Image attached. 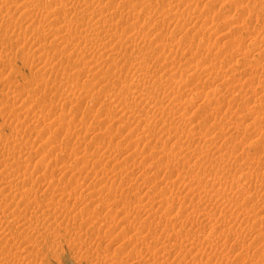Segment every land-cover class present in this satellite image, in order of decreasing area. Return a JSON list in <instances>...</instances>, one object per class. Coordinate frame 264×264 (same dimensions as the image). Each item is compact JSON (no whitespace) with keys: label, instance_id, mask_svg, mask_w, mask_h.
<instances>
[{"label":"rangeland","instance_id":"obj_1","mask_svg":"<svg viewBox=\"0 0 264 264\" xmlns=\"http://www.w3.org/2000/svg\"><path fill=\"white\" fill-rule=\"evenodd\" d=\"M18 1H20V0H13V1H10L11 3H9L10 4V6L12 7H10L11 9H16V7L17 6H19V5H21L20 3H21V1L20 2H18ZM49 0H42V2H44L43 3V6H45V8H47V9H50L51 7L50 6H48L49 5V2H48ZM102 2H106V0H101ZM115 1H117V0H114V1H111V2H114L115 3ZM128 1H131V0H127L125 3H128V4H133V2L131 1V3L130 2H128ZM150 2H156V0H149ZM163 1V2H162ZM183 1V0H182ZM182 1L181 0H157V2H156V4L154 5L155 6V8H157V9H159V8H162V7H167V5H166V3H168V6L170 5V3H171V5H173V8H175L176 9V11L178 10L179 12H182V14H183V17L184 18H186L187 19V21H186V19H184V21H186V22H184V21H181V22H178V21H176L175 19H174V22L172 21L173 19H171L170 17H168V18H164L163 20L162 19H159V18H155V17H153V16H149L148 14H145L144 12H138L139 14V16L137 17V19H138V21L136 20V17H130V16H124V18H122L121 19V22H118L117 23V26L119 27V28H117V26H115V29H118V31H120V32H122V29L121 28H123V26L122 25H124V26H127L128 24H136L137 26H138V28L140 29V32L141 33H143V34H141L142 36H144V41H146V42H143V43H145L144 45H143V43L140 45V46H142L141 47V49H153V51L151 52L152 53V55H153V57H152V55L150 56V57H148L147 59H148V62H146L149 66L147 67V64H146V68H148V69H146V70H144V71H146V72H148L150 75H153L154 74V76H152L153 78H151V79H149V81H148V84L149 85H151L152 84V82H153V79H154V77L155 76H157V75H159V73L161 74V75H164L165 77H170V76H172V77H170V78H173V76H174V78L176 79H174L175 81H183V83L180 85L181 87H183V88H180V91H181V94H180V99L177 97V100L178 101H175V102H179L181 99H184L185 100V98H188V97H195V94L197 95L198 94V96H200V94H203V93H206L207 94V92H209L208 94H210V93H212V91L213 92H219V95L220 96H222V97H220L221 99H220V104L222 105V107H220V108H213V110H209V111H207V110H197L196 112H194L193 113V115H192V113H191V111L193 112L194 110H193V108H191V107H189V106H187V105H185V103H183L184 101L183 100H181L180 101V105H179V103H175L174 102V107H175V105L177 104V106H176V108H179V110H178V113H177V115L178 114H182V113H184V118H183V115H182V120H183V123H184V127H185V129L186 128H189L190 126H191V123L193 122L194 123V121H195V123L197 122H199V126L201 127V129H200V127L198 126V128L199 129H196V130H199L198 131V134L195 136V138H193V140H191L190 142H194V146H193V143H190V142H186L185 141V137H184V135H182V137H181V135L179 134V135H177L178 137H176L175 135H173L172 137H173V139H172V137H170V136H168V135H165V134H162L163 132H162V127H161V124L162 123H159V122H161V121H158V119L156 120V123H153V120H152V114L154 113L151 109H154L153 108V106H154V104H155V102H152V104H151V102H150V104L148 103V106H147V103L146 104H144L145 102L144 101H142L141 103H139L140 102V100H138L137 99V101H139V102H134L132 99H130V98H127V99H125V102H127V103H125V102H123V103H125V104H122V100L124 99V97L123 96H121L120 95V91L118 90L119 89V85H121L122 83L123 84H126V83H128V82H131V79H130V75H131V71H133V66H135V65H133V63H135V61L133 62V59H134V57L136 56V54H138V48L136 49V48H134V46H127L125 43L123 44V42L121 43V44H123V45H118L119 47H120V49H119V51H120V53H123V55H122V57H123V62L125 61V63H122V61L120 62L121 63V65H120V63H118V65L117 64H114V62L111 60V58H110V60L108 59V61H110V62H108V61H106L105 62V64H102L101 65V68L97 71V72H91V71H83L82 69V67L85 65V64H81V63H83V61L84 60H81V59H79V57H77V56H75V55H73L72 53H71V51L72 50H74V48H75V50H79L80 49V47H82L83 46V43L82 42H80V43H82V44H80L79 43V45H76L77 44V42H79V40H75V42H74V40H72V41H70V43H62V42H60L59 44H58V47L56 48V49H49V50H43L44 48H46V47H49L50 46V44H48V42H49V34L46 36V37H48V38H45V40L42 38V37H40V38H38V41H36L37 43H35V40L34 39H32V36H31V33L30 32H28V31H24V32H26V35L24 34V32L22 31V30H24V28L23 27H25L26 26V24H24V26L23 27H21L20 28V30L18 29L19 27H13L12 25L11 26H8V22L7 21H4V23H6V24H3V22L2 21H0V28H1V34H0V43L3 41V43L2 44H0V110L2 111L1 113H3L2 115H0V159H2L3 160V162L4 163H2V162H0L1 164H0V166L2 165L3 166V168L5 167V165L7 164H11L10 166L12 167V169L10 168V167H8L7 165V167H5V169L6 168H9V170H11V171H15V166L16 167H18V168H16V171L12 174V175H14V179H12V175H11V177H8V178H10L11 179V182H9V183H11V184H9L8 185V187L7 188H2V190H1V187H2V185L3 184H1L2 183V176L4 177V174H5V170L4 169H2V167L0 168L1 170H0V172L2 171L4 174H2V172L0 173V178H1V187H0V194H1V192L4 194V195H7L6 193H9L11 190H13V189H16V188H21V189H23V187H29V186H31L32 188H33V190H34V192L35 191H37V193L35 192V195H34V193H32L31 194V196H30V198L32 199V200H34L35 201V199H36V201H35V204H37L39 201V203L37 204V206L38 205H42L43 203H42V201L43 202H47V204H51V207L53 208V206H54V208L55 209H52V208H50V212H48L47 214L45 213L44 214V218H43V216L41 215V214H39L38 212V214L39 215H41V216H38L37 215V213H34L35 211H33V204H34V201H32L31 203H30V207L29 206H26L25 205V203H23V201H21L20 202V206L18 205L17 206V208L19 207V209H17L19 212H20V214H25L26 212H27V214H28V218L26 217L27 216V214L25 215V217H26V220L28 221L29 219H31L33 216H34V218H35V216H36V218L35 219H37L36 220V223H35V219L34 218H32L31 220H32V223H33V225H32V223H30L31 221H28V224H26V226H25V228H26V230H25V228H23V227H20V225H18L17 223H14L13 221L11 222V224H9L10 223V219L9 218H7V217H4L3 215L5 214V211H3L4 209V207L5 206H2L3 204H4V201H2L3 203H1V205H0V207H1V209H2V211H3V213L4 214H2V216H1V212H0V221H2L1 222V226H4V227H1L0 226V230H1V232L2 233H0L1 235H0V264H2V263H8V264H124V262L127 264V262H128V264H147V263H149L150 262V264L152 263V264H160V262H161V264H163L162 262H164V260H165V263L166 264H169L170 262H169V260H171V263H173V260L174 259H176V260H180V262L179 263H181V261H184L183 263H185L186 264V262H187V264H198V262H200L199 264H201V262H203V263H205L204 262V260L207 262V263H205V264H210L211 262V264H217V263H220L221 262V264H264V261H262V259L264 258L263 256H264V239H262V238H264V221H263V223H262V221H260V220H262V219H264V218H262L263 217V214H264V210H263V212H262V208L260 209V207L264 204V202H263V198H262V200H260V199H258L257 201H256V199H254L253 201H249V202H247L248 203V205H247V203L246 202H244V201H242L243 200V198H242V196H239L240 198L238 199V198H236V199H238V200H236L235 201V195L233 196L232 194H230V192H227L226 193V188L225 187H227V185L229 184V181H231V179L233 178V179H235V178H239L240 179V182H241V184L242 185H245V186H248V184L247 183H249L250 182V185H249V189H254V188H257V189H261L263 186H264V181L262 182V180H264V178L261 180L260 179V177H259V181L260 182H258L257 180H256V178L258 179V176H260L261 175V173L262 172H264V152L262 151L261 152V150L263 149L264 150V143L262 144V147H261V144L259 143V142H257V141H260V138L262 139V136L264 137V135H261L260 134V131L257 129V127L261 130V132H263L264 130V90L262 91V93L260 92L261 90H262V88L261 87H264L263 85H260V84H258V85H260L261 87H259L258 85H257V81L255 80V79H257V77L259 78V76H260V78H264V69L262 68L263 66H262V64H261V62H262V60L261 59H264V58H262L264 55H261V54H258V53H255L254 52V48H252V46L253 47H255V48H257V47H259V48H262L261 50L262 51H264V42H258L257 43V45H252V44H250V43H248V44H246V46H245V43H247V42H249L251 39H250V37L252 38L254 35H256V34H258V35H261V36H263L264 35V32L262 31V30H264V19H263V22H262V18H264V17H262V16H264V15H262L261 17H260V15L261 14H263V11H264V9H263V11L261 12V11H254V10H256V9H254V10H252L253 9V7H251L250 5L248 6V7H250L251 8V10H250V12H252V14L254 13L255 15H256V13L255 12H257V15L256 16H258L259 18H258V20L256 19L257 17L254 15L253 17H252V14L249 12V8L247 7V4H246V6L244 5L245 4V0H233L232 2L233 3H231V2H229L230 0H212V3H210L211 2V0L209 1V2H206V1H208V0H184V2H186V3H182ZM110 2V3H111ZM118 2V1H117ZM124 2H121V4L122 5H124L123 3ZM161 2V3H160ZM166 2V3H165ZM214 2V3H213ZM238 2V3H237ZM47 3H48V5H47ZM160 3V4H159ZM165 3V4H164ZM179 3V4H178ZM218 3V4H217ZM231 3V4H230ZM235 3V4H234ZM242 3H243V5L246 7L245 8V11L243 10L244 8H243V5H242ZM18 4V5H17ZM113 4V3H112ZM154 4V3H153ZM163 4V5H162ZM190 4V5H189ZM231 6H230V5ZM233 4V5H232ZM13 5H15V6H13ZM109 5L111 6V4H105V8H107V7H109ZM158 5V6H157ZM162 5V6H161ZM170 5V6H171ZM126 6H127V4H126ZM183 6V7H182ZM186 6V7H185ZM233 6V7H232ZM237 7V9H236V7ZM15 7V8H14ZM220 7V8H219ZM227 7H228V9H227ZM239 7V8H238ZM181 8H183V9H181ZM194 8V9H193ZM255 8V7H254ZM111 8L109 7L108 8V10H110ZM217 9V10H216ZM229 9H230V11H229ZM186 10V11H185ZM232 10V11H231ZM242 10V11H241ZM18 10H16V16L19 14V12H17ZM235 11V12H234ZM247 11L250 13H247ZM183 12H185V13H183ZM186 12H189V13H186ZM218 12V13H217ZM220 12V13H219ZM246 12V13H245ZM14 13H15V10H14ZM192 13V14H191ZM196 13V14H195ZM207 13V14H206ZM112 14H114V13H112ZM184 14H187L186 16L184 15ZM197 14H199L198 15V17H200L199 18V20H198V17L196 18L197 19V21L195 20V18H194V15H197ZM249 14V15H248ZM258 14H260V15H258ZM61 15V16H60ZM116 15V14H115ZM202 15H203V17H202ZM208 15H209V17H208ZM38 15H36V16H33L34 18L33 19H31V20H29V22L31 23V21H32V23L30 24V25H33L32 26V28L34 27V28H37V27H40V25L41 24H39V23H42L41 21H40V19H43V17H40V16H38V17H40V19L37 17ZM58 16H59V18H61L62 16H63V14H58ZM205 16V17H204ZM235 16V17H234ZM239 16V17H238ZM243 16V17H242ZM249 16H251V18L248 17ZM188 17H189V19H191V21L190 20H188ZM202 17V18H201ZM226 17V18H225ZM241 17L243 18V19H241ZM255 17V18H254ZM36 18V20H37V22H35V19ZM38 18V19H37ZM125 18H126V21H125ZM129 19V21H128V19ZM204 18V19H203ZM208 18H210V19H208ZM229 18V19H228ZM13 19V18H12ZM124 19V20H123ZM195 21H194V20ZM238 19V20H237ZM249 19H254V20H250L249 21ZM123 20V21H122ZM132 20H134V23H133V21ZM140 20V21H139ZM161 20H162V23L163 24H161V23H159V21L161 22ZM225 20V21H224ZM240 20V21H239ZM262 22V23H260V21ZM14 21V20H13ZM16 21V20H15ZM15 21H14V23H15ZM38 21H39V23H38ZM136 21V22H135ZM164 21V22H163ZM176 21V22H175ZM193 21V22H192ZM204 21H206L205 23H207V25L206 24H204L203 22ZM236 21V22H235ZM9 22H11V21H9ZM47 22V21H46ZM124 22L126 23V24H124ZM158 22V23H157ZM177 22H178V24H177ZM190 22V24H187V23H189ZM197 22V23H196ZM242 22V23H241ZM256 22V23H255ZM34 23V24H33ZM51 24L53 23L54 24V27H56V26H58V25H60V24H58V25H56L57 24V22H50ZM123 23V24H122ZM139 23H141V24H139ZM182 23V26L180 25V24ZM185 23V25H183ZM258 23H260L259 25H258ZM4 26H3V25ZM39 24V25H38ZM194 24V25H193ZM201 24H203L202 26H201ZM211 24H212V26H211ZM235 24H236V26H235ZM241 24V25H240ZM35 25V26H34ZM178 25V26H177ZM188 25V26H187ZM194 26L195 28H193L192 26ZM209 25H210V27H209ZM239 25V26H238ZM243 25V26H242ZM247 25V26H246ZM261 25V26H260ZM173 26H174V30H173ZM181 26V27H180ZM183 26H186V27H190V28H188V29H191V30H189L190 32H188V30L186 29V27L184 28ZM198 26H200V27H204V29L206 30V28H207V30L205 31H202L203 29L201 28L200 29V27L198 28ZM251 26V28H249ZM257 26V27H256ZM53 27V26H52ZM206 27V28H205ZM232 27V28H231ZM261 27H262V30H261ZM23 28V29H22ZM27 28V27H26ZM30 28H31V26H30ZM193 28V29H192ZM238 28V29H237ZM244 28V29H243ZM254 30H253V29ZM256 28V29H255ZM257 28H259V29H257ZM4 31H3V30ZM39 29V28H38ZM43 29V28H42ZM178 29V30H177ZM198 29V30H197ZM200 29V30H199ZM229 29H230V31L231 32H229ZM248 29V30H247ZM13 30H17V31H13ZM47 29H45L44 31L42 30V32H45ZM142 30V31H141ZM182 30H183V32H182ZM187 30V31H186ZM193 30V31H192ZM195 30H197V31H195ZM252 30V31H251ZM255 30H256V33H255ZM257 30H260L261 32H258ZM4 33H3V32ZM20 31H21V34H19L20 33ZM188 32L189 34L191 33V34H193L192 36L193 37H195V39L190 35V36H188V35H186V33L185 32ZM247 31H248V33H247ZM47 32V31H46ZM182 32V33H181ZM196 32H200V33H196ZM202 32L204 33V35L202 34ZM206 32V33H205ZM225 32H228V33H225ZM252 32V33H251ZM258 32V33H257ZM175 33V34H174ZM194 33H196V35H197V37H196V35L194 34ZM240 33V34H239ZM255 33V34H254ZM262 33V34H261ZM3 34V35H2ZM5 34V35H4ZM124 34H126V35H124L123 37H128L127 36V34L128 33H124ZM181 34V35H180ZM182 34H183V36H182ZM199 34H201L202 36H204V37H202V36H200ZM254 34V35H253ZM146 35V36H145ZM199 35V36H198ZM241 35V36H240ZM253 35V36H252ZM3 36V37H2ZM7 36H8V38H7ZM19 36H20V38H19ZM22 36V37H21ZM26 36V37H25ZM31 36V37H30ZM178 36H179V39H178ZM187 36V37H186ZM235 36V37H234ZM237 36V37H236ZM183 37H185V38H183ZM191 37V39H189ZM206 37V38H205ZM30 38V39H29ZM132 38V37H131ZM188 38V39H187ZM193 38V39H192ZM199 38V39H198ZM204 38V39H203ZM241 38V39H240ZM22 39V40H21ZM40 39V40H39ZM183 39H185V40H183ZM197 39V40H196ZM207 39V40H206ZM234 39V40H233ZM25 40V41H24ZM34 40V41H33ZM148 40V41H147ZM178 40V41H177ZM187 40V41H186ZM188 40H190V43H189V41ZM199 40V41H198ZM211 40V41H210ZM48 41V42H47ZM204 43H203V42ZM224 41V42H223ZM231 41V42H230ZM8 42V43H7ZM75 43V46L73 45L74 43ZM150 42V43H149ZM166 42V43H165ZM176 42H178V43H176ZM192 42H194V43H192ZM199 42V43H198ZM214 42V43H213ZM223 42V43H222ZM234 42V43H233ZM236 42V43H235ZM71 43H73V44H71ZM127 43V42H126ZM168 43V44H167ZM185 43H187V45L185 44ZM209 43V44H208ZM220 43V44H219ZM263 43V44H262ZM9 44V45H8ZM151 46H150V45ZM168 46H167V45ZM184 44V45H183ZM189 44V45H188ZM194 44V45H193ZM198 44V45H197ZM204 44V45H203ZM211 44V45H210ZM222 44V45H221ZM227 44V45H226ZM3 45V46H2ZM8 45V46H7ZM164 45V46H163ZM186 45V46H185ZM202 45H203V47H205V48H203L202 47ZM77 46H79V48H76ZM91 46V45H90ZM121 46L123 47L122 49L123 50H121ZM144 46V47H143ZM150 48H149V47ZM170 46V47H169ZM188 46V47H187ZM209 46H210V48H211V50H212V48H213V50H212V52L213 51H215V52H213V53H215V54H213L212 52H210L211 53V55H210V53H208L207 52V48H209ZM211 46H213V47H211ZM215 46V47H214ZM219 46V47H218ZM232 46V47H231ZM238 46V47H237ZM249 46V47H248ZM261 46V47H260ZM88 47H89V45H87V52L89 51V53L91 52L92 54H94V51H95V45H94V47L93 46H91V48H93V49H91L90 48V50L88 49ZM133 47V48H132ZM162 47V48H161ZM180 47V48H179ZM187 47V48H186ZM223 48V49H222ZM232 48V49H231ZM249 48V49H248ZM251 48V49H250ZM136 49V50H135ZM143 49V50H144ZM155 49V50H154ZM187 49H188V51H187ZM189 49H190V51H189ZM202 49V50H201ZM217 49V50H216ZM227 49L229 50V51H227ZM236 49V50H235ZM242 49L245 51V53H246V51H247V59H250V58H252L253 59V57H254V59L252 60V66L251 67H253L252 68V71L254 72V73H256L255 75H250L251 77H253V76H256L257 74H258V76H256V77H253V78H251V77H249V74H248V72L245 70V69H243V68H241V67H245L246 66V64L247 63H249V60H247V59H245V60H241V59H238V57L239 56H241L240 55V52L242 51ZM134 50V51H133ZM142 50V51H143ZM176 51V52H175ZM182 51V52H181ZM203 51V52H202ZM216 51H220L219 52V54L221 55L220 57H221V59L220 58H215V56H217L218 55V53L216 52ZM226 51V52H225ZM126 54H125V53ZM133 52V53H132ZM155 52V53H154ZM169 52H171V53H169ZM190 52V53H189ZM201 52V53H200ZM228 52V53H227ZM141 53V52H140ZM159 53V54H158ZM187 53V54H186ZM192 53H194V54H192ZM92 54H88L87 53V55H88V58H90L91 56H93ZM124 54H125V56H124ZM132 54H134L133 55V57L131 56ZM156 54V55H155ZM170 54H172V55H170ZM176 56H175V55ZM224 54H225V56H224ZM263 54V53H262ZM178 55V56H177ZM230 55V56H229ZM37 56V57H36ZM175 56V57H174ZM181 56V57H180ZM184 56V57H183ZM208 56V57H207ZM257 58H256V57ZM125 57H127L128 59H126ZM131 57V58H130ZM177 57V58H176ZM250 57V58H249ZM124 58H125V60H124ZM150 58H152V59H150ZM147 59H146V61H147ZM154 59V60H153ZM163 59V60H162ZM259 60L260 61V63H258V65H256L257 64V62L255 63V60ZM127 60V61H126ZM161 60V61H160ZM165 60H166V62H165ZM178 60V61H177ZM206 60V61H205ZM223 60V61H222ZM248 62H247V61ZM257 60V61H258ZM49 61H50V63H49ZM150 61V62H149ZM170 61V62H169ZM220 61V62H219ZM246 61V62H245ZM258 61V62H259ZM113 62V64H112V67H110L111 66V63ZM154 62H155V64H154ZM161 62H163L162 64H161ZM167 62H168V64H167ZM215 62V63H214ZM227 62V63H226ZM238 64H237V63ZM109 63V64H108ZM171 63V64H170ZM220 63V64H219ZM226 63V64H225ZM250 63H251V61H250ZM253 63H254V65H253ZM108 64V65H107ZM152 64V65H151ZM157 64V65H156ZM165 64H167L166 66H164ZM170 64V65H169ZM194 64V65H193ZM196 64V65H195ZM198 64V65H197ZM214 64V65H213ZM215 64H216V66H215ZM222 64H223V66H222ZM230 64V65H229ZM236 64V65H235ZM260 64H261V68H260ZM83 65V66H82ZM132 65V66H131ZM156 65V66H155ZM174 65V66H173ZM204 67V68H202V66ZM232 65V66H231ZM235 65V66H234ZM243 65V66H242ZM245 65V66H244ZM107 66V67H106ZM114 66H116V67H114ZM152 66V67H151ZM177 66V67H176ZM178 66H179V68H178ZM194 66V67H193ZM208 66V67H207ZM211 66V67H210ZM213 66V67H212ZM221 66H222V68H221ZM228 66H230V67H228ZM108 67H110V68H108ZM118 67H120L121 69H122V71L120 70V68H118ZM196 67V68H195ZM200 67V68H199ZM231 67H234V69H237V70H234L233 68H231ZM116 68H118V70L116 69ZM127 68V69H126ZM193 68V69H192ZM207 68H212V70H211V72L212 71H214V72H216L217 71V69H219L220 70V80L218 81V79H217V77L215 76H213V75H215L214 74V72H210V71H204L205 69H207ZM215 68V69H214ZM231 70H230V69ZM240 68V69H239ZM260 68V69H259ZM153 69V70H152ZM155 69H156V71H155ZM170 69H171V71H170ZM173 69V70H172ZM196 69H198V70H196ZM254 69V70H253ZM111 70V71H110ZM120 70V71H119ZM125 70V71H124ZM148 70V71H147ZM162 70V71H161ZM194 70V71H193ZM196 70V71H195ZM222 70H224V71H222ZM226 70V71H225ZM228 70H230V71H228ZM233 70V71H232ZM117 73V75H116V73ZM118 71V72H117ZM165 71H167V72H165ZM190 71V72H189ZM199 71H200V74L201 73H203V74H201V76H199L200 74H199ZM203 71V72H202ZM235 71V72H234ZM236 71H237V73H236ZM114 73V74H112V73ZM123 72V73H122ZM127 72H129V74L127 73ZM156 72V73H155ZM162 72V73H161ZM191 72H192V75L193 74H195V72H196V75H194L193 77H191ZM198 72V73H197ZM205 72H207V73H205ZM208 72H210V73H208ZM222 72V73H221ZM227 72V73H226ZM230 72V73H229ZM244 72H247V75L244 73ZM262 72V73H261ZM93 73V74H92ZM96 73V74H95ZM111 75H110V74ZM147 73V74H148ZM183 73V74H182ZM224 73H226V74H224ZM232 73V74H231ZM236 73V74H235ZM71 74H72V76L74 75V74H76L77 76L73 79L72 77H71ZM107 74V75H106ZM121 74H122V76H121ZM175 74H176V76H175ZM188 74H190V75H188ZM211 74V75H210ZM223 74V75H222ZM228 74V75H227ZM233 74H235V75H233ZM260 74V75H259ZM263 74V75H262ZM112 75H114V76H112ZM120 75V76H119ZM184 75V76H183ZM210 75V76H209ZM247 77H246V76ZM262 75V76H261ZM110 76H112V77H110ZM117 76V77H116ZM119 76V77H118ZM196 76H199L198 78H195L194 79V77H196ZM203 76H204V78H203ZM208 76V77H207ZM211 76L214 78H211ZM123 77H124V79H123ZM206 77V78H205ZM250 79H249V78ZM86 78V79H85ZM90 78H91V80H90ZM105 78V79H104ZM109 78V79H108ZM178 78V79H177ZM184 80H183V79ZM185 78H186V80H185ZM193 78V79H192ZM202 78V79H201ZM210 78V80H208ZM246 78V80H247V82L246 83H244L246 80H244ZM255 78V79H254ZM87 79H88V81H91V83L93 82H98V81H102L101 83H97V85L95 84V88H93V90H91V91H88L89 90V88H91V86H90V84H88L89 82H87ZM101 79V80H100ZM104 79V80H103ZM113 79H115L116 80V82H115V80H113ZM182 79V80H181ZM211 79H212V81H211ZM217 79V80H216ZM107 80V81H106ZM118 80H120V81H118ZM128 80V81H127ZM214 80V81H213ZM241 80H242V82H241ZM248 80H251L253 83L251 84V81H249L248 82ZM186 81V82H185ZM205 81H206V83H205ZM209 81V82H208ZM233 81V84L231 83ZM113 82V83H112ZM120 83L118 86H117V84L118 83ZM213 82V83H212ZM87 83V84H86ZM184 83H186V84H184ZM220 83V84H219ZM222 83H226L225 85L223 84V85H221ZM230 83V84H229ZM248 83V84H247ZM255 83H256V87L254 86L255 85ZM86 84V85H85ZM113 84H115V86L113 85ZM147 84V85H148ZM227 84H228V86H227ZM252 86H251V85ZM112 85L114 86L113 88H112ZM148 85V87L147 88H149V87H151V86H149ZM209 85H210V87H209ZM86 86L88 87V88H86ZM189 86V87H188ZM205 86V87H204ZM250 86V87H249ZM99 89H101V90H99ZM208 87V88H207ZM217 87V88H216ZM219 87V88H218ZM222 89H221V88ZM249 87V89H247ZM253 87V88H252ZM256 89H255V88ZM143 88V87H142ZM189 88V89H188ZM192 88V89H191ZM194 88H195V90H194ZM205 88V89H204ZM230 88H232V89H230ZM260 88H261V90H260ZM83 89H85L84 91H87V92H89L88 94H87V92H86V94H85V92L83 91ZM87 89V90H86ZM97 89V90H96ZM151 88H149L148 90H150ZM169 88L167 87V90H168ZM209 91H208V90ZM213 89H215V90H213ZM247 89V90H246ZM250 89H252L253 91H251ZM258 89V90H257ZM264 89V88H263ZM8 90H10V91H8ZM11 90H13L12 92L14 93V95H17V94H19L18 95V97H20L19 99H20V101H19V99H18V97L17 96H15V97H12V96H14V95H12L11 93ZM198 90V91H197ZM241 90V91H240ZM254 90H256V92L254 91ZM260 90V91H259ZM6 91H8L7 93L9 94V96L7 95V96H5L7 93H5ZM94 91V92H93ZM189 91V92H188ZM204 91V92H203ZM238 91V92H237ZM5 93L4 94V96L2 95V93ZM100 92V93H99ZM182 92H185V93H182ZM188 92V93H187ZM233 92H236V93H233ZM70 95H69V94ZM81 93V94H80ZM99 94V95H97V94ZM110 93V94H109ZM221 93H222V95H221ZM260 93L262 94V95H260ZM80 96H79V95ZM85 94V95H84ZM163 94V93H162ZM162 94H157L156 95V98H155V100L157 99L158 101L156 102V104L157 103H159L158 105H160V103H161V101L160 100H162V101H164L165 103H168L169 102V97L167 98V97H162L163 95ZM183 94H185V95H183ZM74 97H73V96ZM150 95H152V94H150ZM165 95H166V92H165ZM240 95H241V99L244 101H242L241 99H240ZM243 95V96H242ZM245 95H247V96H245ZM110 96V97H109ZM183 96V97H182ZM229 96V97H228ZM238 96H239V98H238ZM10 98V97H12V99L10 100V99H8V98ZM22 97V98H21ZM66 99H65V98ZM75 97H77L78 98V102L76 101H73L74 99L73 98H75ZM108 97V98H107ZM115 97H118L120 100H119V102L117 101L118 99H116V100H114L115 99ZM182 97V98H181ZM231 97H234V98H231ZM251 97V98H250ZM15 98V100H13ZM80 98V99H79ZM114 98V99H113ZM222 98H226V99H222ZM231 98V99H230ZM237 98V99H236ZM250 98V99H249ZM259 98V99H258ZM263 100H262V99ZM18 101H17V100ZM24 99H26V101H27V103L26 104H24L23 102H24ZM233 99L235 100V101H233ZM21 100H22V102H21ZM67 100V101H66ZM69 100H71V101H69ZM229 100H232V102L231 101H229ZM249 101V103L252 105L253 103H258V104H262L261 105V107H258L257 109H255V110H253L252 112H250V114L247 116L246 114H244L243 112H245L246 113V109H245V103H246V106L248 105V106H250V104H247L248 103V101ZM4 101H6V102H4ZM8 101V102H7ZM9 101L11 102V103H9ZM14 101V102H13ZM17 101V102H16ZM134 103H133V102ZM167 101V102H166ZM239 101H240V103L241 104H239ZM12 102L13 103H15V105H13L12 104ZM19 102H21V103H23V106L24 105H28L29 104V106L31 107L32 105H33V107H34V105H35V109H33L32 107V109L30 108V107H23L22 105H20V104H18ZM71 102V103H70ZM75 102V103H74ZM186 102V101H185ZM226 103V105L224 104V103ZM242 102H243V104H242ZM252 102V103H251ZM5 103V104H4ZM6 103H7V105H6ZM182 103H183V105H182ZM228 103V104H227ZM236 105H235V104ZM238 103V104H237ZM12 106H14V107H12V109L11 110H8V109H10V107H11V105ZM16 104H18L19 106H17ZM135 104V105H134ZM141 104H142V106H141ZM231 104H233V106H231V108H230V106L229 105H231ZM4 105H6V106H8V109H6V106H4ZM122 105H123V107H124V105H126V107L128 108V109H126L125 111L122 109L123 107H122ZM128 105V106H127ZM150 105V106H149ZM152 105V106H151ZM220 105V106H221ZM234 105H235V107H234ZM237 105H239L238 106V109H239V111L240 112H237ZM243 105H244V109H242L243 108ZM10 106V107H9ZM21 106L24 108L23 110H25V112L23 111V110H21L22 108H21ZM144 106H146V107H144ZM180 106V107H179ZM183 106V107H182ZM189 107V108H186V109H189V111L187 110L186 111V109H185V107ZM247 106V107H248ZM260 106V105H259ZM2 107V108H1ZM155 107V106H154ZM182 107V108H181ZM14 108V109H13ZM29 108V109H28ZM148 108H150V109H148ZM227 108H230V110L228 111V109ZM234 108V109H233ZM236 108V109H235ZM16 109V110H15ZM20 109V110H19ZM116 109H117V111H116ZM122 109V110H121ZM130 109V110H129ZM219 109H220V111H219ZM227 111H226V110ZM15 110V111H14ZM27 110H28V113H27ZM129 110V111H128ZM184 111V112H180V111ZM233 110V111H232ZM236 110V114L238 115V116H240L242 113L244 114H242L241 115V118L240 117H238V116H235L236 114L235 113H232V112H234ZM241 110H243L242 112H241ZM259 110H261V112L259 113ZM12 112V115H11V112ZM105 111H108V112H105ZM115 113H114V112ZM199 111V112H198ZM203 111V112H202ZM207 111V112H206ZM232 111V112H231ZM16 114H15V113ZM97 112H99V113H97ZM106 114V116H105V114ZM186 112H188L189 114H187ZM200 112H201V115H200ZM204 112H206V114L204 113ZM208 112H210V114L212 115L213 113H217L218 112V114L216 115V114H213V116H214V118H216V116H217V118H216V120L213 118V116H210L209 115V113ZM211 112H213V113H211ZM221 112V113H220ZM224 112V113H223ZM227 112V113H226ZM231 112V113H230ZM20 113V114H19ZM25 113V114H24ZM30 113V114H29ZM47 113V115L49 116V114L51 115L50 117H51V121L50 120H46L45 118L47 117V115L45 116V114ZM108 113V114H107ZM114 113V114H113ZM117 113V114H116ZM190 113H191V115H190ZM196 113V114H195ZM199 113V114H198ZM220 113V114H219ZM225 113H226V115L227 116H225L224 117V115H225ZM261 114V116H263V117H259L260 115L259 114ZM15 116H14V115ZM18 114V115H17ZM38 114L40 115L39 117H38ZM42 114H43V116H42ZM95 114H97L96 115V117H94V115ZM101 114V115H100ZM109 114H110V116H109ZM180 114V115H181ZM185 114H186V117H185ZM198 114V115H197ZM234 114V115H233ZM22 115V116H21ZM23 115L25 116V117H23ZM98 115H100L99 116V118H102V119H99L98 118ZM119 115V117L117 118L116 116H118ZM197 115L198 117L197 118H195V116ZM201 117H200V116ZM232 115V116H231ZM246 115V116H245ZM258 115V117L259 118H257V119H261L260 121H259V123H257L258 124V126L256 125V124H253L252 122L254 121V118H253V116H257ZM56 116V117H55ZM64 117V119L62 118V117ZM113 116H114V118H113ZM179 116V115H178ZM193 116V117H192ZM226 119H224V120H222L223 119V117ZM229 116H231V117H229ZM243 116V117H242ZM16 117H18V118H16ZM53 117H55V118H57V117H59V119H61V120H57V121H55L54 119L55 118H53ZM61 117V118H60ZM94 117V119L95 118H98L99 120H101V121H98L97 122V119H93V122H91V120H92V118ZM105 117V118H104ZM109 117V118H108ZM113 119H112V118ZM120 117H122L123 118V120H122V118H120ZM164 117H165V119L169 122L170 120H169V118L168 117H170L169 115H167L166 116V114L164 115ZM220 119H219V118ZM227 117V118H226ZM228 117H229V119H228ZM233 117V118H232ZM252 117V118H251ZM41 118V119H40ZM49 118V117H48ZM47 118V119H48ZM71 118V119H70ZM72 118H73V120L75 121L76 120V122H74V123H76V126H74V123H73V120H72ZM107 118L108 119H110V120H107ZM115 118H117V119H119V120H115ZM191 118V119H190ZM205 118V119H204ZM235 118V119H234ZM238 118V119H237ZM42 119H44V120H42ZM50 119V118H49ZM103 119H104V121H103ZM121 119V120H120ZM220 121H219V120ZM227 119H228V121H230L229 123H227L228 121H227ZM230 119H232V120H230ZM234 119V120H233ZM53 120V121H52ZM116 122H115V121ZM185 120H186V122H185ZM189 120V121H188ZM198 120V121H197ZM209 120V121H208ZM238 120H239V122L241 123H238ZM253 120V121H252ZM50 123H49V122ZM61 121H64V122H61ZM96 121V122H95ZM166 121V123H168ZM206 121V122H205ZM234 121V122H233ZM237 121V122H236ZM250 121H252L251 123L253 124H249L250 123ZM52 122H55V123H57V124H51ZM71 124H69V123ZM211 124H210V123ZM247 122H249V123H247ZM261 122V123H260ZM31 123V124H30ZM62 123V124H61ZM64 123H66V124H64ZM72 123H73V125H72ZM91 123H93V125H94V127H92L93 125L91 124ZM147 123H151V124H153V126H150V128L152 127V132L150 131V132H146V133H144L143 132V126H146L147 125ZM159 123V124H158ZM188 123H190L189 125H188ZM16 124H21V125H18V127L20 128H18L17 126H15ZM51 124V125H50ZM61 124V125H60ZM66 125L65 127H64V125ZM145 124V125H144ZM205 124H207V125H205ZM217 124L219 125V127L218 128H220L219 130L220 131H218L216 128V126H217ZM57 125H59L60 127H58ZM63 125V126H62ZM69 125H70V127L73 129V127H74V130H72L71 128H69L70 130H71V135H70V133H69V129H67V127H69ZM186 125V126H185ZM212 125H215L214 127H216V128H212L211 126ZM236 125H238V126H236ZM247 125V126H246ZM248 125H249V127H248ZM255 125V126H254ZM263 125V126H262ZM15 126V127H14ZM20 126H24V127H26V129H24V127H20ZM48 127V129H47V127ZM62 126V127H61ZM96 126V127H95ZM189 126V127H188ZM205 126V127H204ZM206 126H207V128H206ZM222 126V127H221ZM224 126V127H223ZM225 126H227V127H225ZM231 126V127H230ZM236 126V127H235ZM240 126H242V127H240ZM244 126H245V128H244ZM251 126L254 128V131H253V128H251ZM257 126V127H256ZM260 126V127H259ZM17 127V128H16ZM46 127V128H45ZM211 128V129H209V128ZM233 127V128H232ZM246 127H248L249 129H251V131L247 128L246 129ZM256 127V128H255ZM21 128H23V129H21ZM64 128H66L65 130H63ZM203 128V129H202ZM223 129V131L221 132V130ZM226 128V129H225ZM228 128H230V129H228ZM50 129V130H49ZM95 129V130H94ZM208 131H207V130ZM212 129H216V131H218V133L217 132H215L214 133V131L212 130ZM22 130H25L24 132H22ZM63 130V131H62ZM211 130L213 131V132H211ZM255 130H256V133L257 134H255ZM18 133H17V132ZM26 131H27V133H26ZM52 131V132H51ZM65 131H67V133L69 134H66V133H64ZM129 131V132H128ZM131 131V132H130ZM210 131V132H209ZM243 131H247V133L246 132H243ZM249 131V132H248ZM21 132V133H20ZM73 132V133H72ZM127 132L128 133H130L132 136H130V134H129V137L126 135L127 134ZM205 132V133H204ZM221 132V133H220ZM251 132V133H250ZM55 133V135H53ZM117 133V134H116ZM140 133V134H139ZM144 134V135H142V134ZM203 133V136L207 133L208 134V137L205 135V137L204 138H202L203 136L202 135H200V134H202ZM211 133V134H210ZM225 134L226 136H224L223 134ZM231 134V136H230V134ZM235 133V134H234ZM249 133V134H248ZM20 134V135H19ZM26 134V135H25ZM213 134V135H212ZM222 135V136H219V135ZM243 134V135H242ZM247 134V135H246ZM17 135V136H16ZM51 135H52V137L54 138H51ZM57 135V136H56ZM214 135H218L217 137H214ZM252 135H256V136H252ZM17 138H16V137ZM19 136V137H18ZM141 136H143V140H142V137ZM144 136H146V137H144ZM209 136H210V138H212V137H214V141H213V143L215 142V141H217V142H215V144H214V146H215V150L213 149L212 151H214L212 154H211V156H213V154H220V155H216V156H218V159L220 158V156H221V158H222V156H224V155H221V154H223V152L222 151H224L225 153L226 152H228V153H231L232 152V154L233 155H231V158H232V161H231V159H229L230 158V154L229 155H227L228 153H226V155L225 156H228V157H223L221 160H216V161H214L216 158L213 156L212 158L211 157H209L208 155H210V154H208L207 155V157L205 158H202L201 159V161H204V162H200V160L198 161V165H200L202 168H200V170L202 169V172H200V170H199V166L197 167V166H195V164H193V162L195 161V157H196V155L195 154H197L198 152H199V150H200V153L202 152V148H201V145L203 146L204 144H205V139L207 138H209ZM232 136H233V139H232ZM243 136H244V138H243ZM257 136H261L260 138L259 137H257ZM111 137V138H110ZM148 137V138H147ZM220 137H222L223 139H224V143H219V142H222V138H220ZM228 137L231 139H229V142L228 141H226V138L228 139ZM246 137V138H245ZM252 137V139H253V141L252 140H250V138ZM257 139H259V140H257ZM56 138V139H55ZM113 138V139H112ZM134 138H136L137 140H135ZM146 138V139H145ZM175 138V139H174ZM177 138V139H176ZM217 138V139H216ZM218 138H219V140H218ZM235 138V139H234ZM243 138V139H242ZM13 139V140H12ZM15 139V140H14ZM16 139H18V140H16ZM22 139V140H21ZM50 139H52L53 140V142L50 140ZM109 139H112V140H109ZM145 139V140H144ZM179 139L180 140H182V144L180 143V142H178L179 141ZM200 139V140H199ZM254 139H256V140H254ZM55 140V141H54ZM108 140V141H107ZM174 140H176L177 142L176 143H180V144H177L176 145V143H175V141ZM184 140V141H183ZM199 140V141H198ZM235 140V141H234ZM249 140L252 142V145H251V142H249ZM263 140V139H262ZM15 141V142H14ZM18 141V142H17ZM26 143H25V142ZM102 141H104V142H102ZM105 141H107V143H105ZM109 141H110V143H109ZM137 141V142H136ZM195 141L197 142V144L195 143ZM202 141V142H201ZM225 141H226V143H225ZM234 144V145H231L232 143ZM234 141V142H233ZM238 141V142H237ZM264 141V140H263ZM18 143V146H19V148H17V144H15V143ZM21 142V143H20ZM62 142V143H61ZM201 142V143H200ZM231 143L230 145L228 144V143ZM236 142V143H235ZM240 142H242V143H240ZM250 144H249V143ZM256 142V143H255ZM13 143V144H12ZM20 143V144H19ZM23 143H25L24 145H23ZM55 143V144H54ZM66 143V144H65ZM102 143V144H101ZM108 143L109 144H112V145H109L108 146ZM186 143V144H185ZM189 143H190V145H189ZM200 143V144H199ZM204 143V144H203ZM258 143L260 144V146L258 145ZM23 146H22V145ZM61 144H62V146H61ZM218 146H217V145ZM223 144V145H222ZM225 144H228L229 145V147H227L226 149H225V147L227 146V145H225ZM240 144V146H239V148H237L238 147V145ZM241 144H242V147L244 148H242L241 147ZM245 144V145H244ZM256 144V145H255ZM13 145H15L14 146V149H13ZM21 145V146H20ZM26 145V146H25ZM54 145L56 146V145H58L59 146V150L57 151V147L56 148H53L54 147ZM66 145V146H65ZM76 146V147H74V146ZM101 145H103V146H100ZM107 145V146H106ZM147 145V146H146ZM176 145V146H175ZM191 145L193 146V148L195 149L196 147H195V145L197 146V145H199V146H197V148H199L200 147V149H197L196 148V150H198V151H196V150H194L193 149V151H191V149H192V147H191ZM225 145V146H224ZM244 145V146H243ZM249 146V145H251V147H250V150L251 149H253V150H251L252 151V153H251V151L249 150V148H245L246 146ZM254 145V146H253ZM11 146H12V148H11ZM53 146V147H52ZM65 146V147H64ZM112 147V149H111V147ZM117 146V147H116ZM185 146V147H184ZM232 148H231V147ZM258 147V150L256 149V148H253V147ZM10 147V148H9ZM23 147V148H22ZM24 147H26V148H24ZM52 147V148H51ZM62 147H64L65 148V150H62V149H60V148H62ZM104 147H110V149L112 150H110L111 151V156H108L109 158H106L105 156H107V154L105 155V153L104 152H106L105 150V148ZM115 147V148H114ZM153 147V148H152ZM181 148V151H179L180 149H178V148ZM183 147H184V149L187 147L188 149V151L186 152V149H185V151L183 150ZM191 147V148H190ZM219 147H223V148H221V149H223V150H221ZM261 147V148H260ZM20 148H22V150H19ZM63 148V149H64ZM74 148L76 149V148H78L77 150H79V154L80 153H82V154H77V150H74ZM87 149V151H85L86 149ZM108 148H107V150H108ZM117 148V150H119V149H121L120 150V152H118L117 150L115 151V149ZM129 148H131V149H129ZM150 150H149V149ZM159 150H158V149ZM228 148H229V150L230 149H232V150H230V151H228ZM240 148H242L241 150H240ZM4 149H7V150H4ZM9 149H13V151H11V150H9ZM24 149H25V151H24ZM46 149H47V151H46ZM49 149H51V151H49ZM71 149H73V150H71ZM82 149H84V153H83V151H82ZM96 150V151H98V152H96V151H94V150ZM104 149V150H103ZM123 149V150H122ZM167 150L166 152H163L162 150ZM236 151H235V150ZM245 149H248L249 150V152H248V150L246 151ZM255 149H256V151H255ZM10 152H9V151ZM56 150V151H55ZM60 150H61V152H60ZM135 151L136 150V152H137V154H135L136 152H134V154L132 153V152H130V151ZM155 150H157L156 151V153L155 152H153V151H155ZM160 150H161V152H160ZM176 150V151H175ZM183 150V151H182ZM190 150V151H189ZM218 150V151H217ZM219 150H221L220 152H219ZM240 150V151H239ZM54 151V152H53ZM76 151V152H75ZM81 151V152H80ZM95 152V155L97 156H92V155H94V152ZM115 151V152H114ZM152 151V152H151ZM168 151H171L170 153H167ZM172 151H174V152H172ZM177 151H179V152H181V153H177ZM195 151V152H194ZM239 151V152H238ZM248 152L249 153V155H247L248 153H245L244 154V152ZM5 152V153H4ZM7 152V153H6ZM48 152H53L52 154H50V155H52L51 157H49V153ZM73 152V154L74 153H76L77 155H75L76 156V158H75V156H74V159H77L76 161L77 162H79L80 160H79V157H77V156H80V159H81V157H85V156H87V155H89L90 153H93V154H90L89 156H87V158L85 157L84 159H86V161H84L83 159V161H84V163L85 164H83V162H82V160L79 162V163H81L80 165H79V163L77 164V162L76 161H74L73 160V154H71ZM86 152H88V153H86ZM104 154H103V153ZM112 152H114V153H112ZM142 152H143V154H142ZM146 152V153H145ZM148 152H151L150 154L148 153ZM176 152V153H175ZM190 152V153H189ZM194 152V153H193ZM197 152V153H196ZM216 152V153H215ZM237 152H238V154H237ZM48 153V154H47ZM55 153V154H54ZM86 153V154H85ZM98 155H97V154ZM120 153V154H119ZM121 153H122V155H121ZM126 153H129V154H126ZM130 153H132V154H130ZM152 153L154 154V155H152ZM161 153H162V155L163 154H169V155H172V154H176V155H178V156H174L175 158H173L172 157V160H171V157L169 156V158H167L166 160H168V161H171V163L170 162H166V160H164L165 158H164V156H162L161 155ZM182 153H185V154H192V156H189L188 155V157H187V159H189V164H188V161H185V162H187V163H184V161L183 160H187V159H185L184 158V155L185 154H182ZM224 153V154H225ZM240 153H241V155H242V153H243V155H245L244 157H243V155L241 156L240 155ZM258 153V154H257ZM46 154V155H45ZM70 154H71V156L72 157H69L70 156ZM84 154H85V156H84ZM115 154H117L116 156H117V159H119L118 161L115 159L116 157L114 156ZM120 156H119V155ZM147 154H149V155H147ZM179 154H181V156L179 155ZM202 154V153H201ZM56 157H54V156ZM99 155H101V156H103L102 158H100L101 156H99ZM112 155H113V157L114 158H112ZM124 155H125V157H127V155H129V157H127V158H122V157H124ZM143 155V156H142ZM148 157H147V156ZM150 155H152V157H154V156H157V159H155V161H154V158H152ZM183 155V156H182ZM193 155H195L194 157H193ZM203 155V154H202ZM239 155V158L238 157H236V156H238ZM19 156V157H18ZM47 156V157H46ZM119 156V157H118ZM146 156V157H145ZM159 156H162L164 159H161L162 157H159ZM186 156V155H185ZM247 156H248V158H247ZM14 157V158H13ZM16 157H18L19 158V163L17 164V162L15 163L14 161H17V159H16ZM49 157V158H48ZM52 157H54V158H52ZM63 157V158H62ZM94 159H93V158ZM142 157V158H141ZM144 157V158H143ZM159 157V158H158ZM181 157L183 158V159H181ZM209 157V158H208ZM235 157H236V160H235ZM57 158L58 159H61V160H63V161H59V160H57ZM65 158V159H64ZM91 158H92V160H91ZM97 158L98 159H100V163L101 162H103V163H96V162H99L98 160H97ZM146 158V159H145ZM148 158V159H147ZM151 158V159H150ZM156 158V157H155ZM181 160L180 161V164L178 165L176 162H178V160ZM197 158V157H196ZM208 158V159H207ZM215 158V159H214ZM224 158H227V159H224ZM243 160H242V159ZM252 160H251V159ZM254 158V159H253ZM258 158V159H257ZM262 158V159H261ZM6 159V160H5ZM13 159V160H12ZM16 159V160H15ZM44 159V160H43ZM67 159V160H66ZM71 160V161H69V160ZM90 159V161L89 162H91L92 161V163H89L88 162V160ZM96 159V160H95ZM105 159V160H104ZM107 159V160H106ZM115 161H114V160ZM122 159H123V161H122ZM141 159V160H140ZM144 159L146 160V161H144ZM150 159V160H149ZM170 159V160H169ZM174 159V160H173ZM192 159H194V161L192 162L191 160ZM204 159V160H203ZM223 159H224V161H225V164H222L221 162H223ZM239 159V160H238ZM247 161H246V160ZM249 159V160H248ZM57 160V161H56ZM66 160V161H65ZM79 160V161H78ZM109 160V161H108ZM113 161V163H111L110 161ZM130 160H131V162H130ZM148 160V161H147ZM156 160H157V165L156 164H153V165H156V167L155 166H153L152 165V163H155L156 162ZM176 160V161H175ZM207 160H209V161H211L210 162V164H209V161L207 162ZM214 162H216V166H215V163H213V161ZM227 160H229V161H227ZM236 162V161H239V162H237L238 163V165H237V163H235L234 161ZM7 161V162H6ZM52 161V162H51ZM67 161H69V162H67ZM96 161V162H95ZM104 161H106L107 163L105 164V162ZM122 163H121V162ZM127 161V162H126ZM132 161H134V162H136L135 164L137 165H135V164H133L134 162H132ZM138 161H140V162H138ZM141 161H144V162H141ZM149 161H151L150 163H149ZM159 161H160V163H159ZM175 163H174V162ZM241 161V162H240ZM250 161H252V162H254L255 164L253 165V163L252 162H250ZM256 161H258L260 164H261V166H260V164H258V162H256ZM6 162V163H5ZM9 162V163H8ZM12 162L14 163V164H16V165H12ZM64 162H67V164L65 165V163ZM70 162H71V164H70ZM73 162H74V164H76V165H78V166H81V167H76L74 164H73ZM115 162V163H114ZM120 164H119V163ZM163 162V164H161ZM165 162V163H164ZM200 162V163H199ZM227 162H230V163H234V164H230V163H227ZM243 162V163H242ZM247 164H246V163ZM69 163V164H68ZM89 163V164H88ZM125 163V165H126V163H131V164H127L129 167H126L125 165H121V164H124ZM148 163V164H147ZM185 164V166L184 165H182V167H181V164ZM192 163V164H191ZM203 163V164H202ZM205 163V164H204ZM207 163L211 166V168H210V166L209 165H207ZM220 163V164H219ZM224 163V162H223ZM227 163V164H226ZM240 163V164H239ZM249 163V164H248ZM256 163H257V165H256ZM20 164V166H18ZM21 164H23V165H21ZM87 164H88V166H87ZM117 164V165H116ZM132 164H133V166H132ZM203 166H202V165ZM215 166V167H213L214 169H215V171H216V173L217 174H219V175H217V176H221L220 178L222 179V181H221V179H220V183L222 182V183H225L226 182V184L224 185H222V183H221V185H216L215 183V185L213 184V186H211V182L210 181H212V179H215V171L214 170H211L212 169V166L213 165ZM218 164V165H217ZM223 166H222V165ZM242 164V165H241ZM244 164L246 165V166H248V167H246V166H244ZM59 165V166H58ZM61 165V166H60ZM63 165H65L64 166V168L67 166V165H69V166H67L66 167V169H63ZM83 165H85V167L83 166ZM96 165H98L97 167L99 168V169H97V167H96ZM151 167H149V166ZM161 165H165L164 167L166 168H162L161 167ZM170 165V166H169ZM171 165H173V168L171 167ZM178 165V166H177ZM193 165V166H192ZM204 165H207V166H205L204 167ZM220 165H221V167H220ZM227 165V166H226ZM228 165H230V166H228ZM232 165V166H231ZM235 167H234V166ZM239 165H240V168H245L246 170L248 169V171H241L240 170V168H239ZM250 165H252V167H251V169L249 168L250 167ZM58 166V167H57ZM95 166L96 167V169H95V167H94V170L96 171V173H100L99 175H101V174H103V175H101V176H99L98 174H97V176H95V174H94V176H92V174H93V172L92 171H94V170H92L93 169V167ZM105 168H104V167ZM115 167V169L116 168H118L116 171H115V169H113L114 167ZM132 166V167H131ZM138 166H139V168H141V169H138ZM148 166V167H147ZM161 167V168H159V167ZM171 167L173 170H174V168L175 169H177L178 167V170H174V172H171V171H173L171 168H169V167ZM176 166V167H175ZM196 168H195V167ZM219 166V167H218ZM229 167V171H228V169L226 168V167ZM237 166H238V168H237ZM253 166H255L254 168H253ZM20 167V168H19ZM59 167H61V168H59ZM70 167V168H69ZM77 168V169H79L80 170V168H81V172H79V170H77L76 169V171H75V169H73V171H72V168ZM92 167V168H91ZM103 167V168H102ZM107 167H109V168H107ZM111 167H113V168H111ZM126 167V168H125ZM130 167H131V170H129L130 169ZM134 167V168H133ZM136 167V168H135ZM142 167H144L143 169H144V171H143V169H142ZM188 168V169H186V168ZM195 169H194V168ZM209 167V168H208ZM224 167V168H223ZM234 169H233V168ZM258 167H259V169L260 170H258ZM58 168V169H57ZM67 168H68V170H69V172H68V170H67ZM111 168V169H110ZM122 168H123V171H122ZM132 168H133V170H132ZM158 168H159V170H158ZM181 168V170H179ZM183 168V169H182ZM198 168V169H197ZM204 168H207V170H205ZM222 169L223 170V172H222V170H219V171H217L218 169ZM231 168H232V170H231ZM102 169H104V173L103 172H101V170ZM137 169V170H136ZM146 169V170H145ZM185 169V171H183ZM190 169L192 170V171H194L193 173H194V175L192 174V173H190V172H192V171H190ZM205 171H204V170ZM224 169L226 170V171H228V173H230V171L232 172L231 174H228L227 175V172L225 171V173H224ZM237 169H239V173H237L238 172V170ZM250 169V170H249ZM70 170H71V172H72V174H74L75 172H78V173H76L77 175L75 176V175H73V176H71L70 178H69V176L70 175H72L71 174V172H70ZM98 170H100V172H97ZM109 170H114L113 172H118V173H111V171L109 172ZM242 170H244V169H242ZM62 171H66L65 173L67 174V172H68V174L66 175V174H64V172H62ZM75 171V172H74ZM103 171V170H102ZM108 171V172H107ZM124 171H125V173H129V175L127 176V175H125L124 174ZM128 171H131V172H128ZM163 171V172H162ZM180 171V172H179ZM182 171V172H181ZM213 171V172H212ZM251 171H253V173H254V171H255V173H254V176H252L253 175V173L251 172ZM259 171V172H258ZM120 172H121V174L123 175V176H125V177H123L122 175H118V177L120 176V178L121 177H123V178H125L124 180H121V179H119V178H112L113 177V175H115L114 177H117V174H120ZM145 172V173H144ZM169 172V173H168ZM184 172V173H183ZM189 172V173H188ZM206 172H208V173H210V174H208L206 177H205V175L207 174ZM213 174H212V173ZM219 172V173H218ZM245 172L247 173V174H245ZM256 172H258L257 173V177L255 176V174H256ZM95 173V172H94ZM105 173H107V174H105ZM109 173H111L110 174V176H109ZM140 173H143V174H140ZM154 173V174H153ZM166 173V174H165ZM195 173H196V175H195ZM198 173H199V176H200V178L202 177L204 180H202V178L201 179H198L197 180V182L199 183V186H198V184L195 182L196 180V177L198 176ZM202 175H201V174ZM206 173V174H205ZM223 173V174H222ZM242 173H244L245 174V176H243L244 174H242ZM250 173H252V175L250 174ZM260 173V174H259ZM62 174V175H61ZM63 174H64V176H63ZM149 174H151V175H149ZM213 175V177H211L212 175ZM221 174V175H220ZM259 174V175H258ZM22 175V176H21ZM25 175V176H24ZM30 175H32V176H29ZM61 175V176H60ZM107 177H106V176ZM139 175V176H138ZM227 175V176H226ZM242 175V176H241ZM247 175H251V176H248L247 177ZM17 176V177H16ZM74 176H75V178H74ZM104 176V177H103ZM194 176H195V178H194ZM198 176V177H199ZM204 176V177H203ZM208 176H210V177H208ZM224 176V177H223ZM229 176V177H228ZM26 177V178H25ZM61 177H63V179L61 178ZM101 177H103L102 179H104V182H103V180L101 179V181L100 180H98V179H100ZM131 177V178H130ZM137 177V178H136ZM184 178V180H183V178ZM194 179H193V178ZM228 177V178H227ZM251 177H253V178H251ZM256 177V178H255ZM8 178H6L7 180H10V179H8ZM20 178H22L21 180H20ZM65 178H67V180H65ZM71 180V182H70V180ZM94 178V179H93ZM130 178V179H129ZM134 178V179H133ZM208 178V179H207ZM210 178V179H209ZM231 178V179H230ZM249 180H248V179ZM34 179V180H33ZM35 179L37 180V181H35ZM42 181H41V180ZM45 179V180H44ZM47 179V180H46ZM59 179L63 182V184H64V186H63V184H59V183H61V182H58L59 181ZM94 180L95 182H91L90 180ZM96 179V180H95ZM112 179V180H111ZM132 179V180H131ZM182 179V180H181ZM186 179L190 182L191 181V183H189L188 181H186ZM190 179H193V180H190ZM229 179V180H228ZM242 179V180H241ZM251 179V180H250ZM254 179V180H253ZM22 180H24V181H22ZM38 180H39V182H38ZM44 180V181H43ZM49 180L51 181V180H53V181H51L52 183H51V187L52 188H54V189H52L50 186V188H48L46 191L44 190L46 187H48V183H47V181L49 182ZM54 180L56 181V183H58L57 185L59 186H61L60 188L58 187V189H57V187L55 186V185H53V182H54ZM58 180V181H57ZM69 180V181H68ZM92 180V181H93ZM120 180V181H119ZM136 182H135V181ZM210 180V181H209ZM223 180H224V182H223ZM246 180H248L247 181V183H246ZM253 180V181H252ZM68 182V183H66V182ZM94 183L96 186L95 187H93V186H91L92 188H95L96 189V191L98 190L96 187L97 186H99L98 188H99V191L101 190H103V192H101V194H100V192L99 191H97V192H95V190L94 189H90L91 187H89V185H91V183ZM99 182L98 184H100V185H98L97 184V182ZM106 181V182H105ZM107 181H109L108 183H107ZM121 181H123L122 183H121ZM128 181V182H127ZM188 182V184H190V187L191 188H189V185H187L186 186V182ZM38 182V183H37ZM46 184H45V183ZM86 182H88V184H87V186L89 187V189L91 190H89V192L90 193H88V190H85V188L87 187V186H85L84 187V185H85V183ZM119 182H120V184H124V185H120L119 184ZM183 182V183H182ZM193 182H194V184H197V185H194L193 184ZM242 182H244V183H242ZM261 182H262V184H261ZM35 184V185H33V184ZM56 183H54V184H56ZM79 183H83L82 185H81V187H80V184ZM90 183V184H89ZM130 183V184H129ZM228 183V184H227ZM253 183V184H252ZM13 184V185H12ZM30 184V185H29ZM67 184H69V186L67 185ZM107 184V185H106ZM112 184V185H111ZM145 184V185H144ZM204 185V187H202V185ZM207 184V185H206ZM25 185V186H24ZM38 185H40L39 187H38ZM42 185V186H41ZM49 185H50V182H49ZM77 185H79V186H77ZM104 185V186H103ZM111 185V187H113V189L111 188H109L108 189V187L107 186H110ZM138 185H143V186H139L138 187ZM255 185H257V186H255ZM260 185H262V186H260ZM21 186H23V187H21ZM35 186V187H34ZM55 186V187H54ZM66 186V187H65ZM82 186L84 187V189L82 188ZM117 186H119V188L117 187ZM120 186H122L121 188L122 189H120ZM125 186H127V189L126 188H124ZM136 186L138 187V188H136ZM186 186V187H185ZM225 186V187H224ZM260 186V188H258ZM11 188V190H10V188ZM38 187V188H37ZM87 187V188H88ZM105 187H107L106 188V190H105ZM163 187H167V188H163ZM181 187V188H180ZM183 187V188H182ZM185 187V188H184ZM202 189H201V188ZM207 187V188H206ZM209 187V188H208ZM8 188H9V190H8ZM38 190H37V189ZM56 188V189H55ZM86 188V189H87ZM101 188H103V189H101ZM119 189L118 190V192H114V190L115 191H117L116 189ZM141 188H143V189H141ZM162 190H161V189ZM170 188V190L169 191H171L172 189L174 190H176V189H178L177 191H174L175 192V195H173L171 192H169V193H167V191H168V189ZM197 188V189H196ZM204 188V189H203ZM211 188V189H210ZM40 189V190H39ZM107 189H108V191L110 192H108L107 191ZM179 189H180V191H179ZM184 191H183V190ZM190 189V191H188ZM194 189H196L197 191L195 192V190ZM201 190V193H199L200 195H199V198H198V194L197 195H195L194 193H198V192H200V190ZM210 189V190H209ZM213 189H214V191H213ZM215 189L217 190V191H215ZM262 189H264V187L262 188ZM44 190V191H43ZM55 190H57V191H55ZM60 190V192H58ZM113 190V191H112ZM121 190H122V192L124 193H122L121 192ZM159 190H161V191H159ZM203 190H204V192H203ZM210 191V195L208 194V192ZM9 191V192H8ZM41 191H43L42 193H41ZM63 191V193H61ZM68 192V193H66L65 194V192ZM70 191V192H69ZM84 191V192H83ZM94 191V192H93ZM112 191V192H111ZM163 191H166V193H165V197H164V199L163 200H166L165 202L167 203H165L163 200H162V198H161V196H162V194H160V192L162 193ZM182 191V192H181ZM191 191H194V192H192L191 193ZM208 191V192H207ZM219 191V192H218ZM263 192H264V190H262ZM46 192V193H45ZM58 192V193H57ZM75 193V195H73V193ZM87 194H86V193ZM119 192H120V194L121 195H116V193H118L119 194ZM144 192H145V194H144ZM178 192V193H177ZM188 192H190V194L188 193ZM202 192L204 193V194H206V195H209V197L210 196H212V198H208V196H206V199H207V201H206V199H205V196L202 194ZM214 192V193H213ZM72 193V194H71ZM96 193H99V194H96ZM111 193H113V194H111ZM126 193V194H125ZM147 193H148V195H147ZM216 193V194H215ZM219 193V194H218ZM3 194L1 195V197L3 196ZM60 194H62V195H60ZM65 194V195H64ZM93 196V199L92 198H90L91 196ZM159 194H160V196H159ZM169 194V195H168ZM213 194V195H212ZM216 196H215V195ZM246 194V193H245ZM63 195H64V197H63ZM70 195V196H69ZM81 195V196H80ZM122 195H123V197H122ZM151 195H156V196H154V198L155 197H157V196H159V197H157V198H155V200H153L154 198L151 196ZM39 197V199H38V197ZM62 196V197H61ZM73 196H75V197H73ZM81 197V200H78L79 201V203H78V201L76 200V198L77 199H80V197ZM86 196H89V197H86ZM127 196H129V197H127ZM153 198V199H151V197ZM204 196V197H203ZM213 196H214V198L215 199H217L218 198V196H219V199L220 198H222V199H220V201H219V199H217V200H215V199H213ZM222 196V197H221ZM232 196V197H231ZM237 196V194H236V197H238ZM60 197L62 198V199H60ZM70 198V199H68V198ZM84 197H86L87 199H85ZM102 197V198H101ZM200 197H202L204 200H200V199H202V198H200ZM217 197V198H216ZM234 197V198H233ZM9 198V197H8ZM8 198L6 199V200H8ZM33 198H35V199H33ZM42 198V199H41ZM104 198V200L102 201V199ZM137 198V199H136ZM145 198V199H144ZM158 198H160V199H158ZM166 198V199H165ZM223 198H225L226 199V201H225V199H223ZM227 198H229V199H227ZM31 199H29L30 201H31ZM50 199V200H49ZM60 199V200H59ZM65 199H67V200H65ZM82 199H84L83 201H85V202H83L82 201ZM96 201H95V200ZM157 199H158V202H156L157 201ZM199 199V200H198ZM213 199V200H212ZM37 200H39V201H37ZM55 200V201H57L58 202V204H55V201H54V203H53V201ZM65 200V205H66V209H65V205H64V203H63V201ZM137 200H138V204H136L137 203ZM151 200V201H150ZM153 200V201H152ZM159 200H161V201H159ZM210 200V201H209ZM221 200H222V202H224V203H221ZM233 200V201H232ZM251 200V199H250ZM9 201L10 200H8L7 201V204H14V205H12V207L13 208H15V203L17 204V199L15 200V203L13 202V200H11L10 202L11 203H9ZM48 201H50V202H48ZM52 201V202H51ZM62 201V202H61ZM81 201V202H80ZM91 201V202H90ZM95 202V203H93V202ZM101 201H102V203H101ZM169 203H171V204H169ZM202 201V203H200ZM204 201V202H203ZM212 201H214V202H212ZM216 201H217V203H219V204H217L216 203ZM229 201V202H228ZM230 201H232V202H234L235 204L237 203V204H239V206L238 205H235L234 203H230ZM238 201L242 204H240V203H238ZM83 202V203H82ZM100 202V203H99ZM134 202V203H133ZM139 202H141V206L139 205L140 203ZM143 202H148L147 204H145V203H143ZM244 202V203H243ZM251 202V203H250ZM259 202V203H258ZM5 203H6V201H5ZM26 203H28V202H26ZM59 203H61V204H63V208H61V210H58V205H59ZM155 205H154V204ZM158 203V204H157ZM161 204V206H160V204ZM227 203H228V205H227ZM253 203V204H252ZM255 203V204H254ZM44 204H46V203H44ZM151 206H153L154 208H152L154 211H157V212H153L152 211V209H151V207H149L150 205ZM153 204V205H152ZM157 204V205H156ZM213 204V205H212ZM215 204V205H214ZM217 204V205H216ZM231 205V208L229 207L230 205ZM232 204H234V206L232 205ZM244 204H245V208L246 209H248V207L250 208V209H255L254 207H256V210H258V216H253L254 217V220L252 221L251 219H248L249 217L250 218H253V217H251L252 215H250V216H245V215H243L244 216V218H242L243 216H242V213L241 212H243V211H245V209H244ZM252 204V205H251ZM24 205H25V209H24ZM57 205V206H56ZM67 205H68V207H67ZM135 205V206H134ZM145 205H147L146 207H145ZM163 205H164V207H163ZM165 205H166V207H165ZM167 205H168V207H167ZM175 205H176V207H175ZM247 205V206H246ZM252 207H251V206ZM258 205V206H257ZM261 205V206H260ZM22 206H23V209H22ZM71 208H70V207ZM134 207V209H133V207ZM137 206V208H135ZM142 207V206H144L143 207V209L141 208L140 209V207ZM171 206V207H170ZM181 206V207H180ZM232 206H233V208H232ZM235 206H237L236 208H235ZM240 206H242L240 209H239V207ZM74 208V211H72V209ZM149 207V208H148ZM155 207H156V210H155ZM157 207H159V209L157 208ZM194 207H195V210H197L196 208H199L198 210L200 211H202V212H204L205 210V212L206 213H209V217L210 218H208V217H200V218H198L196 215H193L192 214V211L190 212V210H192V209H194ZM216 207V208H215ZM217 207H219V208H217ZM222 207V208H221ZM226 207V208H225ZM71 209L70 211H69V213L71 212H73L74 213V215H73V213L71 214L70 213V216H68L69 214H67L68 212H67V209ZM75 208H76V210H75ZM121 208V209H120ZM122 208L124 209L123 211H125V212H123L122 211ZM133 209V211H132V209ZM170 208V209H169ZM178 208V209H177ZM182 208V209H181ZM183 208H184V210H183ZM211 208V209H210ZM235 208V209H234ZM1 209H0V211H1ZM22 209V210H21ZM65 209V210H64ZM68 209V210H69ZM151 210L150 212L148 211V210ZM158 209V210H157ZM162 209L164 210L163 212H162ZM217 209V210H216ZM223 209V210H222ZM264 209V208H263ZM30 210L32 211V212H30ZM57 210H58V213H57V215L58 214H61V213H63L64 211H66V212H64V214L65 215H67L69 218H67V216H63L64 214H62L61 216H60V218L58 217V216H56V215H54L55 214V212H57ZM119 210H121V211H119ZM136 210H138L137 212H136ZM169 212V215H167V212ZM209 210V211H208ZM212 210V211H211ZM219 210H222L221 212H218ZM240 210V211H239ZM259 210H261V213H259L260 211ZM22 211H23V213H22ZM53 211H55L54 213H53ZM63 211V212H62ZM76 211H78L77 213H76ZM119 211V212H118ZM129 211V213H131L132 212V215H130L129 213H127ZM136 213H135V212ZM144 211H145V213H144ZM148 211V212H147ZM214 211H215V213H214ZM217 211V212H216ZM237 211H239V213H237ZM29 212V213H28ZM59 212H61V213H59ZM79 212H80V214H79ZM121 212V213H120ZM159 212H161V213H159ZM213 212V213H212ZM234 212V213H233ZM51 213L53 214L52 216H50V218H48L47 219V216L49 217V215H51ZM163 213V214H162ZM171 213V214H170ZM190 213V214H189ZM218 215H217V214ZM224 213V214H223ZM232 213V214H231ZM263 213V214H262ZM31 214V215H30ZM75 214H76V216H75ZM79 214V215H78ZM121 214H123V216L121 215ZM125 214H129L128 215V218H126V217H124V215ZM138 214V215H137ZM156 215V217H155V215ZM188 214V215H187ZM211 214H212V216H211ZM221 214V215H220ZM237 214V215H236ZM262 214V216L260 217V215ZM33 215V216H32ZM135 215H137L136 217L137 218H139L138 220H140L141 218V221L142 220H146L147 218H148V224H146L147 225V227H148V225H149V227L148 228H146L145 229V227H144V225L143 226H141L143 223H141V221H139L138 222V220H137V218H135V220H133L134 219V217H135ZM157 215H159L160 216V218L157 216ZM163 215V217L161 218V216ZM165 215H167V216H165ZM171 215V216H170ZM192 216V217H190V216ZM226 215V216H225ZM239 215V216H238ZM24 216V215H23ZM30 216H31V218H30ZM38 216V217H37ZM46 216V217H45ZM54 216V217H53ZM65 218H67V219H64L63 217ZM78 216V217H77ZM127 216V215H126ZM131 218H130V217ZM151 216H153V217H151ZM165 216V217H164ZM194 216V217H193ZM196 216V217H195ZM217 218V216H221V219L223 218V219H226V220H223L222 219V221H220V222H222V223H220L219 225L220 226H218L217 227V225L218 224H214V221L213 220H215L216 218ZM56 217H58V218H56ZM151 217V218H150ZM155 217V218H154ZM158 217V218H157ZM190 217V218H189ZM241 217V218H240ZM245 217H247V218H245ZM257 217V219H255ZM258 217H260V218H258ZM2 218V219H1ZM4 218H5V220L7 221V220H9V223H8V221L7 222H5L4 221ZM41 219V221H40V219ZM51 218H52V220H54V219H61V220H64L63 222L60 220V222L62 223H60L59 225H58V227H55V226H53L52 225V227H54V228H52L50 225H51ZM78 218V219H77ZM125 218V220L127 221V223H126V221L125 220H123ZM133 218V219H132ZM146 218V219H145ZM152 218H154L153 220H152ZM164 218V219H163ZM173 219V221L172 220H170V219ZM192 218V219H191ZM209 220H208V219ZM211 218H212V220H211ZM47 220V221H44V220ZM156 219V220H155ZM159 219L161 220V221H159ZM163 219V220H162ZM240 219V220H239ZM260 219V220H259ZM40 221V223L43 225V222L44 223H46L45 225L47 226V228H46V230H48L47 232H49L50 233V231L52 230L53 231V233H52V231H51V233L50 234H48L46 231H44L43 229V231H41V229H38L37 227H39L41 224L40 223H38L39 221ZM55 221V223H59V220L58 221ZM66 220V221H65ZM150 220H152V221H150ZM155 220V221H154ZM167 220V221H166ZM230 220H232V221H230ZM234 220V221H233ZM255 220H258V222H261V224L259 223V226L257 225V223L258 222H255ZM34 221V222H33ZM38 221V222H37ZM163 221H165V222H168L167 224L165 223V222H163ZM171 221V222H170ZM223 221H224V223H223ZM226 221V222H225ZM227 221H229V222H227ZM237 221V222H236ZM7 224L8 223V225H6L5 223ZM66 222H68V223H66ZM143 222V221H142ZM146 221H144V223H145ZM149 222H151L150 224H149ZM156 222V223H155ZM160 222H163L162 224L160 223ZM233 222L235 223V224H233ZM238 222L240 223V225L238 224ZM243 222V223H242ZM252 222H253V227H250V230L248 229V225L250 224H252ZM15 224V225H13V224ZM34 223H35V227H34ZM54 223V224H55ZM140 223V224H139ZM157 224V223H159V224H157L160 228H158V226L155 228V224ZM165 223V224H164ZM173 223H174V225H173ZM228 223V224H227ZM249 223V224H248ZM29 224H31V225H29ZM37 224V225H36ZM50 224V225H49ZM52 224H53V221H52ZM64 224V225H63ZM68 225V226H66V225ZM232 225V227H231V225ZM237 224V225H236ZM28 225V226H27ZM56 225V224H55ZM139 225H140V227H139ZM145 225V226H146ZM171 225V226H170ZM212 225V226H211ZM214 225H215V227H214ZM229 225H230V228H228L227 229V227H229ZM239 225V226H238ZM244 225H246V227L244 226ZM254 225H257V226H254ZM19 228H22V229H19ZM29 226L31 227V228H29ZM48 226L50 227V228H52L51 230H49L48 229ZM61 226V227H60ZM62 226H63V228L65 229L66 227H67V230L65 229H63L62 228ZM176 226V227H175ZM235 226H237V227H235ZM261 226V227H260ZM5 227H8V228H6L5 229ZM28 227V228H27ZM60 227V228H59ZM143 227V228H142ZM211 227H212V229H211ZM5 229V231L6 232H9V233H4V231L2 230V229ZM33 228H34V230H35V228H37V230H39V231H37V230H33ZM55 228H58V229H56V230H58L59 231V233L55 230ZM140 228H141V230H140ZM151 228V229H150ZM162 228H163V233H165V234H163L162 233ZM223 228H225V229H223ZM232 228V231L230 230ZM237 228V229H236ZM242 228V229H241ZM245 228V229H244ZM255 228H256V231H252V229L253 230H255ZM260 228V229H259ZM261 228H263L262 230H261ZM8 229H9V231H8ZM63 229V230H62ZM149 229V230H148ZM165 229V230H164ZM178 229V230H177ZM185 229V230H184ZM211 229V230H210ZM218 229V230H217ZM222 229V230H221ZM239 229H240V231H239ZM248 229V230H247ZM19 231V230H21V231H19L18 233L16 232V231ZM27 230H29L30 232L29 233H27L28 231ZM32 230H33V232H32ZM55 230V231H54ZM168 230H170V231H173V232H171V234H170V232L168 231ZM180 230H181V232H180ZM211 232H210V231ZM213 230H215V231H213ZM230 232H228V231ZM235 230H238L237 231V233H235ZM243 230L245 231L244 233H243ZM12 231V232H11ZM22 231H23V233H22ZM25 231H26V233H25ZM37 231V233H38V235H37V233H35ZM151 232V233H149V232ZM154 231V232H153ZM160 231V232H159ZM179 231V232H178ZM210 233H208V232ZM218 231L220 232V234L218 233ZM257 231L259 232V233H261L262 234V236L259 234V233H257ZM39 232H40V235H43V237L41 236L40 238H38L40 235H39ZM62 232H63V234H62ZM136 232H138L137 234H136ZM146 232V233H145ZM147 232L149 233V235L147 234ZM197 232V233H196ZM202 232V233H201ZM226 234H225V233ZM249 232V233H248ZM257 234H259V236L258 235H256V233ZM10 233H12V235L10 234ZM32 233V234H31ZM34 233V234H33ZM48 234V236H46V235H44V234ZM135 234V237H136V239L137 240H140L141 238V240L140 241H138V243L139 244H137V240H135L134 238H133V234ZM173 233H175V234H173ZM179 233V234H178ZM212 233H215V234H217V235H215V234H212ZM235 233V234H234ZM60 234V235H59ZM61 234H62V237H61ZM138 234H142V236H140V235H138ZM144 234L146 235L147 234V236H145V238H144ZM151 234V235H150ZM168 234H169V236H168ZM173 234V235H172ZM184 234V235H183ZM194 234L196 235H199L200 237H201V235H203V241H202V239H201V241H199L200 239L199 238H197L196 236H194ZM205 234L206 235H208L209 234V238H208V240L210 239H212V242H213V238L215 239L214 240V242L215 243H219L218 245L217 244H215L214 242V244H212L213 246L215 245V247H213L212 245H211V243L210 242H204V240L206 241L207 240V238L205 237ZM212 234V235H211ZM233 234V235H232ZM238 236H237V235ZM240 234V235H239ZM4 235V237H2ZM10 235L11 236H13V237H10ZM36 235V236H35ZM49 235H51V236H49ZM55 235V236H54ZM153 235V236H152ZM175 235H178V237L177 236H175ZM219 235H220V238H219ZM242 235V236H241ZM9 236V237H8ZM148 236H151V238L152 239H155L154 241H152V239H150ZM156 236H157V239H156ZM160 236V237H159ZM166 236V237H165ZM167 236H168V238H170V241H168V240H165L166 238H167ZM171 236V237H170ZM172 236H174V237H177V239L175 238V239H173L172 238ZM180 236V237H179ZM181 236H183V239L185 240H187V241H185L184 243H183V239H182V237ZM212 236H214L213 238H210V237H212ZM227 236V237H226ZM254 237V240H253V238L252 237ZM37 237V238H36ZM60 237V238H59ZM155 237V238H154ZM160 239H159V238ZM161 237H162V242H163V245L164 246H162V247H165L164 249H162V247H160L159 246V242L161 241ZM185 237V238H184ZM205 237V238H204ZM216 237H217V239L219 240V242H217L218 240L216 239ZM232 237H233V239H232ZM236 237H238V238H236ZM251 237V238H250ZM259 237V238H258ZM55 238V239H54ZM130 238H133L134 239V241H133V239H130ZM181 238V239H180ZM229 238V239H228ZM256 238H258V239H256ZM57 239V240H56ZM147 239H150V241L149 240H147ZM226 239H227V241H226ZM260 239H262V241L260 240ZM7 240V241H6ZM38 240V241H37ZM46 240V241H45ZM57 241V243H56V241ZM58 240L59 241H61V242H58ZM144 240H145V242H144ZM156 240H157V242H156ZM160 240V241H159ZM174 240V241H173ZM177 241V243H175L176 241ZM197 240V241H196ZM253 240V241H252ZM260 240V241H259ZM152 241V242H151ZM159 241V242H158ZM169 243H168V242ZM171 241H173L172 243H171ZM235 241V242H234ZM143 243V245L141 246V247H139L142 243ZM147 242H149V244H150V242H151V244L149 245ZM156 242V243H155ZM161 242V243H162ZM192 242V244L190 245L191 246V248H193V249H191V248H189L190 249V251H193V252H191V253H189L188 252V250L189 249H187V246H189V245H187L188 243H191ZM198 242V243H197ZM199 242H202V243H200L199 244ZM234 242V243H233ZM237 242V243H236ZM253 242V243H252ZM144 243H145V245L147 246V247H145L144 248ZM152 243H153V245H154V243H155V246L153 247L152 246ZM166 243H168L167 244V246H165L166 245ZM182 245H181V244ZM208 243V244H207ZM249 243V244H248ZM255 243V244H254ZM261 243V244H260ZM55 245V246H52V245ZM171 244H172V246H173V249H172V247L170 248V246H171ZM174 244V245H173ZM186 244V248H185V245ZM201 244H207L206 246L205 245H201ZM247 244V245H246ZM259 244V245H258ZM57 245V246H56ZM61 245V246H60ZM137 245H139V246H137ZM150 246V248L149 249H147L149 246ZM157 245V246H156ZM176 245V246H175ZM179 245V247H180V245L181 246H183L182 248L183 249H186V250H183L181 247H180V249L177 247ZM217 245V246H216ZM220 245V246H219ZM241 245V246H240ZM248 245H250V249L248 250V252H247V250L245 249ZM252 245V246H251ZM59 246V247H58ZM189 246V247H190ZM192 246H194V247H192ZM197 246H199V248L197 247ZM244 246V247H243ZM258 246V247H257ZM57 247V248H56ZM157 251L158 250V252H160V253H157L153 248ZM157 249H156V248ZM177 249H176V248ZM195 247H197V249L195 248ZM200 247H201V250H200ZM203 247V248H202ZM206 247H208V248H211V247H213L214 249H216V248H218V249H216V250H213V251H211L213 248H211V250L209 249V250H207L206 249ZM257 247V248H256ZM167 248H169V249H172L173 251H170L169 249H167ZM205 248V249H204ZM252 248V249H251ZM260 248H261V250H260ZM262 248H263V250H262ZM135 249V250H134ZM141 249H143V250H141ZM159 249H161V250H159ZM176 249V250H175ZM220 249V251H218ZM241 249H242V251H241ZM258 249V250H257ZM19 250H21L22 252H21V254H20V251ZM138 250V251H137ZM146 250V251H145ZM147 250H152L153 251V254H152V252H150V251H147ZM165 252H163V251ZM167 250V251H166ZM183 252H182V251ZM205 250V251H204ZM250 250H251V252H250ZM137 253H136V252ZM141 251H143V254L146 252H148L149 254L148 255H150L151 256V258L149 259V258H147V257H149V256H146V253L144 254L145 256H146V258L147 259H149V260H147V259H143V257H144V255L141 257ZM208 251H209V253H208ZM212 253H211V252ZM215 251V252H214ZM240 251H241V253H240ZM133 252L134 253H136V254H133ZM140 252V253H139ZM156 252V253H155ZM166 252H168V254L166 253ZM170 252V253H169ZM180 252H182V253H180ZM227 252V253H226ZM245 252H247V255L245 254L244 255V253ZM260 252V253H259ZM12 253V254H11ZM20 254V256H17V255H15V254ZM162 253V254H161ZM163 253H164V255H168V256H164L163 255ZM238 253H239V255H238ZM259 253V254H258ZM139 254H141L140 256H139ZM155 254H156V256H155ZM171 254V255H170ZM182 254V255H181ZM213 254V255H212ZM215 254V255H214ZM224 254V256H228L229 258H228V260H226L227 258L226 257H224L223 258V255ZM239 256V259L237 258V257H234V256ZM253 254V255H252ZM15 255V256H14ZM112 255V256H111ZM135 257H137V256H139L138 258H135V259H133L134 258V256ZM153 255V256H152ZM157 255H158V257H157ZM159 255L160 256H164V257H159ZM179 255H181V256H184V258L183 257H179ZM217 255H219V256H217ZM234 255V256H233ZM244 255V256H243ZM257 255H259V256H257ZM262 255V256H261ZM15 257V260H14V258H11V257ZM112 257L114 260H119V261H121V262H119L118 260L117 261H112V259H110V258H107V257ZM114 256H115V258H114ZM170 256H171V258H170ZM194 256V257H193ZM200 256H204L203 257V259H201V258H198V257H200ZM209 256L211 257V256H213L211 259H209ZM218 258H217V257ZM250 256H252V257H250ZM8 257H10V259L12 260V261H10V259L8 258ZM155 257V258H154ZM192 257V258H191ZM219 257H220V259H219ZM222 257V258H221ZM241 257H243V258H241ZM244 257H246V258H244ZM248 257V258H247ZM9 260H7V259ZM103 258L104 259H106V260H108L107 262H105L104 260H103ZM145 258V257H144ZM158 258V259H157ZM167 258H168V261H166L167 260ZM170 258V259H169ZM194 258H196L195 260H194ZM198 258V259H197ZM218 259L219 261H217L216 259ZM226 258V259H225ZM231 258H234V259H231ZM236 258V259H235ZM250 258V259H249ZM131 259V260H130ZM135 260L136 262H134L133 260ZM136 259H139V260H136ZM152 259V260H151ZM156 259H157V262H156ZM161 259H163V260H161ZM186 261H185V260ZM193 259V260H192ZM245 259V260H244ZM5 262H4V261ZM101 260H102V262H101ZM111 260V262H109ZM128 260V261H127ZM132 261V262H130V261ZM161 260V261H160ZM176 260H174V263L176 264ZM178 260V261H179ZM192 260V261H191ZM197 260H199V261H197ZM211 260V261H210ZM215 260H216V262L217 263H215ZM227 261V263H225L224 261ZM98 261V262H97ZM159 261V262H158ZM189 261L191 262V263H189ZM234 261V262H233ZM261 261V262H260ZM103 262H105V263H103ZM113 262V263H112ZM115 262H117V263H115ZM169 262V263H168ZM6 263V264H7ZM178 263V264H179ZM182 263V264H183Z\"/></svg>","mask_w":264,"mask_h":264},{"label":"bare ground","instance_id":"obj_2","mask_svg":"<svg viewBox=\"0 0 264 264\" xmlns=\"http://www.w3.org/2000/svg\"><path fill=\"white\" fill-rule=\"evenodd\" d=\"M10 1H13V0H0V21H2L3 24H6V23L8 22V23H7L8 26H11V25H12L13 27H19L18 29L20 30V28L23 27L24 24L27 23L26 26L23 27L24 30H22V31H23V32H24V31H28V32H30V33H31V36H32V39L35 40V43H37L36 41H38V38H40V37H42V38L44 37L43 39L45 40V38H48V37H46V36L49 34V35H50V36H49L50 39H49V42H48V41H47V42H48V44H50V46L44 48V49H43L44 51H45V50L47 51V50H49V49H56V48L58 47V44H59L60 42H62V43L65 44V43H70V41H72V40H74V39H75V40H76V39L79 40V42H77L76 45H79V43L82 42V43H83V46L80 47L79 50H75V48H74V50H72L71 53H72L73 55L79 57V59L84 60L83 63H81V64H85L84 66L82 65V66H83V67H82V68H83V69H82L83 71H85V70L87 71V70H88V71H91V72H93V71H94V72H97V71L101 68V65H102V64H105V62L108 61V59L110 60V58H111V60L114 62V64H117V65H118V63H120V62L123 60V57H122L123 53H120V51H119L120 47L118 46V45H120L122 42H123V44L125 43L127 46H129V45L131 46V45H132V46H134V48H136V49L138 48V51H139V52H138V54H136V56H135L134 59H133V62L135 61V63H133V65H135V66L132 67V68H133V71H131V75H130V76H131V77H130L131 82H128V83H126V84H123V83H122L121 85H119L120 83L117 82V83H118L117 86H118V85L120 86V87L118 86V87H119L118 90L120 91V95L124 97V99L121 101L122 104L127 103V102H125V99H127V98L132 99V100H133L134 102H136V103L139 102V101H137V99L140 100L139 103H141L142 101H144V102H145L144 104L147 103V106H148V103L150 104V102H151V104H152V102H155V104H154L155 107L153 106L154 109H151L152 111L154 110V111H153L154 113L152 114V120H153V123H156V120H157V119H158V121H161V122H159V123H162V124H161L162 132H163L162 134L168 135V136H170V137H172L173 135H175L176 137H178L177 135H179V134L181 135V134H182V135H184V137H185V141H186V142H190V141L193 140V138H195V136L198 134V131H199V130H196V129H199V128H198V126H199V125H198L199 122H198V123H197V122L195 123V121H194V123H193V122L191 123V126L189 125L190 123H188V125H189L190 127L188 126L189 128H186V129H185V127H184V123H183V120H182V115H183V118H184V113H182V114L180 113L181 115L178 114V115H179V116H178L177 113H178L179 108H176L177 104H176L175 107H174V102H175V101H178V100H177V97H178V98L180 97V94H181V91H182V90L180 91V88H183V87H181L180 85L183 83V81H175L176 79L174 78V76H173V78H174L175 80H174L173 78H170V77H172V76H170V77L168 78V77H165V76H166L165 74H164V75H165V76H164V75H161V74L159 73V75H157V76L154 77L152 84L149 85V84H148V81H149V79L153 78L152 76H154V74H153V75H150V74L148 73V72H149L148 70H147L148 72H146V71H144V70L148 69V68H146V64H147L146 62H148V59H147V58L150 57V56L152 55L151 52L153 51V49H152V50H151V49H148V48H147V49H144V48H143L144 50L141 49L142 46H140V45H141L143 42H146V41H144V40H145V39H144V36L141 35V34H143V33L140 32V29L138 28V26H137L136 24L134 25V24L131 23V24H128L127 26L122 25V26H123V28H121V29H122V32L118 31V29H115V26H117V23H118V22H121V19L124 18V16H127V17L130 16V17H132V18H133V17H136V20L138 21L137 17L139 16L138 14H139L141 11L144 12L145 14H148L149 16H153V17H155V18H159V19H162V20H163L165 17H166V18L170 17L171 19H173V20H172L173 22H174V19H175L176 21H178V22L184 21V19H186V18L183 17L182 12H179L178 10L176 11V9L173 8V5H171V3H170L171 6H170V5L168 6V3L165 2L166 5H167V7H162V8L157 9V8H155V6H154V5L156 4L157 0H156V2H150L149 0H131V1L133 2V4L125 3L127 0H117L118 2L115 1V3H114V2H111V1H114V0H106V2H102L101 0H49V1H48V2H49V5H48V3H47V5L50 6L51 8H50V9H47V8H45V6H43V3H44V2H42V0H22V1L20 0V1H21V3H20L21 5L17 6L16 9H14V10H15V13H14V10L11 9V8H12V7H11L12 5L10 6V4H9V3H11ZM20 1H18V2H20ZM124 1H125V2H124ZM131 1H128V2L131 3ZM158 1H159V0H158ZM164 1H165V0H164ZM166 1H167V0H166ZM177 1H178V0H177ZM181 1H182V0H181ZM188 1H189V0H188ZM209 1H210V0H208V1H206V2H209ZM215 1H216V0H215ZM223 1H224V0H223ZM232 1H233V0H230L229 2L233 3ZM234 1H235V0H234ZM236 1H237V0H236ZM236 1H235V2H236ZM110 2H111V3H110ZM121 2H124V3H123L124 5H122ZM162 2H163V1H162ZM183 2H184V0L182 1V3H183ZM112 3H113V4H112ZM153 3H154V4H153ZM157 3H158V2H157ZM160 3H161V2H160ZM160 3H159V4H160ZM165 3H164V4H165ZM184 3H186V2H184ZM210 3H212V0H211ZM213 3H214V2H213ZM231 3H230V4H231ZM237 3H238V2H237ZM105 4H111V6L109 5V7H110L111 9L108 10L109 7L105 8ZM126 4H127V6H126ZM178 4H179V3H178ZM217 4H218V3H217ZM230 4H229V5H230ZM234 4H235V3H234ZM246 4H247V7H248L249 5H250V6L252 5V6H251V7H253L252 10L256 9V10H254V11H258V12L261 11V12H262L263 9H264V0H245V4H244V5L246 6ZM17 5H18V4H17ZM162 5H163V4H162ZM162 5H161V6H162ZM189 5H190V4H189ZM232 5H233V4H232ZM242 5H243V3H242ZM244 5H243V8H244L243 10L245 11V8H246V7H245ZM13 6H15V5H13ZM157 6H158V5H157ZM230 6H231V5H230ZM10 7H11V8H10ZM182 7H183V6H182ZM185 7H186V6H185ZM232 7H233V6H232ZM235 7H236V6H235ZM254 7H255V8H254ZM14 8H15V7H14ZM219 8H220V7H219ZM238 8H239V7H238ZM248 8H249V12H250L251 8H250V7H248ZM181 9H183V8H181ZM193 9H194V8H193ZM227 9H228V7H227ZM236 9H237V7H236ZM16 10H18L17 12H19V14H18L17 16L15 15V14H16ZM216 10H217V9H216ZM252 10H251V11H252ZM139 11H140V12H139ZM185 11H186V10H185ZM229 11H230V9H229ZM231 11H232V10H231ZM241 11H242V10H241ZM138 12H139V13H138ZM234 12H235V11H234ZM249 12L247 11V13H249ZM112 13H114V14H112ZM183 13H185V12H183ZM186 13H189V12H186ZM217 13H218V12H217ZM219 13H220V12H219ZM245 13H246V12H245ZM250 13L252 14V12H250ZM250 13H249V14H250ZM255 13H256V15H257V12H255ZM58 14H63V16H62L61 18H59ZM115 14H116V15H115ZM191 14H192V13H191ZM195 14H196V13H195ZM206 14H207V13H206ZM249 14H248V15H249ZM253 14H254V13H253ZM253 14H252V17L255 15V14H254V15H253ZM36 15H38V16H40V17H43V19H40V17L37 16V17L40 19V21L42 20V21H41L42 23H39V21H38V23L41 24L40 27H37V28H34V27H33V28H32L33 25H30V24L32 23V21H31V23H30L29 20L33 19V18H34L33 16H36ZM184 15L186 16L187 14H184ZM198 15H199V14L194 15V18H195L196 21H197L196 18L198 17ZM256 15H255V16H256ZM258 15H260V14H258ZM262 15H264V11H263V14L260 15V17H261ZM60 16H61V15H60ZM186 17H187V16H186ZM202 17H203V15H202ZM202 17H201V18H202ZM204 17H205V16H204ZM208 17H209V15H208ZM234 17H235V16H234ZM238 17H239V16H238ZM242 17H243V16H242ZM242 17H241V19H243ZM247 17H248V16H247ZM249 17L251 18V16H249ZM249 17H248V18H249ZM256 17H257L256 19L258 20L259 17H258V16H256ZM262 17H264V16H262ZM12 18H13V19H12ZM38 18H37V19H38ZM128 18H129V17H128ZM128 18H127V19H128ZM166 18H165V19H166ZM199 18H200V17H198V20H199ZM225 18H226V17H225ZM254 18H255V17H254ZM203 19H204V18H203ZM208 19H210V18H208ZM228 19H229V18H228ZM263 19H264V18H262V22H263ZM13 20H14V21L16 20L15 23H14ZM34 20H35V22H37L36 18H35ZM123 20H124V19H123ZM123 20H122V21H123ZM162 20H161V22L159 21V23L163 24V23H162ZM188 20L191 21V19H189V17H188ZM193 20H194V19H193ZM195 20H194V21H195ZM237 20H238V19H237ZM250 20L252 21V20H254V19H249V21H250ZM4 21H7V22L4 23ZM9 21H11V22H9ZM46 21H47V22H46ZM54 21L57 22L56 25H58V24H60V25L54 27V24H53V23H52V24L50 23V22H54ZM125 21H126V18H125ZM128 21H129V19H128ZM132 21H133V23H134V20H132ZM139 21H140V20H139ZM176 21H175V22H176ZM186 21H187V19H186ZM186 21H184V22H186ZM224 21H225V20H224ZM239 21H240V20H239ZM259 21H260V20H259ZM135 22H136V21H135ZM163 22H164V21H163ZM178 22H177V24H178ZM192 22H193V21H192ZM205 22H206V21H204L203 23L207 25V23H205ZM235 22H236V21H235ZM262 22L260 21V23H262ZM157 23H158V22H157ZM196 23H197V22H196ZM241 23H242V22H241ZM255 23H256V22H255ZM260 23H258V25H259ZM3 24H2V25H3ZM7 24H6V25H7ZM33 24H34V23H33ZM39 24H38V25H39ZM122 24H123V23H122ZM124 24H126V23L124 22ZM139 24H141V23H139ZM179 24H180V23H179ZM187 24H190V22L187 23ZM22 25H23V26H22ZM141 25H142V24H141ZM180 25L182 26V23H181ZM183 25H185V23H184ZM193 25H194V24H193ZM202 25H203V24H201V26H202ZM240 25H241V24H240ZM3 26H4V25H3ZM30 26H31V28H30ZM34 26H35V25H34ZM52 26H53V27H52ZM177 26H178V25H177ZM181 26H180V27H181ZM187 26H188V25H187ZM191 26H192V25H191ZM211 26H212V24H211ZM235 26H236V24H235ZM238 26H239V25H238ZM242 26H243V25H242ZM246 26H247V25H246ZM260 26H261V25H260ZM26 27H27V28H26ZM183 27L185 28L186 26H183ZM192 27L195 28L194 26H192ZM199 27H200V26H198V28H199ZM209 27H210V25H209ZM236 27H237V26H236ZM256 27H257V26H256ZM1 28H2V27H1ZM1 28H0V31H1ZM23 28H22V29H23ZM38 28H39V29H38ZM42 28H43V29H42ZM117 28H119V27L117 26ZM188 28H190V27H186V29L188 30V32H190L189 30H191V29H188ZM193 28H192V29H193ZM201 28L203 29L202 31L205 30L204 27H200V29H201ZM205 28H206V27H205ZM207 28H208V27H207ZM207 28H206V30H207ZM231 28H232V27H231ZM249 28H251V26H250ZM45 29H47V30H46L47 32H46V31H45V32H42V30L44 31ZM200 29H199V30H200ZM237 29H238V28H237ZM243 29H244V28H243ZM252 29H253V28H252ZM255 29H256V28H255ZM257 29H259V28H257ZM2 30H3V29H2ZM173 30H174V26H173ZM177 30H178V29H177ZM187 30H186V31H187ZM197 30H198V29H197ZM197 30H195V31H197ZM206 30H205V31H206ZM247 30H248V29H247ZM253 30H254V29H253ZM261 30H262V27H261ZM3 31H4V30H3ZM3 31H2V32H3ZM13 31H17V30H13ZM141 31H142V30H141ZM192 31H193V30H192ZM251 31H252V30H251ZM257 31H258V32H261L260 30H257ZM262 31L264 32V30H262ZM182 32H183V30H182ZM182 32H181V33H182ZM184 32H185V31H184ZM188 32H185L186 35L189 34ZM229 32H231L230 29H229ZM258 32H257V33H258ZM3 33H4V32H3ZM47 33H48V34H47ZM124 33H128V34H127V36H128L127 38H126V37H123L124 35H126V34H124ZM187 33H188V34H187ZM196 33H200V32H196ZM196 33H194V34L196 35ZM205 33H206V32H205ZM225 33H228V32H225ZM247 33H248V31H247ZM251 33H252V32H251ZM255 33H256V30H255ZM255 33H254V34H255ZM0 34H1V32H0ZM19 34H21V31H20ZM24 34L26 35V32H24ZM174 34H175V33H174ZM202 34L204 35L203 32H202ZM239 34H240V33H239ZM254 34H253V35H254ZM258 34H259V33H258ZM258 34L254 35V36L252 35L253 37H252V38L250 37L251 40H250L249 42L245 43V46H246V44H248V43H250V44H252V45H257L258 42H264V35L261 36V35H258ZM261 34H262V33H261ZM2 35H3V34H2ZM4 35H5V34H4ZM180 35H181V34H180ZM190 35L192 36L193 34L190 33L188 36H190ZM199 35L202 36L201 34H199ZM199 35H198V36H199ZM31 36H30V37H31ZM145 36H146V35H145ZM182 36H183V34H182ZM240 36H241V35H240ZM2 37H3V36H2ZM21 37H22V36H21ZM25 37H26V36H25ZM131 37H132V38H131ZM186 37H187V36H186ZM192 37H193V36H192ZM196 37H197V35H196ZM202 37H204V36H202ZM234 37H235V36H234ZM236 37H237V36H236ZM7 38H8V36H7ZM19 38H20V36H19ZM183 38H185V37H183ZM193 38L195 39V37H193ZM193 38H192V39H193ZM205 38H206V37H205ZM29 39H30V38H29ZM40 39H41V38H40ZM40 39H39V40H40ZM178 39H179V36H178ZM185 39H186V38H185ZM185 39H183V40H185ZM187 39H188V38H187ZM189 39H191V37H190ZM198 39H199V38H198ZM203 39H204V38H203ZM240 39H241V38H240ZM21 40H22V39H21ZM34 40H33V41H34ZM41 40H42V39H41ZM75 40H74V42H75ZM179 40H180V39H179ZM196 40H197V39H196ZM206 40H207V39H206ZM233 40H234V39H233ZM24 41H25V40H24ZM147 41H148V40H147ZM177 41H178V40H177ZM186 41H187V40H186ZM188 41H189V43H190V40H188ZM198 41H199V40H198ZM210 41H211V40H210ZM74 42H73V43H74ZM126 42H127V43H126ZM202 42H203V41H202ZM204 42H205V41H204ZM204 42H203V43H204ZM223 42H224V41H223ZM223 42H222V43H223ZM230 42H231V41H230ZM2 43H3V41H2L0 44H2ZM7 43H8V42H7ZM73 43H71V44H73ZM82 43H80V44H82ZM140 43H141V44H140ZM149 43H150V42H149ZM165 43H166V42H165ZM176 43H178V42H176ZM192 43H194V42H192ZM198 43H199V42H198ZM213 43H214V42H213ZM233 43H234V42H233ZM235 43H236V42H235ZM123 44H121V45H123ZM144 44H145V43H143V45H144ZM167 44H168V43H167ZM167 44H166V45H167ZM185 44L187 45V43H185ZM208 44H209V43H208ZM219 44H220V43H219ZM258 44H259V43H258ZM262 44H263V43H262ZM8 45H9V44H8ZM8 45H7V46H8ZM73 45L75 46V43H74ZM87 45H89V47H88L89 50H90L91 46L94 47V45H95V51H94V54H92L91 52L89 53V51L87 52ZM90 45H91V46H90ZM149 45H150V44H149ZM183 45H184V44H183ZM186 45H185V46H186ZM188 45H189V44H188ZM193 45H194V44H193ZM197 45H198V44H197ZM203 45H204V44H203ZM203 45H202V47H203ZM210 45H211V44H210ZM221 45H222V44H221ZM226 45H227V44H226ZM263 45H264V44H263ZM2 46H3V45H2ZM123 46H124V45H123ZM150 46H151V45H150ZM163 46H164V45H163ZM167 46H168V45H167ZM143 47H144V46H143ZM148 47H149V46H148ZM169 47H170V46H169ZM187 47H188V46H187ZM187 47H186V48H187ZM211 47H213V46H211ZM214 47H215V46H214ZM218 47H219V46H218ZM231 47H232V46H231ZM237 47H238V46H237ZM248 47H249V46H248ZM255 47H256V46H255ZM255 47L252 46V48H254V52H255V53H258V54L264 55V51L261 50L262 48H259V47L255 48ZM260 47H261V46H260ZM76 48H79V46H77ZM122 48H123V47L121 46V50H123ZM132 48H133V47H132ZM149 48H150V47H149ZM161 48H162V47H161ZM179 48H180V47H179ZM203 48H205V47H203ZM263 48H264V47H263ZM91 49H93V48H91ZM136 49H135V50H136ZM222 49H223V48H222ZM231 49H232V48H231ZM248 49H249V48H248ZM250 49H251V48H250ZM142 50H143V51H142ZM154 50H155V49H154ZM201 50H202V49H201ZM206 50H207L208 53H210V52H212L213 48H212V50H211V48H210V46H209V48H207ZM216 50H217V49H216ZM235 50H236V49H235ZM133 51H134V50H133ZM187 51H188V49H187ZM189 51H190V49H189ZM227 51H229V50L227 49ZM140 52H141V53H140ZM175 52H176V51H175ZM181 52H182V51H181ZM202 52H203V51H202ZM213 52H215V51H213ZM213 52H212V53H213ZM216 52L218 53V55L215 56V58H217V59L220 58V59H221V57H220V56H221V55H220L221 53L219 54L220 51H216ZM225 52H226V51H225ZM87 53H88V54H92L93 56H91L90 58H88ZM124 53H125V52H124ZM132 53H133V52H132ZM154 53H155V52H154ZM169 53H171V52H169ZM189 53H190V52H189ZM200 53H201V52H200ZM227 53H228V52H227ZM262 53H263V54H262ZM121 54H122V55H121ZM125 54H126V53H125ZM125 54H124V56H125ZM158 54H159V53H158ZM186 54H187V53H186ZM192 54H194V53H192ZM213 54H215V53H213ZM133 55H134V54H132L131 56L133 57ZM155 55H156V54H155ZM170 55H172V54H170ZM174 55H175V54H174ZM210 55H211V53H210ZM240 55H241V56H239L238 59L245 60V59L248 58V57H247V55H248V54H247V51H246V53H245V51H244L243 49H242V51L240 52ZM175 56H176V55H175ZM175 56H174V57H175ZM177 56H178V55H177ZM224 56H225V54H224ZM229 56H230V55H229ZM36 57H37V56H36ZM152 57H153V55H152ZM180 57H181V56H180ZM183 57H184V56H183ZM207 57H208V56H207ZM246 57H247V58H246ZM255 57H256V56H255ZM125 58L128 59L127 57H125ZM125 58H124V60H125ZM130 58H131V57H130ZM176 58H177V57H176ZM249 58H250V57H249ZM256 58H257V57H256ZM262 58H264V56H263ZM146 59H147V61H146ZM150 59H152V58H150ZM253 59H254V57H253ZM253 59H252V58L247 59V60H249V63H247L246 66L244 65L245 67H241V68L245 69V70L248 72L249 77H251L250 75H255V74H256V73H254V72L252 71V68H253V67H251V66H252V60H253ZM111 60H110V61H111ZM153 60H154V59H153ZM162 60H163V59H162ZM247 60H246V61H247ZM257 60H258V59H257ZM257 60H255V63L257 62L256 65H258V63H260V61L258 60V61H259V62H258ZM261 60H262L261 64H262V66H263L262 68L264 69V59H261ZM110 61H108V62H110ZM126 61H127V60H126ZM160 61H161V60H160ZM177 61H178V60H177ZM205 61H206V60H205ZM222 61H223V60H222ZM246 61H245V62H246ZM250 61H251V63H250ZM113 62L111 63V66H110V67H112ZM117 62H118V63H117ZM149 62H150V61H149ZM165 62H166V60H165ZM169 62H170V61H169ZM219 62H220V61H219ZM247 62H248V61H247ZM49 63H50V61H49ZM122 63H125V61H124V62L122 61ZM145 63H146V64H145ZM162 63H163V62H161V64H162ZM214 63H215V62H214ZM226 63H227V62H226ZM226 63H225V64H226ZM236 63H237V62H236ZM108 64H109V63H108ZM108 64H107V65H108ZM148 64H149V63H148ZM148 64H147V67L149 66ZM154 64H155V62H154ZM167 64H168V62H167ZM167 64H165L164 66H166ZM170 64H171V63H170ZM170 64H169V65H170ZM219 64H220V63H219ZM237 64H238V63H237ZM261 64H260V68H261ZM120 65H121V63H120ZM151 65H152V64H151ZM156 65H157V64H156ZM156 65H155V66H156ZM193 65H194V64H193ZM195 65H196V64H195ZM197 65H198V64H197ZM213 65H214V64H213ZM229 65H230V64H229ZM235 65H236V64H235ZM235 65H234V66H235ZM253 65H254V63H253ZM131 66H132V65H131ZM173 66H174V65H173ZM201 66H202V65H201ZM215 66H216V64H215ZM222 66H223V64H222ZM222 66H221V68H222ZM231 66H232V65H231ZM242 66H243V65H242ZM258 66H259V65H258ZM106 67H107V66H106ZM110 67H108V68H110ZM114 67H116V66H114ZM151 67H152V66H151ZM166 67H167V66H166ZM176 67H177V66H176ZM193 67H194V66H193ZM207 67H208V66H207ZM210 67H211V66H210ZM212 67H213V66H212ZM216 67H217V66H216ZM228 67H230V66H228ZM112 68H113V67H112ZM118 68H120V67H118ZM118 68H116V69L118 70ZM145 68H146V69H145ZM178 68H179V66H178ZM195 68H196V67H195ZM199 68H200V67H199ZM202 68H204V67L202 66ZM223 68H224V67H223ZM223 68H222V69H223ZM231 68L234 69V67H231ZM260 68H259V69H260ZM126 69H127V68H126ZM192 69H193V68H192ZM214 69H215V68H214ZM229 69H230V68H229ZM239 69H240V68H239ZM120 70L122 71L121 68H120ZM120 70H119V71H120ZM152 70H153V69H152ZM172 70H173V69H172ZM196 70H198V69H196ZM196 70H195V71H196ZM211 70H212V68H207V69H205L204 71H210V72H211ZM230 70H231V69H230ZM230 70H228V71H230ZM234 70H237V69H234ZM253 70H254V69H253ZM88 71H87V72H88ZM110 71H111V70H110ZM124 71H125V70H124ZM155 71H156V69H155ZM161 71H162V70H161ZM170 71H171V69H170ZM193 71H194V70H193ZM222 71H224V70H222ZM225 71H226V70H225ZM232 71H233V70H232ZM263 71H264V70H263ZM114 72H115V71H114ZM117 72H118V71H117ZM165 72H167V71H165ZM189 72H190V71H189ZM202 72H203V71H202ZM210 72H208V73H210ZM212 72H214V71H212ZM212 72H211V73H212ZM234 72H235V71H234ZM247 72H244V73L247 75ZM111 73H112V72H111ZM115 73H116V72H115ZM122 73H123V72H122ZM127 73L129 74V72H127ZM147 73H148V74H147ZM155 73H156V72H155ZM161 73H162V72H161ZM197 73H198V72H197ZM205 73H207V72H205ZM221 73H222V72H221ZM226 73H227V72H226ZM226 73H224V74H226ZM229 73H230V72H229ZM236 73H237V71H236ZM236 73H235V74H236ZM261 73H262V72H261ZM92 74H93V73H92ZM95 74H96V73H95ZM109 74H110V73H109ZM112 74H114V73H112ZM182 74H183V73H182ZM199 74H200V71H199ZM201 74H203V73H201ZM201 74H200L199 76H201ZM214 74H215V75H213V76H214V77L216 76L217 79H218V81H219V80H220V70L217 69V71L214 72ZM231 74H232V73H231ZM235 74H233V75H235ZM106 75H107V74H106ZM110 75H111V74H110ZM116 75H117V73H116ZM188 75H190V74H188ZM194 75H196V72H195V74H193V75H192V72H191V77H193ZM210 75H211V74H210ZM210 75H209V76H210ZM222 75H223V74H222ZM227 75H228V74H227ZM246 75H245V76H246ZM259 75H260V74H259ZM262 75H263V74H262ZM262 75H261V76H262ZM76 76H77L76 74H74L73 76H72V74H71V77H72L73 79H74ZM112 76H114V75H112ZM112 76H110V77H112ZM119 76H120V75H119ZM119 76H118V77H119ZM121 76H122V74H121ZM175 76H176V74H175ZM183 76H184V75H183ZM199 76L194 77V79H195V78H198ZM247 76H248V75H247ZM247 76H246V77H247ZM256 76H258V74H257ZM256 76H253V77H256ZM116 77H117V76H116ZM207 77H208V76H207ZM249 77H248V78H249ZM253 77H251V78H253ZM203 78H204V76H203ZM205 78H206V77H205ZM211 78H213V77L211 76ZM85 79H86V78H85ZM104 79H105V78H104ZM104 79H103V80H104ZM108 79H109V78H108ZM123 79H124V77H123ZM177 79H178V78H177ZM182 79H183V78H182ZM182 79H181V80H182ZM192 79H193V78H192ZM201 79H202V78H201ZM213 79H214V78H213ZM217 79H216V80H217ZM249 79H250V78H249ZM254 79H255V78H254ZM90 80H91V78H90ZM100 80H101V79H100ZM113 80H115V79H113ZM183 80H184V79H183ZM185 80H186V78H185ZM208 80H210V78H209ZM244 80H246V78H245ZM255 80L258 82L257 85L260 84V85H263V86H264V78H263V77L260 78V76H259V78L257 77V79H255ZM255 80H254V81H255ZM106 81H107V80H106ZM118 81H120V80H118ZM127 81H128V80H127ZM186 81H187V80H186ZM186 81H185V82H186ZM211 81H212V79H211ZM213 81H214V80H213ZM249 81H251V80H248V82H249ZM254 81H253V82H254ZM87 82H89L88 84H90V86H91V88H89L88 91H91V90H93V88H95V84L97 85V83H101L102 81H98V82H94V83L92 82V83H91V81H88V79H87ZM115 82H116V80H115ZM208 82H209V81H208ZM241 82H242V80H241ZM246 82H247V80H246L244 83H246ZM253 82L251 81V84H252ZM112 83H113V82H112ZM205 83H206V81H205ZM212 83H213V82H212ZM231 83L233 84V81H232ZM86 84H87V83H86ZM86 84H85V85H86ZM147 84H148L149 86H151V87H149V88H151L150 90H148L149 88H147V87H148ZM184 84H186V83H184ZM219 84H220V83H219ZM223 84L225 85L226 83H222L221 85H223ZM229 84H230V83H229ZM247 84H248V83H247ZM251 84H250V85H251ZM113 85L115 86V84H113ZM113 85H112V88L114 87ZM260 85H258V86L261 87ZM227 86H228V84H227ZM251 86H252V85H251ZM254 86L256 87V83H255ZM88 87H89V86H88ZM88 87L86 86V88H88ZM142 87H143V88H142ZM167 87L169 88L168 90H167ZM188 87H189V86H188ZM204 87H205V86H204ZM209 87H210V85H209ZM249 87H250V86H249ZM249 87H248L247 89H249ZM255 87H254V88H255ZM97 88H98V87H97ZM207 88H208V87H207ZM210 88H211V87H210ZM216 88H217V87H216ZM218 88H219V87H218ZM220 88H221V87H220ZM252 88H253V87H252ZM261 88H262V90H261ZM261 88H260L261 91H260V90H259V91L262 93V91L264 90V89H263L264 87H261ZM90 89H91V90H90ZM98 89H99V88H98ZM188 89H189V88H188ZM191 89H192V88H191ZM204 89H205V88H204ZM221 89H222V88H221ZM230 89H232V88H230ZM247 89H246V90H247ZM255 89H256V88H255ZM84 90H85V89H83V91H84ZM86 90H87V89H86ZM96 90H97V89H96ZM99 90H101V89H99ZM194 90H195V88H194ZM207 90H208V89H207ZM213 90H215V89H213ZM250 90L253 91L252 89H250ZM257 90H258V89H257ZM8 91H10V90H8ZM8 91H6L5 93H7ZM12 91H13V90H11V92H12ZM197 91H198V90H197ZM208 91H209V90H208ZM240 91H241V90H240ZM254 91L256 92V90H254ZM84 92H85V94H86L87 91H84ZM93 92H94V91H93ZM165 92H166V95H165ZM188 92H189V91H188ZM188 92H187V93H188ZM203 92H204V91H203ZM209 92H210V91H209ZM209 92H207V94H206V93L200 94V96H198V94H197V95L195 94V97H193V96L191 97V96H190V97H188V98H185V100H184V99H181V100L184 101L183 103H185V105H187V106L193 108L194 111H193V112L191 111L192 115H193L194 112H196V111L199 110V109H200V110H207V111H209V110H213V108L215 109V108H220V107H222V105H221L222 103L220 104V99H221L220 97H222V96L219 95V92H216V91L213 92V91H212V93L208 94ZM237 92H238V91H237ZM5 93L3 92L2 95L4 96ZM88 93H89V92H87V94H88ZM99 93H100V92H99ZM162 93H163V94H162ZM182 93H185V92H182ZM233 93H236V92H233ZM261 93H260V95L263 94V93H262V94H261ZM11 94L14 95L13 92H12ZM68 94H69V93H68ZM80 94H81V93H80ZM85 94H84V95H85ZM96 94H97V93H96ZM109 94H110V93H109ZM150 94H152V95H150ZM157 94H158V95H159V94H162V95H163L162 97H167V98L169 97V98H168V99H169V102H168V103H165L164 101H162V100H163V99H162V100H160V101H161L160 105H158L159 103L156 104V102L158 101L157 99L155 100ZM7 95L9 96L8 93H7L5 96H7ZM18 95H19V94L14 95V96H12V97H15V96L18 97ZM69 95H70V94H69ZM78 95H79V94H78ZM97 95H99V94H97ZM158 95H157V96H158ZM183 95H185V94H183ZM221 95H222V93H221ZM72 96H73V95H72ZM79 96H80V95H79ZM99 96H100V95H99ZM242 96H243V95H242ZM245 96H247V95H245ZM12 97H10V98L12 99ZM73 97H74V96H73ZM109 97H110V96H109ZM182 97H183V96H182ZM182 97H181V98H182ZM228 97H229V96H228ZM263 97H264V96H263ZM7 98H8V97H7ZM10 98H8V99H10ZM19 98H20V97H18V99H19ZM21 98H22V97H21ZM64 98H65V97H64ZM66 98H67V97H66ZM66 98H65V99H66ZM107 98H108V97H107ZM231 98H234V97H231ZM231 98H230V99H231ZM238 98H239V96H238ZM250 98H251V97H250ZM250 98H249V99H250ZM11 99H10V100H11ZM73 99H74L73 101H75V102L78 100L77 97H75V98H73ZM79 99H80V98H79ZM113 99H114V98H113ZM116 99H118L117 101L119 102L120 99H119L118 97H115L114 100H116ZM179 99H180V98H179ZM222 99H226V98H222ZM236 99H237V98H236ZM240 99H241V95H240ZM258 99H259V98H258ZM261 99H262V98H261ZM263 99H264V98H263ZM263 99H262V100H263ZM13 100H15V98H14ZM16 100H17V99H16ZM181 100H180V101H181ZM241 100H242V99H241ZM17 101H18V100H17ZM17 101H16V102H17ZM19 101H20V99H19ZM66 101H67V100H66ZM69 101H71V100H69ZM133 101H132V102H133ZM180 101H179V102H175V103H179V105H180ZM185 101H186V102H185ZM229 101L232 102V100H229ZM233 101H235V100L233 99ZM242 101H243V100H242ZM247 101H248V100H247ZM4 102H6V101H4ZM7 102H8V101H7ZM13 102H14V101H13ZM13 102H12V104L15 105V103H13ZM21 102H22V100H21ZM21 102H19L18 104H20ZM25 102L27 103L26 99H24V102H23V103L26 104ZM71 102H72V101H71ZM71 102H70V103H71ZM75 102H74V103H75ZM77 102H78V101H77ZM123 102H125V103H123ZM134 102H133V103H134ZM158 102H159V101H158ZM166 102H167V101H166ZM243 102H244V101H243ZM243 102H242V104H243ZM9 103H11V102L9 101ZM23 103H21L20 105L23 106ZM142 103H143V102H142ZM183 103H182V105H183ZM223 103H224V102H223ZM251 103H252V102H251ZM263 103H264V102H263ZM4 104H5V103H4ZM18 104H16V105L19 106ZM137 104H138V103H137ZM224 104L226 105V103H224ZM227 104H228V103H227ZM234 104H235V103H234ZM237 104H238V103H237ZM239 104H241L240 101H239ZM247 104H250L249 101H248ZM6 105H7V103H6ZM6 105H4V106H6ZM10 105H11V104H10ZM134 105H135V104H134ZM138 105H139V104H138ZM220 105H221V106H220ZM235 105H236V104H235ZM235 105H234V107H235ZM244 105H245V109H246L247 111H246V113H245V112H243V113L246 114V115L248 116V115L250 114V112H252L253 110L257 109L258 107H261L262 104H258V103L255 102V103H253L252 105L250 104V106L247 105L248 107L246 106V103H245ZM244 105H243V108H242V109H244ZM259 105H260V106H259ZM22 106H21V108H22L21 110H23V109H24L25 107H27V106L30 107L29 104H28V105H24V106H25V107L23 106L24 108H23ZM127 106H128V105H127ZM141 106H142V104H141ZM149 106H150V105H149ZM151 106H152V105H151ZM187 106L185 107V109H186V108H189V107H187ZM229 106H230V108H231V106H233V104H231V105H229ZM238 106H239V105H237V109H238ZM9 107H10V106H9ZM12 107H14V106L11 105L10 109H8V106H6V109L11 110ZM31 107H32L33 109H35V108H34L35 105H34V107H33V105H32ZM31 107H30V108H31ZM122 107H123V105H122ZM144 107H146V106H144ZM179 107H180V106H179ZM182 107H183V106H182ZM182 107H181V108H182ZM1 108H2V107H1ZM32 108H31V109H32ZM128 108H129V107H128ZM128 108L126 107V105H124V107H123L122 109L125 111V110L128 109ZM230 108H227L228 111L230 110ZM13 109H14V108H13ZM28 109H29V108H28ZM33 109H32V110H33ZM122 109H121V110H122ZM148 109H150V108H148ZM177 109H178V110H177ZM220 109H221V108H220ZM220 109H219V111H220ZM233 109H234V108H233ZM235 109H236V108H235ZM15 110H16V109H15ZM15 110H14V111H15ZM19 110H20V109H19ZM129 110H130V109H129ZM129 110H128V111H129ZM187 110L189 111V109H186V111H187ZM200 110H199V111H200ZM225 110H226V109H225ZM23 111L25 112V110H23ZM116 111H117V109H116ZM126 111H127V110H126ZM199 111H198V112H199ZM207 111H206V112H207ZM226 111H227V110H226ZM232 111H233V110H232ZM232 111H231V112H232ZM242 111H243V110H241V112H242ZM1 112H2V111L0 110V115L3 114V113H1ZM10 112H11V111H10ZM105 112H108V111H105ZM113 112H114V111H113ZM180 112H184V111L182 110V111H180ZM189 112H190V111H189ZM202 112H203V111H202ZM206 112H204V113L206 114ZM231 112H230V113H231ZM235 112H236V110H235L234 112H232V113H235ZM237 112H240L239 109L237 110ZM260 112H261V110H259V113H260ZM263 112H264V111H263ZM14 113H15V112H14ZM16 113H17V112H16ZM16 113H15V114H16ZM25 113H26V112H25ZM25 113H24V114H25ZM27 113H28V110H27ZM97 113H99V112H97ZM103 113H104V112H103ZM114 113H115V112H114ZM114 113H113V114H114ZM186 113L189 114L188 112H186ZM191 113H190V115H191ZM208 113H209L210 116H213V114H216V115L218 114V112H217V113H216V112H215V113L211 112V113H213L212 115L210 114V112H208ZM220 113H221V112H220ZM220 113H219V114H220ZM223 113H224V112H223ZM226 113H227V112H226ZM226 113H225L224 117L227 116ZM243 113H242V114H243ZM259 113H258V114H259ZM19 114H20V113H19ZM29 114H30V113H29ZM104 114H105V113H104ZM107 114H108V113H107ZM116 114H117V113H116ZM165 114H166V116H167V115L170 116V117H168L169 120H170L169 122L167 121V120H168L167 118H166L167 120L165 119V117H164ZM195 114H196V113H195ZM198 114H199V113H198ZM198 114H197V115H198ZM235 114H236V113H235ZM237 114H238V113H237ZM237 114H236L235 116H238ZM242 114H241V115H242ZM244 114H243V115H244ZM11 115H12V112H11ZM13 115H14V114H13ZM17 115H18V114H17ZM46 115H47V113L45 114V116H46ZM96 115H97V114H95L94 117H96ZM100 115H101V114H100ZM100 115H98V118H99ZM197 115H196V116L194 115L195 118L198 117ZM200 115H201V112H200ZM200 115H199V116H200ZM233 115H234V114H233ZM241 115L238 116V117L241 118ZM246 115H245V116H246ZM259 115H260L259 117H263V116H261V114H259ZM14 116H15V115H14ZM21 116H22V115H21ZM39 116H40V115L38 114V117H39ZM42 116H43V114H42ZM50 116H51L50 114H49V116L47 115V117H46L45 119L51 121V117H50ZM105 116H106V114H105ZM109 116H110V114H109ZM214 116H215V115H214ZM214 116H213V118H214ZM231 116H232V115H231ZM231 116H229V117H231ZM23 117H25V116L23 115ZM48 117H49L50 119H49ZM55 117H56V116H55ZM55 117H53V118H55ZM61 117H62V116H61ZM61 117H60V118H61ZM94 117L92 118L91 122H93ZM116 117L118 118L119 115L116 116ZM185 117H186V114H185ZM192 117H193V116H192ZM200 117H201V116H200ZM222 117H223V116H222ZM224 117H223L222 120L225 119ZM229 117H228V119H229ZM242 117H243V116H242ZM259 117H258V115H257V116H253L254 121L252 120L253 122L250 121V123H249V122H247V123H249V124H252V123H253V124H256V125L258 126L257 123H259V121L261 120V119H257V118H259ZM16 118H18V117H16ZM47 118H48V119H47ZM57 118H58V119H57ZM57 118H55L54 120H55V121H57V120H58V121L61 120V119H59V117H57ZM62 118L64 119V117H62ZM98 118H95V119H97V122H98V121H101V120H99V119H102L103 117H102V118H99V119H98ZM104 118H105V117H104ZM108 118H109V117H108ZM108 118H107V120H110L112 117H111L110 119H108ZM113 118H114V116H113ZM113 118H112V119H113ZM117 118H115V120H119V119H117ZM120 118H122V117H120ZM216 118H217V116H216ZM216 118H214V119L216 120ZM218 118H219V117H218ZM226 118H227V117H226ZM232 118H233V117H232ZM251 118H252V117H251ZM40 119H41V118H40ZM56 119H57V120H56ZM70 119H71V118H70ZM95 119H94V120H95ZM190 119H191V118H190ZM204 119H205V118H204ZM219 119H220V118H219ZM219 119H218V120H219ZM228 119H227V121H228ZM234 119H235V118H234ZM234 119H233V120H234ZM237 119H238V118H237ZM42 120H44V119H42ZM72 120H73V118H72ZM115 120H114V121H115ZM120 120H121V119H120ZM122 120H123V118H122ZM225 120H226V119H225ZM230 120H232V119H230ZM44 121H45V120H44ZM52 121H53V120H52ZM103 121H104V119H103ZM166 121H167L168 123H166ZM188 121H189V120H188ZM197 121H198V120H197ZM208 121H209V120H208ZM219 121H220V120H219ZM48 122H49V121H48ZM59 122H60V121H59ZM61 122H64V121H61ZM74 122H76V120H75V121L73 120V123H74ZM95 122H96V121H95ZM115 122H116V121H115ZM185 122H186V120H185ZM205 122H206V121H205ZM229 122H230V121H228L227 123H229ZM233 122H234V121H233ZM236 122H237V121H236ZM251 122H252V123H251ZM49 123H50V122H49ZM54 123H55V122H52L51 124H54ZM68 123H69V122H68ZM73 123H72V125H73ZM159 123H158V124H159ZM209 123H210V122H209ZM238 123H240L239 120H238ZM260 123H261V122H260ZM30 124H31V123H30ZM51 124H50V125H51ZM55 124H57V123H55ZM61 124H62V123H61ZM61 124H60V125H61ZM64 124H66V123H64ZM64 124H63V125H64ZM69 124H70V123H69ZM91 124L93 125V123H91ZM210 124H211V123H210ZM240 124H241V123H240ZM253 124H252V125H253ZM18 125H21V124H16L15 126L18 127ZM63 125H62V126H63ZM66 125H67V124H66ZM66 125H64V127H65ZM70 125H71V124H70ZM70 125H69V127H67V129L71 128ZM144 125H145V124H144ZM205 125H207V124H205ZM15 126H14V127H15ZM57 126L60 127L59 125H57ZM62 126H61V127H62ZM74 126H76V123H74ZM150 126H153V124H151V123H147L146 126H143V132H144V133H146V132H150V131L152 132V127L150 128ZM185 126H186V125H185ZM210 126H211V125H210ZM214 126H215V125H212L211 127L213 128ZM236 126H238V125H236ZM236 126H235V127H236ZM246 126H247V125H246ZM254 126H255V125H254ZM257 126H256V127H257ZM262 126H263V125H262ZM17 127H16V128H17ZM20 127H24V126H20ZM46 127H47V126H46ZM46 127H45V128H46ZM48 127H49V126H48ZM48 127H47V129H48ZM92 127H94V125H93ZM95 127H96V126H95ZM199 127H200V126H199ZM204 127H205V126H204ZM216 127H217V128H216ZM216 127H214V128H216L218 131H220V130H219L220 128H218V127H219L218 124H217ZM221 127H222V126H221ZM223 127H224V126H223ZM225 127H227V126H225ZM230 127H231V126H230ZM240 127H242V126H240ZM248 127H249V125H248ZM248 127H246V129H247ZM256 127H255V128H256ZM259 127H260V126H259ZM18 128H19V127H18ZM195 128H196V129H195ZM206 128H207V126H206ZM208 128H209V127H208ZM232 128H233V127H232ZM242 128H243V127H242ZM244 128H245V126H244ZM251 128H253V127L251 126ZM19 129H20V128H19ZM21 129H23V128H21ZM24 129H26V127H24ZM62 129H63V128H62ZM65 129H66V128H64L63 130H65ZM67 129H66V130H67ZM71 129H72V128H71ZM200 129H201V127H200ZM202 129H203V128H202ZM209 129H211V128H209ZM216 129H212L213 131L215 130L214 133H215V132L218 133V131H216ZM221 129H222V128H221ZM225 129H226V128H225ZM228 129H230V128H228ZM248 129H249V128H248ZM257 129L260 131V134H261V135H264V131L261 132V130H260L258 127H257ZM49 130H50V129H49ZM63 130H62V131H63ZM69 130H70V129H69ZM72 130H74V127H73ZM94 130H95V129H94ZM206 130H207V129H206ZM212 130H211V132H213ZM249 130L251 131V129H249ZM263 130H264V129H263ZM24 131H25V130H22V132H24ZM67 131H68V130H67ZM67 131H65L64 133L68 134ZM207 131H208V130H207ZM222 131H223V129L221 130V132H222ZM253 131H254V128H253ZM16 132H17V131H16ZM51 132H52V131H51ZM70 132H71V130L69 131V133H70ZM128 132H129V131H128ZM128 132H127L126 135L129 137V134H130V133H128ZM130 132H131V131H130ZM209 132H210V131H209ZM221 132H220V133H221ZM243 132H246V133H247V131H243ZM248 132H249V131H248ZM251 132H252V131H251ZM251 132H250V133H251ZM17 133H18V132H17ZM20 133H21V132H20ZM26 133H27V131H26ZM72 133H73V132H72ZM204 133H205V132H204ZM116 134H117V133H116ZM139 134H140V133H139ZM141 134H142V133H141ZM206 134H207V133H206ZM206 134H205V135H206ZM210 134H211V133H210ZM215 134H216V133H215ZM222 134H223V133H222ZM229 134H230V133H229ZM234 134H235V133H234ZM248 134H249V133H248ZM255 134H257V133H256V130H255ZM19 135H20V134H19ZM25 135H26V134H25ZM53 135H55V133H54ZM68 135H69V134H68ZM70 135H71V133H70ZM142 135H144V134H142ZM182 135H181V137H182ZM200 135L203 136V133L200 134ZM205 135H204L202 138H204ZM212 135H213V134H212ZM223 135L226 136L225 134H223ZM242 135H243V134H242ZM246 135H247V134H246ZM16 136H17V135H16ZM16 136H15V137H16ZM56 136H57V135H56ZM130 136H132V135L130 134ZM206 136L208 137V134H207ZM217 136H218V135H217ZM217 136L214 135V137H217ZM219 136H222V135L220 134ZM230 136H231V134H230ZM252 136H256V135H252ZM18 137H19V136H18ZM53 137H54V136H53ZM53 137H52V135H51V138H53ZM141 137H142V140H143V136H141ZM144 137H146V136H144ZM173 137H174V136H173ZM173 137H172V139H173ZM179 137H180V136H179ZM179 137H178V138H179ZM214 137H212V138L214 139ZM257 137L260 138L261 136H257ZM16 138H17V137H16ZM110 138H111V137H110ZM147 138H148V137H147ZM212 138H210V136H209L208 139H207V138L205 139V141H204L205 144L203 143L204 145H203V146L201 145V148H202V152H201V153H202L203 155L200 153V150H199V152H198V153L196 152L197 154H195L196 157H197V158H196V157L194 158L195 161H194V159L191 160L192 162L194 161L193 164H195V166H197V167L199 166V167H198L199 170H200V168H202L200 165H198V161H199V160H200V162H204V161H201V159L204 158V157L206 158L207 155L210 154V155H208V156L211 157V158H212L213 156H214L215 158L217 157L216 159L214 158V159H215L214 161H216V160L218 159V156H216V155H220V154L217 153V154H213V156H211V154L214 152V151H212V150L215 148L214 144H215V142H217V141H215V142L213 143L214 140H213ZM220 138H222V137H220ZM230 138H231V137H230ZM230 138H229V137H228V139L226 138V141L229 142V139H230ZM243 138H244V136H243ZM243 138H242V139H243ZM245 138H246V137H245ZM255 138H256V137H255ZM53 139H54V138H53ZM55 139H56V138H55ZM112 139H113V138H112ZM112 139H109V140H112ZM134 139L137 140L136 138H134ZM139 139H140V138H139ZM139 139H138V140H139ZM145 139H146V138H145ZM145 139H144V140H145ZM174 139H175V138H174ZM176 139H177V138H176ZM216 139H217V138H216ZM222 139H223V138H222ZM232 139H233V136H232ZM234 139H235V138H234ZM256 139H257V138H256ZM256 139H254V140H256ZM262 139L264 140V137H263V136H262ZM262 139L260 138V141H257V142H259V143L261 144V147H262V144L264 143V141H263ZM12 140H13V139H12ZM14 140H15V139H14ZM16 140H18V139H16ZM21 140H22V139H21ZM50 140L53 142L52 139H50ZM138 140H137V141H138ZM199 140H200V139H199ZM199 140H198V141H199ZM218 140H219V138H218ZM230 140H231V139H230ZM250 140L253 141L252 137L250 138ZM250 140H249V142H251ZM257 140H259V139H257ZM54 141H55V140H54ZM107 141H108V140H107ZM107 141H105V143H107ZM137 141H136V142H137ZM174 141H175V143L177 142L176 140H174ZM180 141H181V142H180ZM183 141H184V140H183ZM198 141H197V142H198ZM226 141H225V143H226ZM234 141H235V140H234ZM234 141H233V142H234ZM14 142H15V141H14ZM17 142H18V141H17ZM17 142H16L15 144H17L16 146H17V148H19ZM24 142H25V141H24ZM102 142H104V141H102ZM178 142H180V143L182 144V140L179 139ZM197 142L195 141L196 144H197ZM201 142H202V141H201ZM201 142H200V143H201ZM228 142H227V143H228ZM230 142H231V141H230ZM237 142H238V141H237ZM249 142H248V143H249ZM20 143H21V142H20ZM20 143H19V144H20ZM25 143H26V142H25ZM25 143H23V145H24ZM61 143H62V142H61ZM109 143H110V141H109ZM109 143H108V146H109V145H112V144H109ZM180 143H176V145H177V144H180ZM190 143H193V146H194V142H190ZM190 143H189V145H190ZM200 143H199V144H200ZM217 143H218V142H217ZM219 143H224V139L222 140V142H219ZM231 143H232V142H231ZM231 143H228V144L230 145ZM235 143H236V142H235ZM240 143H242V142H240ZM255 143H256V142H255ZM259 143H258V145L260 146ZM12 144H13V143H12ZM54 144H55V143H54ZM65 144H66V143H65ZM101 144H102V143H101ZM181 144H180V145H181ZM185 144H186V143H185ZM228 144H225V145H227V146L225 147V149H226L227 147H229ZM249 144H250V143H249ZM21 145H22V144H21ZM21 145H20V146H21ZM23 145H22V146H23ZM176 145H175V146H176ZM216 145H217V144H216ZM218 145H219V144H218ZM218 145H217V146H218ZM222 145H223V144H222ZM225 145H224V146H225ZM231 145H234V144L232 143ZM244 145H245V144H244ZM244 145H243V146H244ZM251 145H252V142H251ZM251 145H249V146L251 147ZM255 145H256V144H255ZM14 146H15V145H13V149H14ZM25 146H26V145H25ZM57 146H58V145H56V146L54 145V147H53V146H52V147H53V148H56ZM61 146H62V144H61ZM65 146H66V145H65ZM65 146H64V147H65ZM73 146H74V145H73ZM99 146H100V145H99ZM101 146H103V145H101ZM101 146H100V147H101ZM106 146H107V145H106ZM146 146H147V145H146ZM193 146L191 145V147H192L191 151H193V149H194ZM197 146H199V145H197ZM197 146L195 145L196 148H197ZM239 146H240V144L238 145L237 148H239ZM249 146L247 145L245 148H249V150H250V147H249ZM253 146H254V145H253ZM253 146H252V147H253ZM52 147H51V148H52ZM64 147H62V148H60V149L65 150ZM74 147H76V146H74ZM110 147H111V146H110ZM110 147H109V148L107 147L108 150H107L106 147H104V148L106 149V150H105L106 152H104V153H105V155L107 154V156H105L106 158H109L108 156H111V151H112L111 149H112V147H111V149H110ZM116 147H117V146H116ZM184 147H185V146H184ZM184 147H183V150L185 151V149H186V152H187V151H188V150H187L188 148L186 147V148L184 149ZM191 147H190V148H191ZM230 147H231V146H230ZM241 147H242V144H241ZM256 147H257V146H256ZM256 147H253V148H256ZM261 147H260V148H261ZM263 147H264V146H263ZM9 148H10V147H9ZM11 148H12V146H11ZM22 148H23V147H22ZM22 148H20L19 150H22ZM24 148H26V147H24ZM63 148H64V149H63ZM114 148H115V147H114ZM152 148H153V147H152ZM181 148H182V147H181ZM181 148H180V147L178 148V149H180L179 151H181ZM196 148H195L194 150H196ZM216 148H217V147H216ZM216 148H215V149H216ZM219 148L221 149V148H223V147H219ZM231 148H232V147H231ZM242 148H243V147H242ZM242 148H240V150H241ZM13 149H9V150L13 151ZM77 149H78V148H76V149L74 148V150H77ZM85 149H86V148H85ZM109 149H110L111 151H110ZM129 149H131V148H129ZM148 149H149V148H148ZM157 149H158V148H157ZM197 149H200V147L197 148ZM215 149H214V150H215ZM223 149H224V148H223ZM223 149H221V150H223ZM243 149H244V148H243ZM256 149L258 150V147H257ZM256 149H255V151H256ZM4 150H7V149H4ZM9 150H8V151H9ZM58 150H59V146L57 147V151H58ZM71 150H73V149H71ZM93 150H94V149H93ZM103 150H104V149H103ZM116 150H117V148L115 149V151H116ZM120 150H121V149H119V150H117V151L120 152ZM122 150H123V149H122ZM149 150H150V149H149ZM158 150H159V149H158ZM161 150H162V149H161ZM161 150H160V152H161ZM183 150H182V151H183ZM221 150H219V152H220ZM230 150H232V149H230ZM230 150H229V148H228V151H230ZM234 150H235V149H234ZM240 150H239V151H240ZM245 150L247 151L248 149H245ZM249 150H248V152H249ZM251 150H253V149H251ZM251 150H250V151H251ZM24 151H25V149H24ZM46 151H47V149H46ZM49 151H51V149H49ZM55 151H56V150H55ZM82 151H83V153H84L85 151H87V149H86L85 151H84V149H82ZM94 151H96V150H94ZM94 151H93V152H94ZM98 151H99V150H98ZM98 151H96V152H98ZM115 151H114V152H115ZM133 151H134V150H133ZM133 151L131 150L130 152H132V153L134 154V152H136V150H135L134 152H133ZM156 151H157V150H155V151H153V152L156 153ZM162 151H163V152H166L167 150H162ZM175 151H176V150H175ZM179 151H177V153H178ZM189 151H190V150H189ZM196 151H198V150H196ZM215 151H216V150H215ZM217 151H218V150H217ZM232 151H233V150H232ZM235 151H236V150H235ZM239 151H238V152H239ZM246 151L244 152V154H245V153H248V152H246ZM258 151H259V150H258ZM262 151L264 152L263 149L261 150V152H262ZM9 152H10V151H9ZM53 152H54V151H53ZM53 152H52V153H53ZM60 152H61V150H60ZM75 152H76V151H75ZM80 152H81V151H80ZM114 152H112V153H114ZM151 152H152V151H151ZM151 152H148V153L150 154ZM170 152H171V151H168L167 153H170ZM172 152H174V151H172ZM194 152H195V151H194ZM194 152H193V153H194ZM222 152H223V154H221V155H224V156L226 155V153H228V152L225 153L224 151H222ZM238 152H237V154H238ZM256 152H257V151H256ZM4 153H5V152H4ZM6 153H7V152H6ZM48 153H49V157H51L52 155H50V154H52V153H51V152H48ZM48 153H47V154H48ZM86 153H88V152H86ZM86 153H85V154H86ZM98 153H99V152H98ZM102 153H103V152H102ZM104 153H103V154H104ZM132 153H130V154H132ZM145 153H146V152H145ZM175 153H176V152H175ZM175 153L172 154V155H169V154H163V155H162V153H161V155L164 156L165 159H164L162 156H159V157H162L161 159L166 160V159L169 158V156H170V157H171V160H172V157L175 158V157H174V156L176 155ZM179 153H181V152H179ZM189 153H190V152H189ZM207 153H208V154H207ZM215 153H216V152H215ZM224 153H225V154H224ZM251 153H252V151H251ZM54 154H55V153H54ZM71 154H73V152H72ZM71 154H70L69 157H72ZM77 154H79V150H77ZM77 154H76V153L73 154V157H72V158H73L74 161L77 160V159H74V156L77 155ZM80 154H82V153H80ZM80 154H79V155H80ZM85 154H84V156H85ZM90 154H93V153H90ZM90 154H89V155H90ZM96 154H97V153H96ZM119 154H120V153H119ZM119 154H118V155H119ZM126 154H129V153H126ZM135 154H137V152H136ZM135 154H134V155H135ZM142 154H143V152H142ZM149 154H147V155H149ZM170 154H171V153H170ZM182 154H185V153H182ZM229 154H230V158H229V159H231V161H232V158H233L234 156L231 158V155H233L232 152H231V153H228L227 155H229ZM257 154H258V153H257ZM45 155H46V154H45ZM89 155H87V156H89ZM97 155H98V154H97ZM116 155H117V154H115L114 156L116 157L115 159L118 161L120 158L117 159V156H116ZM121 155H122V153H121ZM147 155H146V156H147ZM152 155H154V154L152 153ZM152 155H150V156L152 157ZM179 155L181 156V154H179ZM185 155H186V156H185ZM185 155H184V158L187 159V157H188L189 154H188V155L185 154ZM195 155H193V157H194ZM240 155H241V153H240ZM242 155H243V153H242ZM242 155H241V156H242ZM245 155H246V154H245ZM245 155H243V157H244ZM247 155H249V153H248ZM250 155H251V154H250ZM250 155H249V156H250ZM53 156H54V155H53ZM55 156H56V155H55ZM55 156H54V157H55ZM87 156H85V157L87 158ZM92 156H94V157L96 156V155H95V152H94V155H92ZM99 156H101V155H99ZM119 156H120V155H119ZM119 156H118V157H119ZM142 156H143V155H142ZM146 156H145V157H146ZM176 156H178V155H176ZM182 156H183V155H182ZM189 156H192V154H190ZM224 156H222V158H223ZM263 156H264V155H263ZM18 157H19V156H18ZM18 157H16L17 161H14L15 163L17 162V164H18L19 161H20ZM46 157H47V156H46ZM49 157H48V158H49ZM54 157H52V158H54ZM77 157H79V160H80V161H81L82 159H83L84 161H86V159H84L85 157H81V159H80V156H77ZM96 157H97V156H96ZM102 157H103V156H101L100 158H102ZM127 157H129V155H127ZM127 157H125V155H124V157H122V158L125 159V158H127ZM147 157H148V156H147ZM155 157H156V158H155ZM159 157H158V158H159ZM209 157H208V158H209ZM225 157H228V156H225ZM236 157L239 158V155L236 156ZM236 157H235V160H236ZM245 157H246V156H245ZM13 158H14V157H13ZM55 158H56V157H55ZM55 158H54V159H55ZM62 158H63V157H62ZM75 158H76V156H75ZM92 158H93V157H92ZM92 158H91V160H92ZM112 158H114L113 155H112ZM141 158H142V157H141ZM143 158H144V157H143ZM152 158H154V161H155V159H157V156H154V157H152ZM208 158H207V159H208ZM222 158H221V156H220V158H219L218 160H221ZM247 158H248V156H247ZM263 158H264V157H263ZM16 159H15V160H16ZM64 159H65V158H64ZM93 159H94V158H93ZM109 159H110V158H109ZM127 159H128V158H127ZM145 159H146V158H145ZM145 159H144V161H146ZM147 159H148V158H147ZM150 159H151V158H150ZM150 159H149V160H150ZM176 159H177V158H176ZM181 159H183V158L181 157ZM212 159H213V158H212ZM224 159H227V158H224ZM224 159H223V162H224V163L221 162L222 164H225ZM241 159H242V158H241ZM243 159H244V158H243ZM243 159H242V160H243ZM250 159H251V158H250ZM253 159H254V158H253ZM257 159H258V158H257ZM261 159H262V158H261ZM5 160H6V159H5ZM12 160H13V159H12ZM43 160H44V159H43ZM57 160H59V161H63V160L58 159V158H57ZM57 160H56V161H57ZM66 160H67V159H66ZM66 160H65V161H66ZM68 160H69V159H68ZM71 160H72V159H71ZM71 160H69V161H71ZM79 160H78V161H79ZM83 160H82V162H83V164H85ZM95 160H96V159H95ZM97 160H98L99 162H96V161H95V162H96L97 164L100 163V159L97 158ZM104 160H105V159H104ZM106 160H107V159H106ZM113 160H114V159H113ZM125 160H126V159H125ZM140 160H141V159H140ZM169 160H170V159H169ZM173 160H174V159H173ZM177 160H178V159H177ZM203 160H204V159H203ZM238 160H239V159H238ZM245 160H246V159H245ZM248 160H249V159H248ZM251 160H252V159H251ZM69 161H67V162H69ZM80 161H79V162H80ZM89 161H90V159L88 160V162H89ZM108 161H109V160H108ZM114 161H115V160H114ZM122 161H123V159H122ZM144 161H141V162H144ZM147 161H148V160H147ZM167 161H168V160H166V162H167ZM175 161H176V160H175ZM180 161H181V160H178V162H176V163L179 165V164H180ZM183 161H184V163H187V162H185V161H188V164H189V159H187V160H183ZM208 161H209V160H207V162H208ZM212 161H213V160H212ZM214 161H213V163H215V166H216V162H214ZM221 161H222V160H221ZM227 161H229V160H227ZM233 161H234V160H233ZM246 161H247V160H246ZM0 162L4 163L2 159H0ZM6 162H7V161H6ZM6 162H5V163H6ZM51 162H52V161H51ZM67 162H64L65 165L67 164ZM71 162H72V161H71ZM71 162H70V164H71ZM76 162H77V161H76ZM79 162H77V164H78ZM86 162H87V161H86ZM104 162H105V164L107 163L106 161H104ZM110 162L113 163L112 160H111ZM120 162H121V161H120ZM126 162H127V161H126ZM130 162H131V160H130ZM132 162H134V161H132ZM138 162H140V161H138ZM150 162H151V161H149V163H150ZM168 162L171 163V161H168ZM173 162H174V161H173ZM200 162H199V163H200ZM210 162H211V161H209V164H210ZM234 162H235V161H234ZM237 162H239V161H236L235 163H237ZM240 162H241V161H240ZM250 162H252V161H250ZM254 162H255V161H254ZM254 162H252L253 165L255 164ZM256 162H258V161H256ZM8 163H9V162H8ZM89 163H92V161L89 162ZM89 163H88V164H89ZM101 163H103V162H101ZM101 163H100V164H101ZM114 163H115V162H114ZM118 163H119V162H118ZM121 163H122V162H121ZM135 163H136V162H134L133 164H135ZM159 163H160V161H159ZM164 163H165V162H164ZM174 163H175V162H174ZM184 163L181 164V167H182V165L185 166ZM211 163H212V162H211ZM227 163H230V162H227ZM227 163H226V164H227ZM242 163H243V162H242ZM245 163H246V162H245ZM0 164H1V163H0ZM13 164H14V163L12 162V165H13ZM68 164H69V163H68ZM73 164H74V162H73ZM80 164H81V163H79V165H80ZM88 164H87V166H88ZM103 164H104V163H103ZM119 164H120V163H119ZM127 164H128V163H126V165H127ZM129 164H131V163H129ZM129 164H128V165H129ZM133 164H132V166H133ZM147 164H148V163H147ZM153 164H156V165H157V160H156L155 163H152V165H153ZM161 164H163V162H162ZM191 164H192V163H191ZM202 164H203V163H202ZM202 164H201V165H202ZM204 164H205V163H204ZM209 164L207 163V165H209ZM219 164H220V163H219ZM222 164H221V165H222ZM230 164H234V163H230ZM239 164H240V163H239ZM246 164H247V163H246ZM248 164H249V163H248ZM258 164H260V163L258 162ZM2 165H3V164H2ZM2 165L0 166V168L2 167V169H4L6 172H5V174H4V173L1 171L2 174H4V177H3V176L1 177L2 180H3L2 183H1V181H0V183L3 184L2 187H1V184H0L1 190H2V188H7L8 185L11 184V183H9V182H11V179L8 178V177H11V175L16 171V168H18V167L15 166V171L13 172V171L9 170V168H6V169H5V167H7L8 165H9L8 167H10V168L12 169L13 166L11 167V166H10L11 164H8V165L6 164L7 166L5 165L4 168H3ZM14 165H16V164H14ZM21 165H23V164H21ZM65 165H63V169H66V167L69 166V165H67V166L64 168ZM74 165H75L76 167L78 166V165H76V164H74ZM116 165H117V164H116ZM121 165L123 166V165H125V163H124V164H121ZM126 165H125V166H126ZM128 165H127L126 167H129V166H130V165H129V166H128ZM135 165H136V164H135ZM156 165H153V166L156 167ZM178 165H177V166H178ZM207 165H204V167L207 166ZM212 165H213V164H212ZM217 165H218V164H217ZM221 165H220V167H221ZM237 165H238V163H237ZM241 165H242V164H241ZM256 165H257V163H256ZM18 166H20V164H19ZM58 166H59V165H58ZM58 166H57V167H58ZM60 166H61V165H60ZM81 166H82V165H81ZM81 166H78V167H81ZM83 166L85 167V165H83ZM97 166H98V165H96V167H97ZM132 166H131V167H132ZM136 166H137V165H136ZM148 166H149V165H148ZM148 166H147V167H148ZM162 166H163V165H161V167H162ZM164 166H165V165H164ZM164 166H163L162 168H165ZM169 166H170V165H169ZM169 166H168V167H169ZM192 166H193V165H192ZM195 166H194V167H195ZM202 166H203V165H202ZM209 166H210V165H209ZM215 166L213 165L211 170H214V171H215V169L213 168V167H215ZM222 166H223V165H222ZM226 166H227V165H226ZM226 166H225V167H226ZM228 166H230V165H228ZM231 166H232V165H231ZM233 166H234V165H233ZM244 166H246V165L244 164ZM260 166H261V164H260ZM78 167H77V168H78ZM92 167H93V166H92ZM92 167H91V168H92ZM94 167H95V166H94ZM94 167H93L92 170H94ZM96 167H95V169H96ZM103 167H104V166H103ZM103 167H102V168H103ZM113 167H114V166H113ZM113 167H111V168H113ZM126 167H125V168H126ZM131 167H130L129 170H131ZM149 167H150V166H149ZM151 167H152V166H151ZM151 167H150V168H151ZM158 167H159V166H158ZM161 167H159V168H161ZM171 167L173 168V165H171ZM171 167H169V168H171ZM175 167H176V166H175ZM194 167H193V168H194ZM216 167H217V166H216ZM218 167H219V166H218ZM234 167H235V166H234ZM246 167H248V166H246ZM251 167H252V165H250L249 168L251 169ZM254 167H255V166H253V168H254ZM19 168H20V167H19ZM59 168H61V167H59ZM69 168H70V167H69ZM77 168H75V167L72 168V171H73V169H75V171H76ZM99 168H100V167H99ZM99 168L97 167V169H99ZM104 168H105V167H104ZM107 168H109V167H107ZM111 168H110V169H111ZM133 168H134V167H133ZM133 168H132V170H133ZM135 168H136V167H135ZM143 168H144V167H142V169H143ZM159 168H158V170H159ZM166 168H167V167H166ZM166 168H165V169H166ZM172 168H171V169H172ZM178 168H179V167H178ZM178 168H177V169L174 168V170H178ZM185 168H186V167H185ZM188 168H189V167H188ZM188 168H186V169H188ZM195 168H196V167H195ZM195 168H194V169H195ZM198 168H197V169H198ZM208 168H209V167H208ZM210 168H211V166H210ZM223 168H224V167H223ZM223 168H222V169H223ZM226 168L228 169V171L230 170L229 167H226ZM232 168H233V167H232ZM232 168H231V170H232ZM237 168H238V166H237ZM239 168H240V165H239ZM57 169H58V168H57ZM61 169H62V168H61ZM100 169H101V168H100ZM113 169H115V167H114ZM117 169H118V168H116L115 171H116ZM138 169H141V168H139V166H138ZM182 169H183V168H182ZM204 169L207 170V168H204ZM204 169H203V170H204ZM222 169L219 168L217 171L222 170ZM227 169H226V170H227ZM233 169H234V168H233ZM242 169H244V170H242ZM250 169H249V170H250ZM0 170H1V169H0ZM12 170H13V169H12ZM67 170H68V168H67ZM77 170H79V169H77ZM80 170H81V168H80ZM80 170H79V172H81ZM102 170H103V171H102ZM102 170H101V172L104 173V172H105L104 169H102ZM118 170H119V169H118ZM136 170H137V169H136ZM145 170H146V169H145ZM172 170H173V169H172ZM174 170L171 171V172H174ZM179 170H181V168H180ZM188 170H189V169H188ZM192 170H193V169H192ZM192 170L190 169V171H192ZM205 170H204V171H205ZM226 170L224 169V173H225ZM237 170H238L237 173H239V169H237ZM240 170L244 172L246 169L243 167V168H240ZM258 170H260L259 167H258ZM263 170H264V169H263ZM75 171H74V172H75ZM110 171H111V173H112L114 170H113V171H112V170H109V172H110ZM119 171H120V170H119ZM122 171H123V168H122ZM143 171H144V169H143ZM183 171H185V169H184ZM194 171H195V170H194ZM194 171H192V172H190V173H192V174L194 175V173H193ZM228 171H226V172H227V175L232 173L231 171H230V173H228ZM232 171H233V170H232ZM246 171H248V169H247ZM1 172H0V173H1ZM62 172H64V171H62ZM65 172H66V171H65ZM65 172H64V174H66ZM68 172H69V170H68ZM68 172H67V174H68ZM70 172H71V170H70ZM92 172H93L92 176H94V174H95V176H97V174H98V175L100 174V173H96L95 170L92 171ZM94 172H95V173H94ZM97 172H100V170H98ZM107 172H108V171H107ZM128 172H131V171H128ZM162 172H163V171H162ZM179 172H180V171H179ZM181 172H182V171H181ZM195 172H196V171H195ZM200 172H202V169L200 170ZM212 172H213V171H212ZM212 172H211V173H212ZM222 172H223V170H222ZM251 172L253 173V171H251ZM258 172H259V171H258ZM258 172H256V174H255L256 177H257V173H258ZM76 173H78V172H75L74 174H72V172H71L72 175H70L69 178H70L71 176H73V175L76 176V175H77ZM111 173H109V176H110ZM113 173H118V172H113ZM113 173H112V174H113ZM144 173H145V172H144ZM168 173H169V172H168ZM183 173H184V172H183ZM188 173H189V172H188ZM206 173H207V174H206ZM206 173H205V174H206L205 177H206L208 174H210V173H208V172H206ZM214 173H215L214 175L216 176L215 179H212V181L209 180V181L211 182V186H213L214 183H215V184L217 183L216 185H218V184L221 185L222 182L220 183V179L222 178V177H221L222 175L220 174L221 176H217V175H219V174H217L216 171H215ZM218 173H219V172H218ZM247 173H248V172H247ZM247 173L245 172V174H247ZM252 173H250V174L252 175ZM254 173H255V171H254ZM254 173H253L252 176H254ZM2 174H1V175H2ZM64 174H63V176H64ZM67 174H66V175H67ZM105 174H107V173H105ZM124 174H125V175H127V174L129 175V173H125V171H124ZM140 174H143V173H140ZM153 174H154V173H153ZM165 174H166V173H165ZM200 174H201V173H200ZM202 174H203V173H202ZM202 174H201V175H202ZM212 174H213V173H212ZM212 174H211V175H212ZM216 174H217V175H216ZM222 174H223V173H222ZM242 174H244V173H242ZM245 174H244L243 176H245ZM259 174H260V173H259ZM259 174H258V175H259ZM1 175H0V176H1ZM61 175H62V174H61ZM61 175H60V176H61ZM101 175H103V174H101ZM101 175H99V176H101ZM107 175H108V174H107ZM118 175H122L121 172H120V174H117V177H114L115 175H113L112 178H119V179L122 178L121 180H124V179H125V178H123V177H125V176L122 175L123 177L120 178V176L118 177ZM128 175H127V176H128ZM149 175H151V174H149ZM195 175H196V173H195ZM203 175H204V174H203ZM227 175H226V176H227ZM251 175H247V177H248V176H251ZM21 176H22V175H21ZM24 176H25V175H24ZM28 176H29V175H28ZM30 176H32V175H30ZM30 176H29V177H30ZM75 176H74V178H75ZM105 176H106V175H105ZM138 176H139V175H138ZM198 176H199V173H198ZM198 176L196 177V179H195L196 181H195V182H196V183L198 184V186H199V183L197 182V180H198V179H201L202 177L200 178V176H199V177H198ZM241 176H242V175H241ZM13 177H14V175H12V179H14ZM16 177H17V176H16ZM97 177H98V176H97ZM103 177H104V176H103ZM103 177H101V178L98 179V180L101 181V179H102ZM106 177H107V176H106ZM203 177H204V176H203ZM208 177H210V176H208ZM211 177H213V175H212ZM220 177H221V178H220ZM223 177H224V176H223ZM228 177H229V176H228ZM228 177H227V178H228ZM256 177H255V178H256ZM259 177H260V179L262 180V179L264 178V172H262L261 175L258 176V179L256 178V180H257L258 182H260V181H259V180H260ZM1 178H0V180H1ZM6 178H8V179H10V180H7ZM25 178H26V177H25ZM61 178L63 179V177H61ZM69 178H68V179H69ZM71 178H72V177H71ZM130 178H131V177H130ZM130 178H129V179H130ZM136 178H137V177H136ZM182 178H183V177H182ZM192 178H193V177H192ZM194 178H195V176H194ZM194 178H193V179H194ZM251 178H253V177H251ZM21 179H22V178H20V180H21ZM93 179H94V178H93ZM93 179H92V180H93ZM133 179H134V178H133ZM193 179H190V180H193ZM207 179H208V178H207ZM209 179H210V178H209ZM230 179H231V178H230ZM247 179H248V178H247ZM33 180H34V179H33ZM40 180H41V179H40ZM44 180H45V179H44ZM44 180H43V181H44ZM46 180H47V179H46ZM65 180H67V178H65ZM69 180H70V179H69ZM69 180H68V181H69ZM92 180H90V181H91V182H95L94 180H93V181H92ZM95 180H96V179H95ZM102 180H103V182H104V179H102ZM111 180H112V179H111ZM131 180H132V179H131ZM181 180H182V179H181ZM183 180H184V178H183ZM188 180H189V179H188ZM188 180L186 179V181H188ZM202 180H204V179L202 178ZM228 180H229V179H228ZM241 180H242V179H241ZM248 180H249V179H248ZM248 180H246V183H247ZM250 180H251V179H250ZM253 180H254V179H253ZM253 180H252V181H253ZM22 181H24V180H22ZM35 181H37V180L35 179ZM41 181H42V180H41ZM51 181H53V180H51ZM51 181L49 180L50 185H49V182L47 181V183H48V184H47L48 187H46V188L44 189L45 191H46L48 188L51 187V183H52ZM57 181H58V180H57ZM62 181H63V180H62ZM62 181L59 179L58 182H61V183H59V184H63L64 181H63V182H62ZM90 181H89V182H90ZM100 181H99V182H100ZM119 181H120V180H119ZM134 181H135V180H134ZM186 181H185V182H186ZM221 181H222V179H221ZM263 181H264V180H262V182H263ZM38 182H39V180H38ZM38 182H37V183H38ZM65 182H66V181H65ZM70 182H71V180H70ZM91 182H90V183H91ZM96 182H97V181H96ZM99 182H97V184H98ZM105 182H106V181H105ZM108 182H109V181H107V183H108ZM122 182H123V181H121V183H122ZM127 182H128V181H127ZM135 182H136V181H135ZM188 182H189V181H188ZM188 182H186V183H187L186 186L189 185V188H191V187H190V184H188ZM223 182H224V180H223ZM248 182H249V181H248ZM262 182H261V184H262ZM44 183H45V182H44ZM54 183H56L55 180H54V182H53V185H55V186L57 187V186H58V185H57L58 183H56V184H54ZM66 183H68V182H66ZM90 183H89V184H90ZM182 183H183V182H182ZM189 183H191V181H190ZM242 183H244V182H242ZM32 184H33V183H32ZM35 184H36V183H35ZM35 184H33V185H35ZM45 184H46V183H45ZM79 184H80V187H81V185H82L83 183H82V184L79 183ZM87 184H88V182L85 183L84 187L87 186ZM92 184H93L94 186H93ZM119 184H120V182H119ZM129 184H130V183H129ZM193 184H194V182H193ZM197 184H194V185H197ZM215 184H214V185H215ZM223 184L225 185L226 182H225V183H222V185H223ZM227 184H228V183H227ZM247 184H248V186L242 185L241 182H240V179L237 177V178H235V179L232 178L231 181H229V184L227 185V187H225V186H224V187L226 188V193H227V192H230V194H232V195L234 194V195H235V196L233 195V196L235 197V201L238 200V199L240 198L239 196H242V198H243L242 201H244V202H246V203L249 202V201H253L254 199H256V201H257L258 199L262 200V198H263V202H264V192L262 191V190H264V189H262L264 186H263L261 189H257V188L249 189L250 182L247 183ZM252 184H253V183H252ZM12 185H13V184H12ZM29 185H30V184H29ZM67 185L69 186V184H67ZM98 185H100V184H98ZM106 185H107V184H106ZM111 185H112V184H111ZM111 185H110V186H107L108 189L111 187ZM120 185H124V184H120ZM144 185H145V184H144ZM201 185H202V184H201ZM204 185H205V184H204ZM204 185H202V187H204ZM206 185H207V184H206ZM9 186H10V185H9ZM24 186H25V185H24ZM35 186H36V185H35ZM35 186H34V187H35ZM39 186H40V185H38V187H39ZM41 186H42V185H41ZM49 186H50V187H49ZM55 186H54V187H55ZM63 186H64V184H63ZM77 186H79V185H77ZM91 186L95 187L96 185H95L94 183H91V185H89V187H91ZM100 186H101V185H100ZM103 186H104V185H103ZM139 186H140V185H138V187H139ZM141 186H143V185H141ZM141 186H140V187H141ZM186 186H185V187H186ZM255 186H257V185H255ZM260 186H262V185H260ZM260 186H259L258 188H260ZM10 187H11V186H10ZM10 187H9V188H10ZM21 187H23V186H21ZM38 187H37V188H38ZM58 187L60 188L61 186L59 185ZM58 187H57V189H58ZM65 187H66V186H65ZM84 187L82 186L83 189H84ZM87 187H88V186H87ZM87 187H86V188H87ZM89 187H88L87 189L85 188V190H88V193H90V192H89L90 189H91V190L94 189L95 192H97V191H99V188H100L99 186H97L96 188H97L98 190L96 191L95 188H92V187H91V188L89 189ZM98 187H99V188H98ZM101 187H102V186H101ZM107 187H105V190H106ZM113 187H114V186H113ZM113 187H111V188L113 189ZM117 187L119 188V186H117ZM121 187H122V186H120V189H122ZM138 187L136 186V188H138ZM185 187H184V188H185ZM9 188H8V190H9ZM37 188H36V189H37ZM51 188H52V187H51ZM111 188H110V189H111ZM124 188L127 189V186H125ZM163 188L165 189V188H167V187H163ZM180 188H181V187H180ZM182 188H183V187H182ZM200 188H201V187H200ZM206 188H207V187H206ZM208 188H209V187H208ZM52 189H54V188H52ZM55 189H56V188H55ZM101 189H103V188H101ZM108 189H107V191H108ZM115 189H116V188H115ZM141 189H143V188H141ZM160 189H161V188H160ZM196 189H197V188H196ZM196 189H194L195 192L197 191ZM201 189H202V188H201ZM203 189H204V188H203ZM210 189H211V188H210ZM210 189H209V190H210ZM10 190H11V188H10ZM34 190H35V189H34ZM34 190H33V188H32L31 186H29V187H23V189H21V188H16V189L11 190L10 192L8 191L9 193H6L7 195H4V194L1 192V194H0V205H1V203H3L2 201H4V204H3L2 206H5V207L3 208V209H4L3 211H5V214L3 213L2 209H1L2 206L0 207V209H1L0 212H1V216H2V214H4V215H3L4 217H7V218H9V219L11 220L10 223H9V220H7L9 224H11V222L13 221L14 223H17L18 225H20V227L25 228L26 224H28V221H31L30 223H32V220H31V219L34 218V216L32 215V216H33L32 218H31V216H30L31 219H29V220L27 221V220H26V217L28 218V214H27V212L24 214L23 211H22L23 214H20L21 211L19 212V211L17 210V209H19V207L17 208V206L20 204L21 201H23V203H25L26 206H29L30 203H31L32 201H34V200H32V199L30 198L31 194L34 193V195H35V192L37 193V191L34 192ZM37 190H38V189H37ZM39 190H40V189H39ZM44 190H43V191H44ZM91 190H90V191H91ZM116 190H117V191L114 190V192H118L119 189H116ZM161 190H162V189H161ZM161 190H159V191H161ZM169 190H170V188L168 189L167 193L171 192L173 195H175V192H174V191H177L178 189H176V190H175V189H174V190L172 189L171 191H169ZM182 190H183V189H182ZM199 190H200V189H199ZM209 190H208V191H209ZM43 191H41V193H42ZM55 191H57V190H55ZM100 191H101V190H100ZM100 191H99V192H100ZM109 191H110V190H109ZM109 191H108V192H109ZM112 191H113V190H112ZM112 191H111V192H112ZM179 191H180V189H179ZM183 191H184V190H183ZM188 191H190V189H189ZM208 191H207V192H208ZM213 191H214V189H213ZM215 191H217V190L215 189ZM58 192H60V190H59ZM58 192H57V193H58ZM64 192H65V191H64ZM69 192H70V191H69ZM83 192H84V191H83ZM93 192H94V191H93ZM101 192H103V190H102ZM101 192H100V194H101ZM121 192H122V190H121ZM123 192H124V191H123ZM123 192H122V193H123ZM181 192H182V191H181ZM192 192H194V191H191V193H192ZM203 192H204V190H203ZM203 192H202V194L205 196L206 194H204L205 192H204V193H203ZM218 192H219V191H218ZM43 193H44V192H43ZM45 193H46V192H45ZM61 193H63V191H62ZM66 193H68V192H65V194H66ZM72 193H73V192H72ZM72 193H71V194H72ZM85 193H86V192H85ZM109 193H110V192H109ZM122 193H121V194H122ZM165 193H166V191H163L162 193L160 192V194H162V196H161L162 200H163L164 197L166 196ZM167 193H166V194H167ZM177 193H178V192H177ZM188 193L190 194V192H188ZM199 193H201V190H200V192H198V193H194V194H195V195L198 194V198H199V195H200ZM213 193H214V192H213ZM245 193H246V194H245ZM2 194H3V196L1 197ZM65 194H64V195H65ZM86 194H87V193H86ZM96 194H99V193H96ZM100 194H99V195H100ZM111 194H113V193H111ZM121 194H120V192H119V194L116 193V195H121ZM123 194H124V193H123ZM125 194H126V193H125ZM144 194H145V192H144ZM160 194H159V196H160ZM208 194L210 195V191L208 192ZM215 194H216V193H215ZM215 194H214V195H215ZM218 194H219V193H218ZM236 194H237V196H238L239 194H240V195H239L238 197H236ZM60 195H62V194H60ZM64 195H63V197H64ZM66 195H67V194H66ZM73 195H75V193H73ZM89 195H90V194H89ZM113 195H114V194H113ZM147 195H148V193H147ZM168 195H169V194H168ZM209 195H206V196H208L209 199L212 198V196L209 197ZM212 195H213V194H212ZM35 196H36V195H35ZM69 196H70V195H69ZM80 196H81V195H80ZM80 196H79V197H80ZM90 196H91V195H90ZM151 196L154 198V196H156V195H151ZM151 196H150V197H151ZM159 196H157V197H159ZM204 196H203V197H204ZM206 196H205V199H206ZM215 196H216V195H215ZM8 197H9V198H8ZM37 197H38V196H37ZM61 197H62V196H61ZM61 197H60V199H62ZM73 197H75V196H73ZM86 197H89V196H86ZM86 197H84V198L87 199ZM122 197H123V195H122ZM127 197H129V196H127ZM152 197H151V199H153ZM157 197H155V198H157ZM221 197H222V196H221ZM231 197H232V196H231ZM234 197H233V198H234ZM7 198H8V200H10V201L13 200L14 203H15V200L17 199V204L15 203V208L12 207V205H14V204H11V205H10V204H7V201H8V200H6ZM67 198H68V197H67ZM70 198H71V197H70ZM70 198H68V199H70ZM77 198H78V197H77ZM77 198H76L77 201H78V200H81V197H80V199H77ZM90 198L93 199V196H91ZM101 198H102V197H101ZM155 198H154L153 200H155ZM200 198H202V197H200ZM216 198H217V197H216ZM236 198H238V199H236ZM257 198H258V199H257ZM29 199H31V201H30ZM33 199H35V198H33ZM38 199H39V197H38ZM41 199H42V198H41ZM60 199H59V200H60ZM136 199H137V198H136ZM144 199H145V198H144ZM158 199H160V198H158ZM158 199H157L156 202H158ZM165 199H166V198H165ZM213 199H215L214 196H213ZM213 199H212V200H213ZM217 199H219V196H218ZM217 199H215V200H217ZM220 199H222V198H220ZM220 199H219V201H220ZM223 199H225V198H223ZM227 199H229V198H227ZM250 199H251V200H250ZM49 200H50V199H49ZM65 200H67V199H65ZM65 200H64V201L62 200L63 203H64V205H65ZM83 200H84V199H82V201H83ZM94 200H95V199H94ZM103 200H104V198L102 199V201H103ZM153 200H152V201H153ZM198 200H199V199H198ZM200 200H204V199L202 198V199H200ZM5 201H6V203H5ZM10 201H9V203L12 202V201H11V202H10ZM35 201H36V199H35ZM35 201H34V204H33V206H34V207H33V211H35L34 213H37V212H38V213L41 214V215L43 216V218H44V214H45V213L47 214L48 212H50V208H52V207H51V204L49 205V204H47V202H43V201H42L43 204H42L41 206H40V205L37 206V204H38L40 201L37 200V201H39L37 204H35ZM52 201H53V200H52ZM52 201H51V202H52ZM54 201H55V200H54ZM54 201H53V203H54ZM62 201H61V202H62ZM85 201H86V200H85ZM85 201H83V202H85ZM95 201H96V200H95ZM102 201H101V203H102ZM150 201H151V200H150ZM159 201H161V200H159ZM163 201L165 202L166 200H163ZM206 201H207V199H206ZM209 201H210V200H209ZM217 201H218V200H217ZM217 201H216V203H217ZM225 201H226V199H225ZM232 201H233V200H232ZM232 201H230V203H231ZM13 202H12V203H13ZM26 202H28V203H26ZM48 202H50V201H48ZM80 202H81V201H80ZM83 202H82V203H83ZM90 202H91V201H90ZM92 202H93V201H92ZM167 202H168V201H167ZM203 202H204V201H203ZM212 202H214V201H212ZM228 202H229V201H228ZM244 202H243V203H244ZM253 202H254V201H253ZM44 203H46V204H44ZM78 203H79V201H78ZM93 203H95V202H93ZM99 203H100V202H99ZM133 203H134V202H133ZM139 203H140L139 205L141 206V202H139ZM143 203H145V202H143ZM147 203H148V202H146L145 204H147ZM165 203H166V202H165ZM168 203H169V202H168ZM171 203H172V202H171ZM171 203H169V204H171ZM200 203H202V201H201ZM214 203H215V202H214ZM219 203H220V202H219ZM219 203H217V204H219ZM221 203H224V202H222V200H221ZM232 203H234V202H232ZM238 203H240V202L238 201ZM250 203H251V202H250ZM258 203H259V202H258ZM31 204H32V203H31ZM55 204H58V202L55 201ZM136 204H138V200H137V203H136ZM153 204H154V203H153ZM153 204H152V205H153ZM157 204H158V203H157ZM157 204H156V205H157ZM159 204H160V203H159ZM166 204H167V203H166ZM172 204H173V203H172ZM217 204H216V205H217ZM234 204H235V203H234ZM234 204H232V205L234 206ZM240 204H241V203H240ZM252 204H253V203H252ZM252 204H251V205H252ZM254 204H255V203H254ZM25 205H24V209H25ZM149 205H150V204H149ZM154 205H155V204H154ZM154 205H153V206H154ZM212 205H213V204H212ZM214 205H215V204H214ZM219 205H220V204H219ZM227 205H228V203H227ZM229 205H230V204H229ZM235 205H238V206H239V204H237V203H236ZM241 205H242V204H241ZM247 205H248V203H247ZM247 205H246V206H247ZM251 205H250V206H251ZM19 206H20V205H19ZM30 206H31V205H30ZM30 206H29V207H30ZM56 206H57V205H56ZM134 206H135V205H134ZM140 206H139V207H140ZM146 206H147V205H145V207H146ZM153 206L150 205L149 207H151V209H152V208H154ZM160 206H161V204H160ZM233 206H232V208H233ZM248 206H249V205H248ZM257 206H258V205H257ZM260 206H261V205H260ZM20 207H21V206H20ZM67 207H68V205H67ZM69 207H70V206H69ZM132 207H133V206H132ZM143 207H144V206L140 207V209H141V208L143 209ZM145 207H144V208H145ZM149 207H148V208H149ZM163 207H164V205H163ZM165 207H166V205H165ZM167 207H168V205H167ZM170 207H171V206H170ZM175 207H176V205H175ZM180 207H181V206H180ZM229 207L231 208V205H230ZM236 207H237V206H235V208H236ZM241 207H242V206H240L239 209H240ZM251 207H252V206H251ZM16 208H17V209H16ZM57 208H58V210H61V208H63V204L59 203V205H58ZM70 208H71V207H70ZM72 208H73V207H72ZM135 208H137V206H136ZM146 208H147V207H146ZM157 208L159 209V207H157ZM215 208H216V207H215ZM217 208H219V207H217ZM221 208H222V207H221ZM225 208H226V207H225ZM235 208H234V209H235ZM237 208H238V207H237ZM254 208H255V209H250V208L248 207V209H246V208H245V204H244V209H245V211L241 212V213H242V216H243V215H245V216H250V215H252L251 217H253V216H254V217H255V216H258V213H257L258 210H256V207H254ZM261 208H262V212H263V210H264V209H263V208H264V204L260 207V209H261ZM22 209H23V206H22ZM22 209H21V210H22ZM24 209H23V210H24ZM52 209H55L54 206H53ZM65 209H66V205H65ZM65 209H64V210H65ZM68 209H69V208H68ZM68 209H67V212H68V213H67L66 211H64V212H66L67 214H69L68 216H70V213H71V212L69 213V211H70L71 209H69V210H68ZM120 209H121V208H120ZM131 209H132V208H131ZM133 209H134V207H133ZM133 209H132V211H133ZM158 209H157V210H158ZM169 209H170V208H169ZM177 209H178V208H177ZM181 209H182V208H181ZM196 209H197V210H195V207H194V209L190 210V212L192 211V214H193V215H196L198 218H200L201 216H202V217H205V216H206V217L210 218V217H209V213H206V212H205L206 210H205L204 212H202L201 210H200V211L198 210L199 208H196ZM210 209H211V208H210ZM241 209H242V208H241ZM58 210H57V212L53 211V213L55 212L54 215H56V216H58V217L60 218V216H61L62 214H64V212H63V211H62L63 213L59 212V213H61V214H58V215H57ZM75 210H76V208H75ZM123 210H124V209L122 208V211H123ZM134 210H135V209H134ZM143 210H144V209H143ZM155 210H156V207H155ZM183 210H184V208H183ZM216 210H217V209H216ZM222 210H223V209H222ZM222 210H219L218 212H221ZM72 211H74V208L72 209ZM119 211H121V210H119ZM119 211H118V212H119ZM125 211H126V210H125ZM125 211H123V212H125ZM137 211H138V210H136V212H137ZM148 211L150 212L151 210L149 209ZM148 211H147V212H148ZM152 211H153L154 213L157 212V211H154L153 209H152ZM152 211H151V212H152ZM163 211H164V210L162 209V212H163ZM165 211H166V210H165ZM208 211H209V210H208ZM211 211H212V210H211ZM239 211H240V210H239ZM239 211H237V213H239ZM259 211H260L259 213H261V210H259ZM30 212H32V211L30 210ZM77 212H78V211H76V213H77ZM134 212H135V211H134ZM136 212H135V213H136ZM138 212H139V211H138ZM138 212H137V213H138ZM166 212H167V211H166ZM216 212H217V211H216ZM28 213H29V212H28ZM38 213H37V215H38V216H41V215H39ZM66 213H65V214H66ZM72 213H73V212H72ZM72 213H71V214H72ZM120 213H121V212H120ZM125 213H126V212H125ZM127 213H129V211H128ZM144 213H145V211H144ZM157 213H158V212H157ZM159 213H161V212H159ZM163 213H164V212H163ZM163 213H162V214H163ZM212 213H213V212H212ZM214 213H215V211H214ZM233 213H234V212H233ZM26 214H27V216L25 217ZM65 214H64L63 216H67V215H65ZM79 214H80V212H79ZM79 214H78V215H79ZM81 214H82V213H81ZM81 214H80V215H81ZM129 214L132 215V212L129 213ZM129 214H125L124 217L128 218V215H129ZM155 214H156V213H155ZM155 214H154V215H155ZM170 214H171V213H170ZM189 214H190V213H189ZM216 214H217V213H216ZM223 214H224V213H223ZM231 214H232V213H231ZM262 214H263V213H262ZM262 214H261V215L259 214L260 217L262 216ZM23 215H24V216H23ZM30 215H31V214H30ZM52 215H53V214L51 213V215H49V217L47 216V219L50 218V216H52ZM59 215H60V216H59ZM73 215H74V213H73ZM121 215L123 216V214H121ZM126 215H127V216H126ZM137 215H138V214H137ZM137 215H135L134 219H133V218H132V219L135 220V218H137V217H136ZM167 215H169V212H167ZM167 215H165V216H167ZM187 215H188V214H187ZM217 215H218V214H217ZM220 215H221V214H220ZM236 215H237V214H236ZM1 216H0V217H1ZM38 216H37V217H38ZM63 216H62V217H63ZM68 216H67V218H69ZM75 216H76V214H75ZM132 216H133V215H132ZM157 216L160 218L159 215H157ZM165 216H164V217H165ZM170 216H171V215H170ZM189 216H190V215H189ZM196 216H195V217H196ZM211 216H212V214H211ZM225 216H226V215H225ZM238 216H239V215H238ZM45 217H46V216H45ZM53 217H54V216H53ZM58 217H56V218H58ZM77 217H78V216H77ZM129 217H130V216H129ZM151 217H153V216H151ZM151 217H150V218H151ZM155 217H156V215H155ZM155 217H154V218H155ZM158 217H157V218H158ZM162 217H163V215L161 216V218H162ZM190 217H192V216H190ZM190 217H189V218H190ZM193 217H194V216H193ZM212 217H213V216H212ZM214 217H215V216H214ZM254 217H253V218H250V217H249L248 219H251V220L253 219V220H254ZM260 217H258V218H260ZM35 218H36V216H35ZM35 218H34V219H35ZM63 218H64V217H63ZM67 218L65 217L64 219H67ZM130 218H131V217H130ZM154 218H152V220H153ZM208 218H207V219H208ZM215 218H216V217H215ZM223 218H224V217H223ZM223 218H222V219H223ZM240 218H241V217H240ZM242 218H244V216H243ZM245 218H247V217H245ZM262 218H264V214H263V217H262ZM1 219H2V218H1ZM39 219H40V218H39ZM41 219H42V218H41ZM41 219H40V221H41ZM61 219H62V218H61ZM61 219H60V220H61ZM77 219H78V218H77ZM138 219H139V218H137V220H138ZM141 219H142V218H141ZM141 219L138 220V222L141 221ZM145 219H146V218H145ZM163 219H164V218H163ZM163 219H162V220H163ZM169 219H170V218H169ZM191 219H192V218H191ZM222 219H221V216H217V218H216L215 220H213V221H214V224H218L217 227L220 226L219 224L222 223V222H220V221H222ZM255 219H257V217H256ZM260 219H261V218H260ZM260 219H259V220H260ZM36 220H37V219L34 220L35 223H36ZM43 220H44V219H43ZM48 220H49V219H48ZM51 220H52V218H51ZM56 220H57V219L52 220V221H53V224H52V221H51V222H50L51 225H50V224H49V225H50L51 227H52V225L55 226V227H58V225H59L61 222H60V220L58 219V220H59V223H55ZM58 220H57V221H58ZM67 220H68V219H67ZM123 220H125V218H124ZM152 220H150V221H152ZM155 220H156V219H155ZM155 220H154V221H155ZM170 220L173 221V219H170ZM208 220H209V219H208ZM211 220H212V218H211ZM223 220H226V219H223ZM239 220H240V219H239ZM253 220H252V221H253ZM4 221L7 222V221L5 220V218H4ZM34 221H33V222H34ZM38 221H39V220H38ZM38 221H37V222H38ZM40 221H39L38 223H40ZM44 221H47V220H44ZM49 221H50V220H49ZM61 221L63 222L64 220H61ZM65 221H66V220H65ZM125 221H126V220H125ZM142 221H143V222H142ZM142 221H141V223H143V224H142L141 226H143L144 224H145V225L148 224V218H147L146 220H142ZM144 221H146V222L144 223ZM159 221H161V220L159 219ZM166 221H167V220H166ZM230 221H232V220H230ZM233 221H234V220H233ZM260 221H262V223H263L264 219H262V220H260ZM1 222H2V221H0V226H1ZM5 222H4V223H5ZM163 222H165V221H163ZM163 222H160V223L162 224ZM170 222H171V221H170ZM225 222H226V221H225ZM227 222H229V221H227ZM236 222H237V221H236ZM255 222H258V220H255ZM2 223H3V222H2ZM8 223H7V224L5 223V224L8 225ZM35 223H34V227H35ZM54 223H55L56 225H55ZM66 223H68V222H66ZM126 223H127V221H126ZM150 223H151V222H149V224H150ZM155 223H156V222H155ZM155 223H154V224H155ZM165 223L167 224L168 222H165ZM165 223H164V224H165ZM223 223H224V221H223ZM242 223H243V222H242ZM259 223L261 224V222H258V223H257L258 226H259ZM12 224H13V223H12ZM40 224H41V223H40ZM45 224H46V223L43 222V225L41 224V225H40L39 227H37V228H38V229H41V231L44 230V231L47 232L48 230H46L47 226H46ZM61 224H62V223H61ZM61 224H60V225H61ZM127 224H128V223H127ZM139 224H140V223H139ZM151 224H152V223H151ZM157 224H159V223H157ZM157 224H155V228L158 226ZM227 224H228V223H227ZM233 224H235V223L233 222ZM238 224L240 225L239 222H238ZM248 224H249V223H248ZM263 224H264V223H263ZM13 225H15V224H13ZM29 225H31V224H29ZM32 225H33V223H32ZM32 225H31V226H32ZM36 225H37V224H36ZM63 225H64V224H63ZM65 225H66V224H65ZM145 225H144L145 229L149 227V225H148V227H147V225H146V226H145ZM156 225H157V226H156ZM173 225H174V223H173ZM230 225H231V224H230ZM230 225H229V227H227V229L230 228ZM236 225H237V224H236ZM239 225H238V226H239ZM257 225H254V226H257ZM8 226H9V225H8ZM27 226H28V225H27ZM66 226H68V225H66ZM170 226H171V225H170ZM211 226H212V225H211ZM244 226L246 227V225H244ZM258 226H257V227H258ZM1 227H4V226H1ZM17 227H18V226H17ZM60 227H61V226H60ZM60 227H59V228H60ZM139 227H140V225H139ZM175 227H176V226H175ZM214 227H215V225H214ZM231 227H232V225H231ZM235 227H237V226H235ZM250 227H253V222H252L251 225H250V224L248 225V229H249V230H250ZM260 227H261V226H260ZM6 228H8V227H5V229H6ZM18 228H19V227H18ZM27 228H28V227H27ZM29 228H31V227L29 226ZM37 228H35V230H37ZM49 228H50V227L48 226V229H49ZM52 228H54V227H52ZM52 228H50L49 230H51ZM62 228H63V226H62ZM142 228H143V227H142ZM158 228H160V227L158 226ZM0 229H1V228H0ZM5 229H4V228L2 229V230L4 231V233L6 232ZM19 229H22V228H19ZM42 229H43V230H42ZM56 229H58V228H55V230H56ZM63 229H64V228H63ZM63 229H62V230H63ZM65 229L67 230V227H66ZM65 229H64V230H65ZM150 229H151V228H150ZM160 229H161V228H160ZM211 229H212V227H211ZM211 229H210V230H211ZM223 229H225V228H223ZM236 229H237V228H236ZM241 229H242V228H241ZM244 229H245V228H244ZM248 229H247V230H248ZM259 229H260V228H259ZM262 229H263V228H261V230H262ZM25 230H26V228H25ZM33 230H34V228H33ZM33 230H32V232H33ZM35 230H34V231H35ZM52 230H53V229H52ZM52 230H51V231H52ZM55 230H54V231H55ZM58 230H59V229H58ZM58 230H56V231L59 233ZM140 230H141V228H140ZM146 230H147V229H146ZM148 230H149V229H148ZM164 230H165V229H164ZM177 230H178V229H177ZM184 230H185V229H184ZM210 230H209V231H210ZM217 230H218V229H217ZM221 230H222V229H221ZM228 230H229V229H228ZM228 230H227V231H228ZM230 230L232 231V228H231ZM8 231H9V229H8ZM19 231H21V230H19ZM19 231L17 230L16 232L18 233ZM27 231H28L27 233L30 232L29 230H27ZM37 231H39V230H37ZM37 231H36L35 233H37ZM51 231H50V233H51ZM168 231L170 232V234H171V232H173V231H170V230H168ZM213 231H215V230H213ZM237 231H238V230H235V233H237ZM239 231H240V229H239ZM252 231H256V228H255V230L252 229ZM262 231H263V230H262ZM11 232H12V231H11ZM148 232H149V231H148ZM148 232H147V234L149 235V233H151V232H149V233H148ZM153 232H154V231H153ZM159 232H160V231H159ZM178 232H179V231H178ZM180 232H181V230H180ZM207 232H208V231H207ZM210 232H211V231H210ZM228 232H229V231H228ZM240 232H241V231H240ZM244 232H245V231L243 230V233H244ZM259 232H260V231H259ZM259 232L257 231V233H259ZM0 233H2L1 230H0ZM6 233H9V232H6ZM19 233H20V232H19ZM22 233H23V231H22ZM25 233H26V231H25ZM47 233L50 234L49 232H47ZM52 233H53V231H52ZM54 233H55V232H54ZM54 233H53V234H54ZM137 233H138V232H136V234H137ZM145 233H146V232H145ZM162 233H163V228H162ZM165 233H166V232H165ZM165 233H163V234H165ZM196 233H197V232H196ZM201 233H202V232H201ZM208 233H209V232H208ZM218 233L220 234L219 231H218ZM224 233H225V232H224ZM226 233H227V232H226ZM226 233H225V234H226ZM229 233H230V232H229ZM235 233H234V234H235ZM248 233H249V232H248ZM255 233H256V232H255ZM257 233H256V235L259 236V234H260V235L262 236L261 233H259V234H257ZM10 234L12 235V233H10ZM31 234H32V233H31ZM33 234H34V233H33ZM43 234H44V233H43ZM48 234H47V235L44 234V235L48 236ZM62 234H63V232H62ZM62 234H61V237H62ZM132 234H133V233H132ZM147 234H146V235L144 234V238H145V236H147ZM151 234H152V233H151ZM151 234H150V235H151ZM173 234H175V233H173ZM173 234H172V235H173ZM178 234H179V233H178ZM209 234H210V233H209ZM209 234H208V235L205 234V237L207 236V237L209 238ZM212 234H215V233H212ZM212 234H211V235H212ZM227 234H228V233H227ZM0 235H1V234H0ZM11 235H10V237H13V236H11ZM37 235H38V233H37ZM39 235H40V232H39ZM59 235H60V234H59ZM138 235H140V234H138ZM183 235H184V234H183ZM199 235H200V234H199ZM199 235H197V234L195 235V234H194V236H196L197 238H199V239H200L199 241H201V239L203 238V235H204V234L201 235V237H200ZM215 235H217V234H215ZM232 235H233V234H232ZM236 235H237V234H236ZM239 235H240V234H239ZM35 236H36V235H35ZM41 236L43 237V235H40L38 238H40ZM49 236H51V235H49ZM54 236H55V235H54ZM140 236H142V234H141ZM152 236H153V235H152ZM168 236H169V234H168ZM168 236H167V238H166L165 240L170 241V238H168ZM175 236L178 237V235H175ZM237 236H238V235H237ZM241 236H242V235H241ZM2 237H4V235H3ZM8 237H9V236H8ZM134 237H135V234H133V238H134ZM136 237H137V236H136ZM136 237L134 238L135 240L138 239V238L136 239ZM148 237H149L150 239L153 238V237L151 238V236H148ZM159 237H160V236H159ZM159 237H158V238H159ZM165 237H166V236H165ZM170 237H171V236H170ZM177 237L172 236L173 239H175V238L177 239ZM179 237H180V236H179ZM181 237H182V239H183V236H181ZM205 237H204V238H205ZM207 237H206V238H207ZM213 237H214V236H212V237H210V238H213ZM226 237H227V236H226ZM251 237H252V236H251ZM251 237H250V238H251ZM254 237H255V236H254ZM254 237H252L253 240H254ZM36 238H37V237H36ZM59 238H60V237H59ZM133 238H130V239H133ZM154 238H155V237H154ZM184 238H185V237H184ZM208 238H207L206 241L204 240L205 243H206L207 241H208V242H210V241L212 242V239H211V240L209 239V240H210V241H209ZM219 238H220V235H219ZM236 238H238V237H236ZM258 238H259V237H258ZM258 238H256V239H258ZM54 239H55V238H54ZM134 239H133V241H134ZM141 239H142V238H141ZM141 239H140V240H141ZM150 239H147V240L150 241ZM156 239H157V236H156ZM159 239H160V238H159ZM180 239H181V238H180ZM216 239H217V237H216ZM228 239H229V238H228ZM232 239H233V237H232ZM262 239H264V238H262ZM262 239H260V240L262 241ZM56 240H57V239H56ZM56 240H55V241H56ZM140 240H137V244H139L138 241H140ZM154 240H155V239H152V241H154ZM162 240H163V239H162V237H161V241H160V240H159L160 242L158 241V242H159V246L161 245L160 247L164 246V245H163V242H164V241L162 242ZM183 240H184V239H183ZM187 240H188V239H187ZM187 240L185 239V240L183 241V243H184L185 241H187ZM214 240H215V239L213 238V242H214ZM217 240H218V239H217ZM253 240H252V241H253ZM260 240H259V241H260ZM6 241H7V240H6ZM37 241H38V240H37ZM45 241H46V240H45ZM152 241H151V242H152ZM168 241H167V242H168ZM173 241H174V240H173ZM173 241H171V243H172ZM175 241H176V240H175ZM177 241H178V240H177ZM177 241H176L175 243H177ZM196 241H197V240H196ZM202 241H203V239H202ZM226 241H227V239H226ZM58 242H61V241L58 240ZM134 242H135V241H134ZM144 242H145V240H144ZM151 242H150V244H151ZM156 242H157V240H156ZM156 242H155V243H156ZM161 242H162V243H161ZM211 242H210V243H211ZM213 242L211 243V245L214 244L216 241H215L214 243H213ZM217 242H219V240H218ZM234 242H235V241H234ZM234 242H233V243H234ZM56 243H57V241H56ZM141 243H142V242H141ZM147 243L149 244V242H147ZM155 243H154V245H153V243H152V246H153V247L155 246ZM168 243H169V242H168ZM168 243H166L165 246H167ZM178 243H179V242H178ZM178 243H177V244H178ZM197 243H198V242H197ZM200 243H202V242H199V244H200ZM236 243H237V242H236ZM252 243H253V242H252ZM263 243H264V242H263ZM150 244H149V245H150ZM180 244H181V243H180ZM191 244H192V242H191V243H188L187 245L190 246ZM207 244H208V243H207ZM207 244H206V245H207ZM215 244H217V243H215ZM218 244H219V243H218ZM218 244H217V245H218ZM248 244H249V243H248ZM254 244H255V243H254ZM260 244H261V243H260ZM51 245H52V244H51ZM142 245H143V243H142L140 246H139V245H137V246L141 247ZM149 245H148V246H149ZM173 245H174V244H173ZM181 245H182V244H181ZM181 245H180V247L182 248L183 246H181ZM201 245L203 246V245H205V244H201ZM206 245H205V246H206ZM217 245H216V246H217ZM246 245H247V244H246ZM258 245H259V244H258ZM263 245H264V244H263ZM52 246H55V245H52ZM56 246H57V245H56ZM60 246H61V245H60ZM156 246H157V245H156ZM168 246H169V245H168ZM168 246H167V247H168ZM175 246H176V245H175ZM184 246H185V248H186V244H185ZM189 246H187V249L191 248V246H190V247H189ZM212 246H213V245H212ZM219 246H220V245H219ZM240 246H241V245H240ZM251 246H252V245H251ZM58 247H59V246H58ZM145 247H147V246H146L145 243H144V248H145ZM153 247H152V248H153ZM171 247H172V249H173L172 244H171L170 248H171ZM177 247L180 249L179 245H178ZM192 247H194V246H192ZM197 247L199 248V246H197ZM197 247H195V248L197 249ZM203 247H204V246H203ZM203 247H202V248H203ZM213 247H215V245H214ZM213 247H211V248H213ZM243 247H244V246H243ZM249 247H250V245H248V246L245 248V249L247 250V252H248V250L250 249ZM257 247H258V246H257ZM257 247H256V248H257ZM263 247H264V246H263ZM56 248H57V247H56ZM149 248H150V246H149L147 249H149ZM155 248H156V247H155ZM164 248H165V247H162V249H164ZM175 248H176V247H175ZM183 248H184V247H183ZM183 248H182V249H183ZM207 248H208V247H206V249H207ZM211 248H208L207 250H209V249L211 250ZM218 248H219V247H218ZM218 248H216V249H218ZM145 249H146V248H145ZM153 249H154V248H153ZM156 249H157V248H156ZM167 249H169V248H167ZM172 249H169V250H170V251H173L174 249H173V250H172ZM176 249H177V248H176ZM176 249H175V250H176ZM191 249H193V248H191ZM204 249H205V248H204ZM216 249L213 248L211 251L216 250ZM251 249H252V248H251ZM134 250H135V249H134ZM141 250H143V249H141ZM154 250H155V249H154ZM159 250H161V249H159ZM183 250H186V249H183ZM200 250H201V247H200ZM257 250H258V249H257ZM260 250H261V248H260ZM262 250H263V248H262ZM19 251H20V254H21L22 251H21V250H19ZM137 251H138V250H137ZM143 251H144V250H143ZM143 251H141V252H142V253H141L142 255L139 254V256L141 255V257H142V256L146 253V252H145V253L143 254ZM145 251H146V250H145ZM147 251H150V252H152V254H153V251H152V250H147ZM155 251H156V250H155ZM162 251H163V250H162ZM166 251H167V250H166ZM181 251H182V250H181ZM189 251H190V249L188 250V252H189ZM201 251H202V250H201ZM204 251H205V250H204ZM211 251H210V252H211ZM216 251H217V250H216ZM218 251H220V249H219ZM241 251H242V249H241ZM241 251H240V253H241ZM135 252H136V251H135ZM156 252H157V253H160V252H158V250H157ZM156 252H155V253H156ZM163 252H164V251H163ZM182 252H183V251H182ZM182 252H180V253H182ZM191 252H193V251H190L189 253H191ZM214 252H215V251H214ZM247 252H245V253L243 252L244 255H245V254L247 255ZM250 252H251V250H250ZM136 253H137V252H136ZM136 253L133 252V254H136ZM139 253H140V252H139ZM164 253H165V252H164ZM164 253H163V255H164ZM166 253L168 254V252H166ZM169 253H170V252H169ZM208 253H209V251H208ZM211 253H212V252H211ZM226 253H227V252H226ZM259 253H260V252H259ZM259 253H258V254H259ZM11 254H12V253H11ZM14 254H15V253H14ZM20 254H18V255L15 254V255L20 256ZM148 254H149V253L147 252V253H146V256H149V257H147V258L150 259V258H151L150 255H151V254H150V255H148ZM161 254H162V253H161ZM15 255H14V256H15ZM170 255H171V254H170ZM181 255H182V254H181ZM181 255H179V257H180ZM212 255H213V254H212ZM214 255H215V254H214ZM235 255H236V254H235ZM238 255H239V253H238ZM244 255H243V256H244ZM252 255H253V254H252ZM111 256H112V255H111ZM133 256H134V255H133ZM135 256H136V255H135ZM135 256H134L133 259L139 257V256H137V257H135ZM146 256L144 255L145 258L143 257V259H147ZM152 256H153V255H152ZM155 256H156V254H155ZM164 256H168V255H164ZM164 256H160V255H159V257H161V258L164 257ZM217 256H219V255H217ZM217 256H216V257H217ZM222 256H223V258L226 257V258H227V259L225 258L226 260H228V258H229L227 255L224 256V254H223ZM233 256H234V255H233ZM239 256H240V255H239ZM239 256L236 255V256H234V257H237V258L239 259ZM247 256H248V255H247ZM257 256H259V255H257ZM261 256H262V255H261ZM157 257H158V255H157ZM181 257L184 258V256H181ZM181 257H180V258H181ZM193 257H194V256H193ZM201 257H202V256H200V257H198V258H201ZM203 257H204V256H203ZM203 257H202L201 259H203ZM212 257H213V256H211V257L209 256V259H211ZM250 257H252V256H250ZM263 257H264V256H263ZM8 258L10 259V257H8ZM11 258H14V260H15V257L12 256ZM107 258L112 259V261L114 260L112 257H109V256H108ZM114 258H115V256H114ZM116 258H117V257H116ZM116 258H115V259H116ZM139 258H140V257H139ZM154 258H155V257H154ZM170 258H171V256H170ZM170 258H169V259H170ZM191 258H192V257H191ZM198 258H197V259H198ZM217 258H218V257H217ZM221 258H222V257H221ZM241 258H243V257H241ZM244 258H246V257H244ZM247 258H248V257H247ZM1 259H2V258H1ZM1 259H0V260H1ZM6 259H7V258H6ZM133 259H132V260H133ZM149 259H147V260H149ZM157 259H158V258H157ZM157 259H156V262H157ZM195 259H196V258H194V260H195ZM212 259H213V258H212ZM212 259H211V260H212ZM215 259H216V258H215ZM219 259H220V257H219ZM231 259H234V258H231ZM235 259H236V258H235ZM249 259H250V258H249ZM7 260H8V259H7ZM12 260H13V259H12ZM12 260L10 259V261H12ZM103 260H104L105 262H107L109 259L106 260V259L103 258ZM117 260H118V259H117ZM117 260H114V261H117ZM130 260H131V259H130ZM130 260H129V261H130ZM136 260H139V259H136ZM151 260H152V259H151ZM161 260H163V259H161ZM161 260H160V261H161ZM174 260H176V259H174ZM174 260H173V263H171V260H169L170 263H169V262H168V263H169V264H175V263H174ZM178 260H179V259H178ZM178 260H176V264H178V263L180 262V260H179V261H178ZM184 260H185V259H184ZM186 260H187V259H186ZM186 260H185V261H186ZM192 260H193V259H192ZM192 260H191V261H192ZM211 260H210V261H211ZM216 260L219 261L218 259H216ZM216 260H215V263H217ZM226 260L224 261L225 263H227ZM244 260H245V259H244ZM3 261H4V260H3ZM5 261H6V260H5ZM5 261H4V262H5ZM8 261H9V260H8ZM118 261H119V260H118ZM121 261H122V260H121ZM121 261H119V262H121ZM127 261H128V260H127ZM133 261L136 262L135 260H133ZM166 261H168V258H167ZM187 261H188V260H187ZM197 261H199V260H197ZM206 261H207V260H206ZM206 261L204 260L205 263L208 262V261H207V262H206ZM262 261H264V258L262 259ZM0 262H1V261H0ZM97 262H98V261H97ZM101 262H102V260H101ZM105 262H103V263H105ZM109 262H111V260H110ZM130 262H132V261H130ZM158 262H159V261H158ZM183 262H184V261H181V263H179V264H182ZM219 262H220V261H219ZM233 262H234V261H233ZM260 262H261V261H260ZM6 263H7V262H6ZM6 263H2V264H6ZM112 263H113V262H112ZM115 263H117V262H115ZM132 263H133V262H132ZM162 263H163V264H166L167 262L165 263V260H164V262H162ZM189 263H191V262L189 261ZM199 263H200V262H198V264H199ZM205 263L201 262V264H205ZM211 263H212V262H211ZM211 263H210V264H211ZM7 264H8V263H7ZM96 264H97V263H96ZM100 264H101V263H100ZM105 264H106V263H105ZM108 264H109V263H108ZM113 264H114V263H113ZM122 264H123V263H122ZM124 264H126V263L124 262ZM127 264H128V262H127ZM147 264H150V262L147 263ZM151 264H152V263H151ZM160 264H161V262H160ZM183 264H185V263H183ZM186 264H187V262H186ZM191 264H192V263H191ZM217 264H221V262H220V263H217ZM259 264H260V263H259Z\"/></svg>","mask_w":264,"mask_h":264}]
</instances>
